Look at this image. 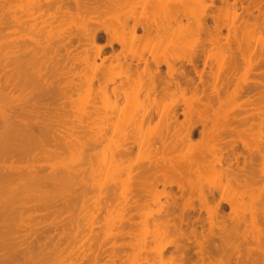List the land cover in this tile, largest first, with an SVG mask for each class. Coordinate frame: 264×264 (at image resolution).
<instances>
[{
	"label": "rangeland",
	"instance_id": "1",
	"mask_svg": "<svg viewBox=\"0 0 264 264\" xmlns=\"http://www.w3.org/2000/svg\"><path fill=\"white\" fill-rule=\"evenodd\" d=\"M1 1H2V0H1ZM1 1H0V6H2V8L0 7L1 10L4 8L3 6H6V5L8 6V7L6 6V7L2 10V13L7 12L6 14H8V12H9L10 10L12 11V9H13L12 12L15 11V12H18V13H19V15H18V14L16 15V13L14 12V14H15L16 16H18V17H16L17 20H18L19 16H23V15L25 16V15H27V11H28L29 14H30V11H31V12L33 13L34 17H36V16L38 15L36 18H34L33 15L31 14V15H30L31 20L28 18L29 15H28V17L26 16L27 20H30L31 22H33V24H35V21L37 20L36 23H37V27H38L37 29H38V30L35 28L36 26H33V24L31 25V27H34L35 29H34V28H33V29H34V30H37V32H35L34 30H33V31L30 30L31 32L29 31L28 33H30V34L28 35V33H26L27 30H26V31H23V30L21 29L22 31H21V30L18 31L17 28L12 27V26H16L19 22L22 23V22H21L22 20H21V21L19 20V22L16 21L17 24H15L14 21H12L14 24L10 21V19H11L12 16L14 15L13 13H11L12 16L10 15V16L8 17V19L11 17L8 21H10V23L13 24V25H11L10 23H9L8 25H11L12 29L14 28V31H16V32H18V33L15 32L14 35H13L12 32H14V31L11 30V27H8L7 30H6V28H5L4 30L1 29V30H3V32L0 30V31L3 33V35H4L5 33L7 34V35H6V34L4 35V36H5V37H4L5 40H4V38H1L3 35H2V33L0 32V46L3 47V46L1 45V43H3V44L6 43V44H4L5 47H6V45H9V44L11 43V45L9 46L10 48L7 46V47L4 48V50H3V49L0 47V48L3 50V51H1V49H0V51H1V54H0L1 57H0V59H1V60L3 59V62H6V63H3V62H2V63L5 64V65H3V64L1 63V65H3L4 67H2V66L0 65V68H2V69H0V70H1V71H0V76H2L1 74H4V73H5V74H6L5 77H7V76H8V75H7V71H8V73H10V74H9L10 77L8 76L6 81L3 80L2 77H0V80H1L0 83H1L2 85H4V83H5V82H8V80H13V79H14L12 82L9 81L8 83H5L8 87H7L6 85H4V86H6V87L3 86L2 89H0L1 91L3 90V91H2V92H3L2 95H5V97L8 96V98H7V97H6V98L4 97V98L9 100V101H8V100H6V101H5V100H4V101H3V100H0V103H1V104H0V114H1V113L4 114L3 117H1V115H0L1 119H4V118L6 117V114L10 115L9 113H10V112H13L12 110H13L14 108H13V107L11 108V106H14V107H15V105L19 103L18 99L21 100V103H24V101L26 100L25 103H27V104H28L27 100H33V101H30L29 103H30V104L33 103L35 106H33V104H32V105L28 104V105H30V106H28L29 109H26V110L29 111V113H31V115H32V114L35 115V116H33V118H32V116L29 115V113H28V115H29L30 118L27 117V121L29 122V121L31 120V121H30L31 125H32V123H33V124H35V127H36L37 123H35V122L38 121V123H39L40 121H42V120L44 119L46 123H48L47 121H49V122L52 124V125L50 124L51 127H52L53 124H54V128H51L50 126L47 125L50 129H52V131L55 130L56 127L59 128V126H60L61 124H63V122H64L65 120H66V122H64V123H67L68 126H67L66 124H63L64 126H62V125L60 126V128L62 127L61 130H57V131H62V130H63L62 133H61V132H57L58 135H59V134L62 135L63 133H65V134H64L65 136L62 135L61 139H59V137L57 136V133H55V135H56V138H55V139H57V137H58V140H61V141H58V142H57V143H58L57 146L60 144L58 147H61V149L58 148V147L56 148L55 146L52 147L53 145H51V144H50L51 147H50L49 145H48V147H46L47 144H46L45 142L50 143L49 141H51V143H52V142L54 141V143H55V140H54V139H53V140L51 139V138H52L51 135H50L51 137L49 138V134L52 133L50 129H48V131L50 130V133L48 134L47 137L41 135L42 137H41V136H38V137H40L38 140H37L38 137H35L36 140H35L34 142H38V143L40 142L39 144H40V146H42V147L46 144V146H44V147H45V150H46L47 148H49V149H47L46 152H44L43 149H41V150L38 149V147H39V144H38V143L36 144L37 147H35V149H34V147H32L34 150H33L32 148H30V147H31L30 144L27 145V147H29L30 150H32V151L29 150V151H30L29 154H31L30 157H32V158H29V154H28V153H23V151H21V152L24 154V155H23V154H21V153L19 152V151L21 150V148H22V149L24 148V147H22L23 144H21V143L19 142V144H21V148H19L20 145H19V147H18V145L15 144V143H16L21 137H20L19 139H16V141H13V140H15V138H14L13 140L10 138V140H12L13 143H14V144H12V141H11V142L9 141L10 144H12L11 146H13V147H11L10 144L7 145L6 142H5V143H6V144H5V143H4V139H5V138H3L2 136H0V137L3 138V141H2V142H3L5 145H7V147L5 146V148H6L5 150H8L7 148H8L9 146H10L9 149H11V150H9V151H11V152L6 151V152H8V153L11 154V155L9 154L11 157L8 155V158L10 157L9 160H8V158H7V160L5 159L7 156H2V157H1L2 153H4L3 150H2V152H0V157H1V161H0V169L3 170V172L5 171L4 168H5L6 170H8L7 168H9V167H10V168H9V171H10V169H11L12 167H14V168H12L11 170H15V171L18 170V169H16V167H17V168H20L21 170H23V167L26 165L24 168H28V169H29V167H31L29 170L32 171L33 168H35L34 170H36L38 167H40V166L42 165V167H43V166H44L45 168L47 167L46 169H47L48 171L45 169V170H46V173L48 172V173H52V174H54V172H56V171H58V170H64V168H65L66 166H68V167L71 166V165H75V166H76L78 163L80 164V163H82L83 161H85L84 158H83V159H81V162H79V161H80V160H79V156L81 155V156L83 157V154H85V153H82L81 151H86L87 154H89V155H87V158H88V159L86 158V160H87V164H86V163L84 164V162H83V164H81V168L78 167V169H76V170H78L76 174H78L79 172H81L80 174H86L85 172L89 169V170H88V173H87V176L90 177V178L88 179V178L84 177L85 179H88V180L85 181V179L83 178L84 180L82 179V181H81V182H82L81 185L83 184V185H82V186H83V191H85V190L87 189V188H85V190H84V186H86V185H87V186H90V185H91V186H90V188H91V187H93V186H92L93 184H91L92 181H93V183L95 184L94 181H95V180H96V181L99 180L98 178H99L100 176H101L100 178H102V177L105 176L106 174L108 175V173H107L108 169H109V179H108V180H109V182L112 181L111 183L113 184V185H110V184H109V187H110L111 190H112V189H115V188H116V189H115V190H112V191L109 189L111 193L109 192L110 194H109V196H108V194H107L108 192H107V193L104 192V191H106V189H105V186H103V188H104L105 190H104L103 192H100V191H99V194H98V192H96V191H98L97 189H98V188H101V187H98V185L96 186V184H95L96 190L94 189V193H95V192H96V193L94 194L93 191H92V193L94 194V196H93L92 193H90V191H88V194L86 193V192H87V191H86V192H85L86 195H85L84 192L81 190L79 193H81L82 195H81V194H78V197H79V195H80V197L78 198V197H76V193H78V190L81 189V188L79 189L80 185L78 186V185L76 184V185H74V186L72 185V187H71V186H70V185H71V183H70L71 180L68 181V182H64L63 185H60V186L57 185L58 187L55 186L56 188L54 187L55 189H52V190L50 189L51 184H50V187H48V186L46 185V184H47V183H46L45 185H46V187H48V189H47L48 192L45 191V194H43L44 190H46V187H45V189H44V187H43L44 190H43V192H42V195L38 193V192L41 193V190H37L38 192L35 193V194H36V195H35L36 197H39L38 195H41V197H40V198H36V197H35V198H32V196L27 195V193H28V192H27L28 189H27V191H26V195H27V196H26V197H27L28 200H25V202H23V203H22V201H24L23 197H25V195L22 196V195H23V194H22V191L24 190V188H23L22 191L19 190L20 193H21L22 195H19V193H18V196H19V197H18V196L16 195L17 193L15 194V195H16V198H15V199L13 198V200H18L17 202H12V201H10L11 199H10L9 197H10L11 194L8 193V195H7V193H6L7 190H6V191L4 190V192H1V196H0V197H2V193H4L2 198H4V197L6 196V199L8 198V201H10L11 204H12V203H13V204L15 203L16 205H18V202L21 201V202H19V203H21V204H20L21 206H17V207H18L17 210L19 209V210H18L19 213H17L18 211H16V213L14 212V210L12 211V208L14 207L13 204L10 205V203H9L10 206H9V205H6V204L4 205V207L0 206L1 209L4 208V210H5V208H6L7 206L9 207V209L11 208V206H13V207L10 209V211L14 212L13 214H11V216L13 215V216L15 217L16 221H19L20 223L18 222L19 224H17V222L14 221L15 219L13 218V216H12V218H13L14 220L12 221V218H11L10 222H11V223L13 222L12 226H14L15 223L19 226V230H18V231H20V232L17 231L18 226L15 225L17 228L14 226L15 229H16V231H17V235H19V233H22V232H23L24 234H26V232H27V234L31 232V234H32V232H33V229H31L32 227L37 228V226H39L40 224H42V226H43V224H44V225H46L47 223H48V224H47V226H45V227H41V225H40V226H39V228L41 227L40 230L37 228V229H38L37 232H36V233H35V232L33 233V234H37V235L42 236V237H40L39 239L35 237L36 235H33V234L31 235V234H30V236H29V234H28V235L26 234V235H27V241H26V239H24V237H25L26 235H23V234H22V235H23V236H22V235L20 234V237H18V236L15 234L16 232H12V231H11L12 229L14 230V227H13V228L11 227V228H12V229H10L11 233L6 232V234L8 233L7 235L9 236V235H11V234L14 233V235H16V236L11 235L10 238L13 237V236H14V237H18V238H16V239L13 238V239H11V240H14V241H9V237H8V236H4L3 234H5V233L3 232V234H1L2 236L0 235V238H1V239H0V243H1L0 246H2L4 249H5L6 246H7V247H6L5 250H4L2 247L0 248V251H1V252H0V254H1L0 256L2 257V258L0 257V259H1V260H0L1 263H0V264H3V263H4V264H14V263H16V264H22L23 261H24L23 264H25V262L30 264V263H32V261H33L32 259H33V258H34V259L36 258L35 260H38V261L41 262V263H40V262L34 260L33 263H36V264H49V263H50V264H69V263L72 261L71 258L73 259L72 262L75 261V263H77L78 261H80V260L82 259L78 264H85V263H86V264H93V263H94V264H96V263L98 264V260H99V264H104V263H105V264H114L113 262H115V261H116V264H119L120 262L123 263L122 260L124 261V264H125L126 259L128 260V262L126 261L127 264H139V263H140V264H143L142 262H146V261H149V260H150L149 262L144 263V264H149L151 261H152V262H153V261H158L157 258H160V260L163 259V258H164V255H165V257L168 255V257L165 258L166 260L169 258V261L167 260V262H168L167 264H170V263H171V264H174L175 261H176L175 264H180L181 261H180V263H179L178 259H177V260H176V259H175V260H171V259H172V257H173V259H174V258H177V257H176V254H177V253L175 254V252H176L177 249H176L174 246H175V245H179V243H181V241H182V243H183L184 241L182 240V238L180 237V235H177V234H176V231H175V233L173 234V232H174V231H172L173 229H171V232L169 233L170 236H171V235H172V236H171V237L168 236V240H169V239H170V240L173 239V240L175 241V239H176V241H175V245H172V244L168 245V244H167V247H165L166 249L163 250V253H164V254L162 253L163 256H161L160 254H158V250H155V249L158 248L159 245L163 244V242H166V240H165V239L162 240L163 237H162V236H161L162 238L160 237V233H159V232H160V229H157L158 226H160V224L158 223V224H159V225H158L157 223L154 224V223H152V222H154V221H153L154 218L157 219L156 217H158V218L162 217V216H160V215H162V214H161L160 212L158 213L157 210H159V209L161 208V206H164V205H165V207H166V205L168 204V202H170L171 199H170L169 197H166V196L164 197L163 194H162L161 192H159L160 190H162V185H160V184H158V185L156 186V189H157L156 192H159V193H158V197L160 196V197H159V201H157V202L155 201L156 203H153V201L155 200L153 197L156 196V195H155L156 192H153L154 194L152 193L153 197H152V196H146V193H143V194L141 193L140 196H136L137 194L139 195V193H138V191H137V189L139 188V186L136 185V183L134 182V181H136V180L133 178L134 176H132V174H131V176H132V178H133V182H134V184H133V182L130 180V177H131V176H130L128 173H130V170H132V169H134V168L137 169V168L140 167V170H142V167H145V166H143L144 164L146 165V163H147L149 160H152V159L154 160V159H156V158L159 157V156H160V159H159V158H157V159H159V160L162 159V160H163V157L166 155V156L164 157V159L166 158V159H167V163H168V161L171 160L170 157H172L173 154H174V156H177L178 154L180 155V153H181L182 155H183V153H184V155H183L184 157H186L187 154H189L188 151H190V154H191V152H192V147L194 146V144H195L194 148L196 147L195 149H198L199 147H200V148L205 147L207 143L211 144L210 142H207V140H209V139L211 138V136H206V137L204 136V137H201L202 135L199 133V131H200L201 128H202V125H200V124H201V123H200L201 121H203L205 124H207V125L210 126V125L213 123L212 121H213V119H214L215 124H214L213 129H215L216 124L219 123V119H217V117L220 115V116H222V117L220 118V124H221L223 121H225V122L223 123V125L226 124V122H227V124H230V125L233 124V125L235 126V122H236L237 120L234 122V120H233L232 117L235 116V115L237 114V112H238L240 109H242L241 105H243L244 102H245V103H249V100L247 101V99H248L247 97H248V96H244V95H242V94H241V95L238 94L240 97L236 94L240 99H239L237 96H235L234 90H235V87L237 88V86H236L237 83L234 84L233 82L238 81V83H239L240 81H242V79H243L242 74H243V72L246 70V67H247V64H248V63L245 64L244 61L242 62V59L239 60L241 57H240L239 59H238V57H237V59L239 60V62H238V67H241V68H240L241 70H242V67H244L245 65H246V67L243 68L242 71H238L239 68H237V70H236L237 75H236V73H235V75L237 76V80L234 78V80H236V81H233V82L231 83V85L229 84V85L226 87V89H225V87H223V86L221 87V85H220L219 83H221V81H222L221 79H223V78H221V75H219V74L221 73L222 69L225 67L224 64L227 63V65H228V60H229L231 57L229 56V54H228V56H229L230 58L226 57V56H227L226 54H227L229 51H227V50H228L227 48L225 49V51H227V52H225V53H226V54H225V57L228 58L226 61H225V57H224L222 54H219V58H220V57H221V58H220L219 60H217V58H218V54H214V53H219L220 50H219V49L217 50V48L214 47V46H211L212 48H210V43L206 42V41H205L206 39H203L202 36H200V37L203 39L202 41H205V43H204L205 46H206V45L209 46L210 49L208 48V49H209L208 54H211V57H212V58L210 57L209 59H207V61L209 62V66H208L207 61H206V66H202V65H204L202 59L200 60L201 62L199 61L200 64L198 63V65H201V66H198L199 70H200V69L202 70V69L204 68V69H203V70H204L203 72L206 71V72H205L206 74H204V73L202 74V75H204V77H207V75L210 76L209 73L211 74V76H210V78H209L210 80H209V79H205V78H203V79H205V80H204L205 82H206L207 80H209V81H207V84L205 83L207 86H205V84H204V87L201 88V85L198 84V85L200 86V88H197V89L195 88L194 90L191 89L190 91H189L188 89H186V91H184V90H185V89H184V90L181 91V92H179L180 90H179V91H175V94H174V93L172 94V95H174V96L164 97V98H162V97L159 98V96H157V100H159V101H157V104H160V105H161V106L158 105V106H159L158 109H161V110H162V108H163V109H167V108H166L167 106H168V109H169V107L172 106V104H173V106H174V103L176 102L175 105H176V107H177L176 110L178 109V110H177V112H178V113H177V115H178V116H177L178 122L183 121L184 124H187V125H188V123L185 122V121H188V120H189L188 118H190L189 123H191V121H192V123H196V122H197V126L195 127L196 130H194V133H195V134L193 133V135H192V137H191L192 139H190V141L194 139V141H191L193 144H192L191 142L189 143L188 140H187L186 143H188V144H186V143H184V142H183L184 144H182L184 147H181V145H180V147H179V146L177 145L178 143L174 145V143H176V142L179 141L178 138H180V136L178 135L179 137L177 136V138H175V142L173 143V141H172L173 144L170 145V146L173 145V146H172L173 148L167 146V149H166V146H165L164 144H161V142H160V143H159V142H155L156 144H155V143H153V144H149V145H151V146L148 145V148H147V146H144V143H145V142L143 143L142 141H146L145 139L150 138L153 134H157V133L160 132L162 129H164V128H163V127H164V122H162V120H163L162 118H164V117H160V116L156 115V113H155V114H154L155 117H152L153 119L151 118V119L149 120L151 123H150V122H144V124H141V126H139L140 129L136 128V124H133V123H135V121H134L135 119H133V118H135L136 115H139L141 111L143 112L144 109H149V110H151V111L153 110L152 112L154 113V109H155V107H157V106L154 105L155 103L152 101L153 98L151 97V98H152V99H151L150 97L148 98L147 96H145V92L142 91V90L140 91V92H142V94H141V93L139 92V88L137 89L138 86L136 87L134 83H133L134 85H132L131 82H130V84H131L132 86L129 85V83H128V84H127V83H124L123 80L126 81V78H125V76H124L123 74H129V73H130V70H128V67H129V63H128V62H131V64H132L131 68H132V67L134 66V64L136 63V62H135L136 60H135L134 58H136V55H138V56L140 55V56H141V55H142L141 52L144 54V57H146L147 60H151V61H149V62H151V63L154 62V61H153L154 58L152 59V56H154L155 53H156V54H155L154 57L157 56V57H156L157 59H158V57H160V59H161V56H162V59H163V56H165V57L167 56L166 59H168V57H169L168 55H169V54H167V53H168L169 50H166V49H167V48L169 49L170 46H169V45L167 46V43H166L165 41H167L169 38L167 39L165 36L163 37V35H164V34H163L162 37H163L164 39H161L162 37H161V38H158L157 36H156V38L154 39L155 36H154L153 33H152L153 35L151 34L153 38H152V37H151V38H149V37L146 38L145 36H147V35L144 36V32H143L140 28L137 30L139 36L136 34V35H137L136 38H133V37H135V36H132V37H131V34H130L129 37H128L127 35L129 34V30L127 29V26H126L128 23H127V24L125 25V27H124L123 24L118 23V22H120V20H119L118 18H119L120 16L122 17V15H124V13H125L126 15H129L130 13L127 14V12L134 11V13L136 12V14H138V13L140 14V15H139L140 20H141L142 18H146V17H147V19H148V20L150 21V23H152V24H155V22H156L157 24H163V25H165V24H167L166 21L168 20V18H169V19H172V17H175V16H174V15H175L174 13H176V14L178 15V14H180V13L183 11V9H184V10H185V9H186V10L188 9L189 12L191 11V9L194 10V11H197V10H198V5H197V3H198V4H199V2H202V3L205 2V3H206V2L209 1V0H207V1H206V0H204V1H203V0H202V1H200V0H198V1H197V0H181V1H180V0H179V1H178V0H177V1H176V0H162V1H160V0H131L132 2H131L130 0H128V2H127V0H124L125 2H123V0H120V3H124V5H123V4H119V3H118V4H117V3L114 4L115 6H116V4H117V6H118L117 8H120L119 5L122 6V8H120L119 10H115V9H116L115 6L112 5V3H114V2H110L109 0H106V1L109 2L108 4H111L112 7L115 8V9H114V8H113V9H112V8L109 9V10H111V11L108 10V12L105 11V9L103 8V7H105L104 5H101V7H100V8L102 9V11H100V10H93V9H95V7H96V9H100V8H98V6L100 5L99 2L102 3L103 0H102V1L97 0V1H99L98 4H95V3H97V2H95L96 0H91V2H90L89 0H86V2L88 1L87 3H91V4H93V5H91V6L93 7V9L91 10V6L85 3V7H86L87 9H86V8L84 9V8L81 6L80 9H78L77 11H76V9H77L76 6H78L79 4L81 5L82 3H80V2H83V0H82V1H80V0H76V1H78V2L80 1L79 3H76L74 0H73V1L71 0L73 4H74V2H75L74 10H73V7L71 6V5H73V4L71 3L70 0H66V1H65V0H61V3H60V0H59L58 2H57V0H53V1L50 0V4H49V0H47L48 3H46L47 1H45V0H44L45 2H44L43 0H41L42 2H40L39 0H37V1H39V2L37 3V2H35V1H36V0H35L34 2H35L38 6L35 5V3L33 2V0H32V2H33L34 4H33L32 2H30L31 0H18V2H17V0H13V1L8 0V1H10V2H8L7 0H4L5 2H6V1L8 2V3L6 2V5H3V4H5V2L3 3V2H1ZM19 1H20V2H19ZM23 1H24L25 3H24ZM67 1H68V4H69L67 7L71 6V9H70V8H66V9L64 8L65 11H64V10H63V11H64L65 14H64V13H61V10H62V9H61V10H59V9L62 8L63 6H60V5H61V4H65V5H67ZM69 1H70V2H69ZM92 1H93L94 3H92ZM104 1H105V0H104ZM113 1H115V0H113ZM117 1H119V0H117ZM121 1H122V2H121ZM129 1H130V2H129ZM149 1H150V2H149ZM155 1H157V2H155ZM172 1H173V2H172ZM186 1H187V2H186ZM230 1H231V0H230ZM258 1H259V2H257V1H254V2H253V0H252V1H250V0H249V1H248V0H247V1H246V0H242V3L244 4L243 6H246V5L248 4V5H247L248 8H250L253 12H257V9H256V8H258V7H260V6L263 7L262 5H264V0H258ZM261 1H262V2H261ZM21 2H22V3H21ZM29 2H30V3H29ZM51 2H52V3H51ZM53 2H56L57 5H56V3H55V5H54ZM115 2H116V1H115ZM171 2H172V3H171ZM175 2H176V3H175ZM190 2H191V3H190ZM195 2H196V3H195ZM1 3H2V4H1ZM14 3H15V4H14ZM18 3H19V4H18ZM27 3H28L29 5H27ZM39 3L42 4V5L40 4V7L43 6L45 9H43V7L40 8V7H39ZM45 3H46V7H45ZM58 3H59L60 8H59V6H58ZM104 3H105V2H104ZM104 3H103V4H104ZM126 3H127V4H126ZM133 3H134V4H133ZM183 3H184V4H183ZM187 3H188V4H187ZM207 3H208V2H207ZM221 3H222V2H220L219 0H215V4H217V6L221 5ZM252 3H253V4L256 3L257 5H256V4L253 5ZM20 4H21V5H20ZM31 4H33V5L31 6ZM43 4H44V5H43ZM47 4H48V5H47ZM76 4H78V5H76ZM94 4H95V6H94ZM125 4H126V6H127L128 8H127V7H126V8H123V6L125 7ZM153 4H154V5H153ZM245 4H246V5H245ZM251 4H252V5H251ZM9 5H12V6H9ZM14 5H16V6H14ZM19 5H20V6H19ZM22 5H25V7L22 8V7H23ZM82 5L84 6V4H82ZM87 5H88V6H87ZM146 5H147V6H146ZM149 5H151V6H149ZM181 5H182V6H181ZM187 5H188V6H187ZM196 5H197V6H196ZM241 5H242V4H241ZM28 6H29V7L31 6V8H30L31 10L29 9L30 11L28 10V8H29ZM48 6H49V7H48ZM53 6H54V8H53ZM56 6H57V9H56ZM108 6H109V5L106 4V8H108ZM148 6H149V7H148ZM195 6L197 7L196 9H194ZM221 6H222V7H221ZM221 6H220V7L223 8L224 5H221ZM237 6H238V7H236L237 9L235 8V9L237 10V12H242V10H240V9H242L241 6H240V2L237 4ZM10 7H11V8L13 7V8L10 9ZM14 7H15V8H14ZM17 7H18V8H17ZM38 7H39V8H38ZM47 7H48V8H47ZM51 7H52V10H58V11H56V13H58V14L54 13V11L52 12ZM64 7H66V6H64ZM88 7H89V8H88ZM110 7H111V6H110ZM146 7H147V8H146ZM171 7H172V8H171ZM26 8H27V9H26ZM32 8L36 10V13H37L39 10H41V11L43 10V11H42V12H38L37 15H35V13H34L35 10L32 11ZM58 8H59V9H58ZM78 8H79V7H78ZM81 8H83V9H81ZM212 8H213V7H212ZM216 8H218L219 10L217 9V10H218V11H217ZM221 8L216 7V5H215V7H214L213 9H215L214 11H216V12L213 11V13H217V12H218V14H221V17L224 18V19H221V20H223V23H225V24H227V25L230 23L229 26H231V23L233 22V21L231 22V19L233 18L232 12H227V11H225V7L223 8L224 10H223V9L221 10ZM5 9H6V10L8 9L9 11L7 10V11L4 12ZM17 9H19V10H21V11H23V12H19V11H17ZM24 9H25V10H24ZM49 9H50V10H49ZM88 9H89V11H86V10H88ZM129 9H130V10H129ZM150 9H151V10H150ZM177 9H178V10H177ZM179 9H180V10H179ZM181 9H182V10H181ZM250 9H249V10H250ZM26 10H27V11H26ZM44 10H45V11H44ZM47 10H48V11H47ZM81 10H82V11H81ZM112 10H113V11H112ZM141 10H142V12H141ZM145 10H146L147 12H146ZM173 10H174V11H173ZM186 10H185V11H186ZM230 10H232V9H230ZM46 11H47V13H45V15H44V12H46ZM63 11H62V12H63ZM67 11H69V12H67ZM75 11H76V12H75ZM79 11H80L81 13H82V12H83V13L81 14ZM85 11H86L87 13H88V12H91V13L93 12V13H94V12H96V11H97V12L94 13V14H93V13H92V14H91V13H88V15L85 16V15H84ZM103 11H105V13H104ZM116 11H117V12H116ZM194 11H193V12H194ZM219 11H220V12H219ZM223 11H225V12H223ZM24 12H26V14H25ZM59 12H60V13H59ZM78 12L81 14L80 16H78V15H79ZM98 12H99V13H98ZM100 12H101V13H100ZM109 12H110V13H109ZM115 12H116L117 14H116ZM140 12H141V13H140ZM177 12H179V13H177ZM191 12H192V11H191ZM22 13H23V15H22ZM42 13H43V15H41V17H39L40 14H42ZM48 13H49V14H48ZM68 13L70 14V16H69V15H66V14H68ZM87 13H85V14H87ZM97 13H98V15H97ZM102 13H104V14H102ZM132 13H133V12H132ZM195 13H196V12H195ZM223 13H224V14H223ZM225 13H226V14H225ZM227 13H228V14L230 13V14L228 15ZM9 14H10V13H9ZM20 14H21V15H20ZM47 14H48V15H47ZM54 14H55V15H54ZM59 14H60V15L62 14L61 16H59L60 19H59L58 17H56V16H58ZM63 14H64L65 16H64ZM72 14H74L75 17H74ZM76 14H77V15H76ZM99 14H100V15H99ZM115 14H116V15H115ZM172 14H173V15H172ZM1 15H2V14H1ZM52 15H53V18L51 17ZM104 15H105V16H104ZM108 15H109V16H108ZM110 15H111V16H110ZM112 15H114V17H113ZM222 15H223V16H222ZM225 15H228L229 17H227V16H225ZM231 15H232V16H231ZM3 16H5V15H3ZM6 16H7V15H6ZM6 16H5V17H6ZM24 16H23V18L20 17L19 19L22 18L23 21H24V20H25V17H24ZM47 16H48V17H47ZM63 16H64V19H62V20H63V21H62L61 18H63ZM67 16H68V17H67ZM83 16H84V17H83ZM87 16H88V17H87ZM89 16H90V17H89ZM93 16H95V17H93ZM141 16H142V18H141ZM224 16H225V17H224ZM0 17H1V16H0ZM5 17H4V18H5ZM45 17H46V18H45ZM49 17H51V19H52L53 22H52L50 19H48ZM54 17H55V18H54ZM77 17H78V18L81 17V18L78 19ZM91 17H93V18L91 19ZM100 17H101V19H100ZM111 17H113V18H111ZM115 17H116V18H115ZM159 17H160V18H159ZM170 17H171V18H170ZM231 17H232V18H231ZM6 18H7V17H6ZM73 18H74V19H73ZM98 18H99V19H98ZM106 18H107V19H106ZM157 18H158V20H157ZM230 18H231V19H230ZM16 19H15V17H14V20H16ZM53 19H54V20H53ZM56 19H57V21H56ZM58 19H59V20H58ZM76 19H78V20L76 21ZM89 19H91V24H92V25L90 24ZM105 19H106V21H104ZM113 19H114V21H113ZM229 19H230V20H229ZM233 19L235 20V18H233ZM233 19H232V20H233ZM236 19L239 21V18H236ZM3 20H4V19H3ZM3 20L0 19V23H1V21H3ZM6 20H7V19H6ZM6 20H5L4 25H3L2 23L0 24L1 27H2V26L4 27V26L7 24L6 22H8V21H6ZM11 20H12V19H11ZM32 20H34V21H32ZM47 20H48V21L50 20L53 24H51L50 22H49L50 24H48V21H47ZM79 20H80V21H79ZM115 20H117V21H115ZM143 20H144V19H142L141 21H143ZM227 20H229L230 22H228ZM237 20H235V21H237ZM25 21H26V20H25ZM25 21H24V22H25ZM30 21H28V22H29L28 24H31ZM54 21H56V22H55L56 24L54 23ZM58 21H59V22H58ZM75 21H76V22H75ZM87 21H88V22H87ZM149 21L146 20V21H144V22H149ZM159 21H160V22H159ZM161 21H162V22H161ZM207 21L210 23V24L208 23L209 25H211V24L213 25L212 20H211L210 18H208ZM235 21H234V23H235ZM238 21L236 22L235 25L238 24ZM64 22H65V23H64ZM99 22H100V23H99ZM116 22H117L118 24L122 25V26L120 27V29L117 28V27H118V26H117L118 24H117ZM183 22H184V25H185V24H186V25L189 24L188 26L193 25V24H191L190 21H188V22H187V21H183ZM185 22H186V23H185ZM57 23H58L59 25H58ZM66 23H67V24H66ZM83 23H84V24H83ZM85 23H86V24H85ZM98 23H99V24H98ZM113 23H114V25H113ZM115 23H116L117 25H116ZM150 23H148V24H150ZM170 23L172 24V23H174V22L171 21ZM63 24L65 25V27H64ZM108 24H109V25H108ZM111 24H112V25H111ZM130 24H131V22H129L128 26H129ZM8 25H7V26H8ZM35 25H36V24H35ZM54 25L57 26V27H54ZM86 25H88V26H86ZM105 25H106V26H105ZM115 25H116V27H115ZM120 25H119V26H120ZM150 25H151V24H150ZM163 25H162V26H163ZM172 25H173L172 28H173V27H176L174 24H172ZM7 26H5V27H7ZM78 26H80V27L78 28ZM82 26H83V27H82ZM102 26H103V27H102ZM110 26H111V27L114 26V27L111 28ZM152 26H153V25H152ZM155 26H156V24H155ZM158 26H159V25H158ZM3 27H2V28H3ZM53 27H54V28H53ZM62 27H64V28H62ZM85 27H86V28L89 27V28H90V29L88 28L89 31H90L91 29H97L98 32H99L100 34H103V37H104L102 40H99L98 42H96L97 44H94V45H96L95 47H100V46H101V50H102V51H100L101 53L99 54L100 57H99V55H98V57L95 55V62H97V64H99V65H101V64H103V65H107V64H108V65L111 67V68H110V67L108 68V65L106 66L108 69H110L109 71H108V70L106 69V67L103 66V65L101 66V67H103V69H101V70L103 71L104 68H105V70L108 72V73L105 75V77H108V80H109V77H113V76H114L115 79L117 80V81H116V80L114 81L115 84L112 82V83H110V84L108 83L109 85L107 84L108 86L106 85V88H103V87H102V89H106V90H105V93H104V91H103L101 88H99V87H101V84L97 85L99 82H98L97 80H95L97 77L94 76V75H96V74H98V75H99V74H102V72L100 73L101 70H99V73H98V71H97V73H96V71H95V74L92 75V73H94L95 66H94V64L91 65V67H93V69H92V68L89 67L90 65H88V63L90 64V62H91V64H92V62H93L92 60H93L94 57L92 58V56H93V54H94L95 48H93L94 50H93L92 48H89V47L92 46L91 44H89V45H88V49H89V50H88V49H87V46H86V43H85V45H83V44H84V42H83L82 45L80 44L81 46H80V47L78 46V47L76 48V51H75V47H76V46L78 45V43H79V42H78V43L75 42V35H77L78 33H81V31L84 30ZM106 27H107L108 29H107ZM122 27L126 28V31H128V32L126 33L125 30H124V28H122ZM153 27H154V26H153ZM165 27H166V26H165ZM190 27H191V26H190ZM247 27H249V26H247ZM247 27H246V28H247ZM29 28H30V27H29ZM59 28H60V29H59ZM66 28H67V29H66ZM80 28H84V29L80 30ZM100 28H101V29H100ZM103 28H104V29H103ZM114 28H115V29H114ZM116 28H117V29H116ZM170 28H171V26H170ZM15 29H16V30H15ZM31 29H32V28H31ZM55 29H57V30H55ZM58 29H59V30H58ZM69 29H70V30H69ZM71 29L74 30V31H71ZM106 29L109 30V31L111 30V35H112V36H111V35H110V36L113 37V38L121 39V38H123V36H124V38H125L124 41L128 38V39L126 40V41L128 42V43L126 42V44H127L126 49H124V48L122 49L124 52L121 50V46H120L117 42H113V48H110V47L106 44V43L108 42V40H109V33H108V32L105 33V32L103 31V30L106 31ZM121 29H122V31H121ZM54 30L57 31V33H58V35H59L60 37L57 35V33H56ZM64 30H65V31H64ZM68 30H69V31H68ZM77 30H78V31H77ZM86 30H87V29H85L84 31H86ZM88 30H87V31H88ZM119 30H120L121 32L118 33ZM169 30H170V29H169ZM10 31H12V32H10ZM52 31H54V32L56 33V35L53 34ZM62 31H63V32H62ZM79 31H80V32H79ZM262 31H264V29H263ZM262 31L259 32V33H260V36H263V35H264V34H263L264 32H262ZM8 32H9V33H8ZM34 32H35V33H34ZM48 32H49V33H48ZM72 32H73V33H72ZM75 32H76V33H75ZM123 32H125L127 35H126V34H123ZM227 32H228V31H227V28L223 27V28L221 29V32H220V33H221L222 36H223L224 34H226V36H227ZM253 32H254V31H253ZM10 33H11V34H10ZM51 33L54 35V38H58V37H59L61 40H63V39L65 40V38H67V37H72V39L74 38V39H73L74 41L71 42V43L74 44V45L72 44V45H73L72 47H71V44L66 46V48H65L66 50H65L64 48H62L63 46H62L61 48L59 47L61 50H58V51L61 52L62 55H61V53H60V55H61V56H60V55H59V52L57 51V56L59 55L58 57L56 56L57 59L55 58V55H54V54H56V50H55V48H54L55 51L52 49V52H53V53H52L51 55H49L50 52H48L49 57L47 56V52H46V50L48 49L47 46H50L49 44H52V43L55 41L54 38H52V37H51L52 39L50 38V36H51L50 34H51ZM60 33H61V34H65V33H66V34H65V35H60ZM107 33H108V34H107ZM117 33H118V34H117ZM121 33H122V34H121ZM223 33H224V34H223ZM254 33H256L257 35H259L258 30H255ZM261 33H262V34H261ZM16 34H18V35H16ZM23 34H24V35H23ZM32 34H35V36H36V40H34V39H35V38H34L35 36L32 35ZM45 34H46V35L48 34V37H47V38H44V40H43L44 42H42L41 40H40V41H41V43H45L46 45H44V44H43V45L46 46V47H43V48H42V47L40 46V44H41L40 42H39L40 44H38L40 47H39L37 44H34V45H36V46H34V45H33V43H34L33 40L36 41V42L38 43V41H37L38 38L41 39V36H40V35L45 36ZM104 34H105V35H104ZM116 34H117V35H116ZM192 34H193V33H192ZM192 34H191L190 36H188V37H189V38H188L189 40L187 41V42H188V43H187L188 46L191 45L190 48H189V47H186V49L188 48V50H186V49L184 50V48H183L184 51H183V50H182V51H183L184 53H182V52H180V51H179L178 53H181L182 55H185V56L188 57L189 54L192 55V53L194 52V49H195L196 47L199 48L198 46H199L200 44H199V43L197 44L198 40H199V42H200V40H201V39L199 38V34L197 35V33H195V32H194V34H193V36H196V35H197L198 38H197V36H196V38H195V37L192 38ZM195 34H196V35H195ZM256 34H255V35H256ZM1 35H2V36H1ZM9 35H10V36H9ZM25 35H26V36H25ZM30 35H32V36H30ZM38 35H39V36H38ZM68 35H69V36H68ZM73 35H74V36H73ZM121 35H122V37H120ZM140 35H141V36H140ZM166 35L168 36V34H166ZM200 35H203V36L206 35V36H208V34H205V35H204V33H203V34L201 33ZM255 35H253V37H254ZM6 36H8V37H6ZM14 36H17V38L14 37ZM19 36H20V38H21L20 40H22V41H23V40L26 41V39H27L26 37H27V36H28V38L30 37L29 39H32V40H31V41H32V44L29 43V45H30V46L33 45L34 47H32V48H34V50H35V51H33V53L36 54V56L39 55V56H37L38 58H37L35 55H34V56H35V58L38 59V61L35 63V65L38 64V63H39L40 65L38 64L37 66H35L36 68H34V66H32V67H30V69H31L30 71H31V72L29 71V69H28V71H29L30 73H34V76L36 75V72H37V73H40V72L43 73V72H44L45 75H47V76H44V75H43L44 73H43L42 75H41V73H40L41 76L39 77V74H37L35 78L33 77V79H35V80L33 81V82H34V85H33L32 83H30V82H31L30 79L28 80V78H29L28 76L31 75V74H28L29 72L27 73V71H24L25 68H26L25 66H27V64H25L24 67H23V66H20V70H21V69L23 70V71H20L21 74H22V72H25V73L23 74V76H22V80L20 81V84L22 83V85H21L20 88H22L21 90H23V91L20 90L21 92H23V93H21L22 96H20V95L17 93V91H16V90H17V87L19 88V86H16V87H15V81L19 78V76H17V75H13V74H17V69H19V67H17V69L14 68L15 65H14V63H12L13 59H11V57H10V56H14V55H15V56L13 57V58L15 59L16 54H17V52H15V51H16V49L20 48V47H18V46L16 45L17 40L19 39ZM22 36H23V38H22ZM43 36H42V39H43ZM55 36H56V37H55ZM57 36H58V37H57ZM105 36H106V37H105ZM107 36H108V37H107ZM118 36H119V37H118ZM224 36H225V35H224ZM260 36H259V37H260ZM12 37H13V38H12ZM45 37H46V36H45ZM62 37H65V38L62 39ZM126 37H127V38H126ZM138 37H139V39H140L141 37H142V38L145 37V38H144L143 40H141L142 38L139 40V39H137ZM256 37L258 38V36H256ZM48 38L51 39V40H54V41L52 42V41H50ZM59 38H58V39H59ZM148 38H149V40H150V43L152 42L151 40H153V42L151 43V44H153V46L155 45V44H154V41H156L157 38H158V40H157L158 42H155V43L157 44V45H155V47L158 46V47H160V48L156 47L158 50H155L154 47H153L154 49H153V48H150V47H152V45L149 44V40H148ZM206 38H207V37H206ZM262 38H264V36H263ZM8 39H10V40H8ZM14 39H15V40H14ZM29 39H28V40H29ZM45 39L47 40V42H48V40H49V41L52 42V43L48 42L49 44H47V42L45 41ZM116 39H114V40H116ZM134 39H135V40H134ZM160 39H161V40H160ZM166 39H167V40H166ZM2 40H3V41H2ZM11 40H12V41H11ZM137 40H138L139 42L141 41V43H138ZM180 40L183 42V39H180ZM180 40H179V43H181ZM221 40L223 41V37L221 38ZM1 41H2V42H1ZM7 41H9V42H7ZM29 41H30V40H29ZM29 41H28V42H29ZM76 41H77V40H76ZM132 41H136V42H132ZM144 41H145L146 43H144ZM161 41H163L162 44L164 43L163 46L166 45V46H164L165 49H164V47L162 46ZM176 41H177V40H175V42H176ZM202 41H201V42H202ZM15 42H16V43H15ZM18 42H19V40H18ZM60 42H61V41H60ZM130 42H131V44H130ZM177 42H178V41H177ZM19 43H20V42H19ZM54 43H55V42H54ZM80 43H81V42H80ZM133 43H134V45L132 46ZM136 43H137V44H136ZM222 43H223V42H222ZM252 43H253V42H252ZM21 44H22V43H20V45H21ZM23 44H24V42H23ZM87 44H88V43H87ZM98 44H99V45H98ZM129 44H130V45H129ZM139 44H140V45H139ZM143 44H145V45H147V46L145 47ZM158 44H159L160 46H159ZM168 44H170V42H168ZM189 44H190V45H189ZM20 45H19V46H20ZM41 45H42V44H41ZM135 45H136V46H135ZM138 45H139V46H138ZM149 45H151V46H149ZM13 46H14V47H13ZM15 46H16L17 48H16ZM37 46H38V47H37ZM69 46H70V47H69ZM102 46H103V47H102ZM125 46H126V45H125ZM129 46H130V48H129ZM131 46H132V47H131ZM141 46H144V47H141ZM235 46H236V45H235ZM35 47H36L38 50H39V48H42V49H40V51H41V50H42V51L44 50L45 53H44V52H40V51H38L37 49H35ZM52 47H53V46H51V48H52ZM82 47H83V48H82ZM92 47H93V46H92ZM123 47H124V46H123ZM136 47H138L139 52L137 51L138 49L136 50ZM162 47H163V48H162ZM194 47H195V48H194ZM11 48L14 49V50H12ZM15 48H16V49H15ZM44 48H45V49H44ZM73 48H74V49H73ZM85 48H86L88 51L92 50L93 52H92V51H91V52H92L93 54L90 53V52H89V53H86V52H88V51H87ZM8 49L10 50V52H9ZM49 49H50V48H49ZM49 49H48V50H49ZM57 49H58V48H57ZM62 49H64V50H62ZM71 49L74 50V51H72V53H71V51H70ZM146 49H147V50H146ZM148 49H149V50H148ZM151 49H153L154 51H153V52L150 51ZM215 49H216V51H218V52H216ZM36 50H37L38 52H36ZM78 50H79V52H78ZM112 50H113V51H112ZM134 50H135V51H134ZM165 50H166L167 53L165 52ZM210 50H211V51H210ZM213 50H214V52H213ZM5 51H6V53H4ZM23 51H25V50H23ZM63 51H66V54H67V55H65V53H64ZM128 51H129V52H128ZM143 51H144V52H143ZM145 51H146V52H145ZM147 51H149L150 53H149V52L147 53ZM222 51H223V50H222ZM2 52H3V53H2ZM8 52H9V53H13V55H12V54L10 55ZM39 52H40V53H39ZM54 52H55V53H54ZM83 52H85V53H83ZM121 52H122V54H121ZM131 52H132V53H131ZM210 52H211V53H210ZM43 53H44V54H43ZM76 53H77V55H76ZM112 53H113V55L117 53L120 57L116 56V58H114V57L112 56L114 59H113V58H112V59H108V58H111L110 54H112ZM139 53H140V54H139ZM157 53H158V54H157ZM165 53H166V54H165ZM223 53H224V52H223ZM237 53H238V52H237ZM256 53H257V52H256ZM2 54H3V55H2ZM5 54H7V55H5ZM30 54H32V53H30ZM40 54H43V56H41ZM70 54H72V57H73V55H74V57H73L74 59L71 58V55H70ZM84 54H85V55H84ZM88 54H92V55H89V59H88V57H87ZM120 54H121V55H120ZM123 54H124V55L127 54V55L125 56L126 58L124 57L125 59H123ZM130 54H131V55H130ZM132 54L134 55V58H131L132 60L134 59L133 61L130 59V56H133ZM135 54H136V55H135ZM150 54H151L152 56H151ZM9 55H10V56H9ZM17 55H18V54H17ZM19 55H21V53H20ZM19 55H18V56H19ZM45 55H46V56H45ZM53 55H54V56H53ZM63 55H64L67 59L64 58ZM75 55H76V56H75ZM146 55H147V56H146ZM5 56H6V57H5ZM27 56H28V55H27ZM27 56H26V57H27ZM29 56H30V55H29ZM40 56H41V57H40ZM51 56H52V57H51ZM82 56H83V57H82ZM128 56H129V57H128ZM138 56H137V57H138ZM142 56H143V55H142ZM142 56H141V57H142ZM170 56H171V55H170ZM213 56H214V57H213ZM215 56H216V57H215ZM222 56H223V57H222ZM238 56H239V55H238ZM255 56H256V57H255ZM2 57H4L5 59H8V57H10L11 60L9 59L10 61H9V60H8V61H6V60L4 61V58H2ZM31 57H32V56H31ZM31 57H30V58H31ZM43 57L46 59V61H45V59H44ZM46 57H47V58H46ZM53 57H54L55 59H54ZM59 57H60V58H59ZM61 57H63L64 60H61V59H62ZM68 57L71 58L72 61H71V59L69 60ZM104 57H107V58H104ZM127 57H128L129 59H128ZM250 57H251V58H250L251 60H252V58H253V60H252V61L250 60V61H251V62H255L254 59H255V60L257 59L258 54L256 55L255 53H254V54L252 53V56L250 55ZM24 58H25V57H24ZM27 58H28V57H27ZM35 58H34V60L32 59L31 61H35ZM40 58H42V59H44V60H41ZM48 58H49V59H48ZM50 58H52V59H50ZM76 58H77V59H76ZM85 58H87V60H85ZM90 58H91V60H90ZM103 58H104L105 60L107 59L108 61H107V60H106V61H107V62H110V63H106V64H104V62L102 63V61L104 60ZM118 58H119V59H118ZM120 58H121V59H120ZM170 58H171V57H170ZM222 58H223L224 60H223ZM16 59H17V61L19 60L18 57H16ZM37 59H36V60H37ZM53 59H54V60H53ZM79 59H80V60H79ZM100 59H101V61H100ZM102 59H103V60H102ZM116 59H117L118 61H117ZM122 59H123V60H122ZM160 59H159V60H160ZM231 59H232V58H231ZM258 59H260V58H258ZM258 59H257V60H258ZM261 59H262V58H261ZM261 59H260V60H261ZM1 60H0V62H1ZM21 60H22V59H21ZM50 60H51V61H50ZM57 60H59L58 63H61V62L63 61V64H62V63H61V64L56 63ZM67 60H68V64H69V66H68L67 63H66ZM73 60H74L75 62H74ZM83 60H84V61H83ZM105 60H104V61H105ZM109 60H110V61H109ZM129 60H130V61H129ZM220 60H221V62H220ZM257 60H256V62H257ZM260 60H259V61H260ZM15 61H16V60H15ZM40 61L42 62V64H41ZM44 61H45L46 63H45ZM55 61H56V62H55ZM85 61H87V63H86ZM115 61H116V62H115ZM121 61H122V62H121ZM179 61H180V60H179ZM179 61H177V64L179 63V65H181V64L184 63L183 60H181L180 62H179ZM182 61H183V62H182ZM210 61H211V63H210ZM222 61H225V63L223 62L224 64L221 66V68H222V67H223V68L221 69L219 65H221ZM240 61H241V62H240ZM261 61L264 63V59H262ZM261 61H260L259 63H261ZM9 62H10V63H9ZM51 62H53V63L51 64ZM70 62H71V65H70ZM82 62H83V63H82ZM84 62H85V63H84ZM100 62H101V63H100ZM117 62H119V63L121 62L122 65H121V63H120V67H116V66L119 65V63H117ZM125 62H127V64H126ZM141 62H142V61H141ZM181 62H182V63H181ZM21 63H22V62H21ZM24 63H26V61H25ZM55 63H56V65H57L58 69H60V70H58L56 66H55L56 68L53 67V66L55 65ZM65 63H66V65H65ZM77 63H78V64H77ZM80 63H81V64H80ZM201 63H202V64H201ZM239 63H241V64H239ZM242 63H244L245 65H243ZM16 64L19 66L20 62H19V64H18V63H16ZM22 64H23V63H22ZM47 64H48V65H47ZM50 64H51V68L49 67ZM73 64H74V66H73ZM76 64L78 65V66H77L78 69H77V67H76ZM86 64H87V65H86ZM110 64H111V65H110ZM123 64H124V65H123ZM139 64H142V65H143V63H140V62H139ZM149 64H150V63H149ZM162 64H163V63H162ZM162 64L160 63L161 66L159 65V68H160L159 71H161L160 73H162V75H164L163 72L166 74V72H167V67H166V65H162ZM177 64H176V65H177ZM218 64H219V65H218ZM251 64H253V63H251ZM257 64H258V63H257ZM257 64L255 63V65H257ZM9 65H10L11 67H10ZM17 65H16V66H17ZM20 65H21V64H20ZM41 65H43V66H42L41 69H39V68L41 67ZM81 65H82L83 67H81ZM126 65H127L128 67H127ZM142 65H138V66L143 67ZM154 65H155V63H154V64H151V66H153V67H154ZM212 65H213L214 68L212 67ZM217 65H218V66H217ZM227 65H226V66H227ZM239 65H240V66H239ZM241 65H243V66H241ZM5 66H8L9 68H11V70H10V69L7 70V67H5ZM29 66H31V65H28L27 67H29ZM44 66H45V68H44ZM47 66H48L50 69H49ZM59 66H60V67H59ZM62 66H63V67H62ZM67 66H68V67H67ZM85 66H86V67L88 66V69H87V70H84V69L86 68ZM96 66H98V65H96ZM112 66H113V67H112ZM114 66H115V67H114ZM125 66H126L127 68H126ZM253 66H254V64H253ZM258 66H259V64H258ZM22 67H23L24 69H23ZM52 67H53V68H52ZM64 67H66V68H65L66 70L63 69ZM70 67H71V69H70ZM74 67H76V68H74ZM79 67H80V68H79ZM84 67H85V68H84ZM124 67H125L126 69H125ZM141 67H140V68H141ZM177 67H179V66L177 65ZM201 67H202V68H201ZM206 67H207V68H206ZM211 67H212V69H211ZM4 68L6 69V71H5ZM68 68H69L70 70H72V69L74 68V69H73L74 71L72 70V72H71V71L68 70ZM116 68H117V69H116ZM119 68L121 69L120 71H119ZM123 68H124V69H123ZM151 68H152V67H151ZM205 68H206V69H205ZM217 68H218V70H217ZM256 68H257V67L254 66V69H253V67L251 66V70H249L250 72L248 71V73H247V75H248V74H249V75H248V76L246 75L245 77H246L247 79L250 80L251 78H254L255 76H257V72H256V71H257L259 68H257V69H256ZM3 69H4V70H3ZM32 69H33L34 71H33ZM37 69H38L39 71H38ZM46 69H48L49 71H48V70L46 71ZM51 69H52V70H51ZM55 69H56L57 71H56ZM62 69H63V70H62ZM91 69H92V70H91ZM111 69H112V70H111ZM115 69H116V70H115ZM122 69H123V70H122ZM215 69H216V71H215ZM220 69H221V70H220ZM255 69H256V71H252V70H255ZM15 70H16V72H14ZM26 70H27V68H26ZM41 70H42V71H41ZM54 70H55V71H54ZM67 70L69 71V73L67 72ZM76 70H77V72H76ZM105 70H104V73H106ZM125 70H126L127 72H126ZM219 70H220V71H219ZM223 70L225 71V69H223ZM9 71H12L13 73H11V72H9ZM32 71H33V72H32ZM51 71H52V72H51ZM53 71H54V72H53ZM58 71H60V72H58ZM62 71H63V74H62ZM64 71H65V72H64ZM85 71H86V72H85ZM87 71H88V72H87ZM110 71H111V72H110ZM123 71H124V72H123ZM128 71H129V72H128ZM212 71H213V73H212ZM214 71H215V72H214ZM217 71H218L219 73H218ZM251 71L256 73V74L254 73V75H255V76L253 75L254 77H253V76L250 77L251 74H253ZM1 72H2V73H1ZM18 72H19V70H18ZM46 72H48V73L46 74ZM55 72H56V73H55ZM70 72H71V73H70ZM79 72H80V73H79ZM81 72L83 73V75H81V74H82ZM112 72H114V73H112ZM239 72H240V73H239ZM26 73H27V74H26ZM74 73H75V74H74ZM84 73L87 75V78H86V76H85ZM117 73H118V74H117ZM119 73H120V74H119ZM5 74H4V75H5ZM19 74H20V73H19ZM19 74H18V75H19ZM25 74L28 75V76H25ZM71 74H73V75H71ZM77 74L81 75V76H82V79H83V78H84V79L80 81L81 76H78ZM111 74H112V75H111ZM223 74H224V73H223ZM238 74H240V76H238ZM244 74H245V72H244ZM244 74H243V75H244ZM4 75H3V76H4ZM11 75H12V76H11ZM32 75H33V74H32ZM50 75H51V76H50ZM54 75H56V77H55ZM57 75H58L59 77H60V75H61L62 78H61V77H60V78L57 77ZM65 75H66V76H65ZM67 75H68V76H67ZM70 75H71V76H70ZM74 75H75V76H74ZM102 75H103V74H102ZM102 75H101V76H102ZM115 75H117V76H115ZM215 75H216V76H215ZM15 76H17V77L14 78ZM64 76H65L66 80H64ZM73 76H74V77H73ZM84 76H85V77H84ZM89 76H91L92 79H91V77L89 78ZM121 76H122V77H121ZM174 76H176V74H174ZM212 76H213V77H212ZM218 76H220V79L218 78ZM236 76H234V77H236ZM12 77H13V79H11ZM27 77H28V78H27ZM31 77H32V76H31ZM31 77H30V78H31ZM38 77H39V78H38ZM52 77H55V79H58V80H59V82L56 80V81L59 83L58 86L54 83V82H56V81H55ZM69 77H70V78H69ZM72 77H73V78H72ZM103 77H104V76H103ZM116 77H118V78H116ZM202 77H203V76H202ZM222 77H223V76H222ZM239 77H241L242 79H240ZM25 78H27V80H26ZM49 78H51L52 81H51V79H49ZM68 78H69V80H68ZM78 78H80V79H78ZM85 78L88 79V80H86ZM122 78H123V80H122ZM195 78H196V80H197V77H195ZM207 78H208V77H207ZM5 79H6V78H5ZM61 79H62V83H61ZM70 79H71V80H70ZM75 79H76V80H75ZM89 79H91V81H90ZM103 79H104V78H103ZM105 79L107 80V78H105ZM120 79H121L122 82L120 81ZM211 79H212V80H213V79H217L218 81H216V82H218V84L215 82V80L212 81V82L210 83ZM2 80L5 81V82L3 83ZM24 80H25L26 82H25ZM31 80H32V78H31ZM53 80H54V81H53ZM63 81H64V82H63ZM67 81H70V83L73 82V83L71 84L72 86H71V85L67 86L68 84H70V83H65V82H67ZM75 81H77V83H76ZM79 81H80V82H79ZM92 81H93L94 84L92 83ZM118 81H119L121 84H123V85H121ZM127 81H129V80H127ZM24 82H25V83H24ZM49 82H50V83H49ZM57 82H56V83H57ZM90 82H91V83H90ZM97 82H98V83H97ZM214 82H215V84H214ZM9 83H10V84L12 83V85H9ZM29 83L32 84L31 87H29V86H30V85H28ZM52 83H53V85H52ZM58 83H57V84H58ZM63 83H64V84H63ZM209 83H210V84H209ZM1 84H0V85H1ZM65 84H67V85H65ZM91 84H92V85H91ZM117 84H119V85L116 86ZM124 84H125V86H124ZM208 84H209V85H208ZM211 84H212V87H213L212 89H210V88H211V86H210ZM213 84H214V85H213ZM240 84H241V83H240ZM16 85H17V84H16ZM18 85H19V84H18ZM24 85H25V86H24ZM64 85L66 86L67 89H66L65 87H63ZM89 85H90L91 88L89 87ZM102 85H103V84H102ZM114 85H115L116 87H115ZM136 85H137V84H136ZM215 85H216V86H215ZM10 86H11V87H10ZM45 86H46V87H45ZM53 86H54V87H53ZM56 86H57V88H55ZM59 86H60V87L62 86L61 89L64 88L65 91L67 90V93H66L64 90H61V89L59 90V88H60ZM70 86H71V87H70ZM97 86H98V87H97ZM120 86H121L122 88H120ZM126 86H127V87H126ZM199 86H198V87H199ZM202 86H203V85H202ZM234 86H235V87H234ZM24 87H25V88H24ZM27 87H28L30 90L27 89ZM69 87H70V88H69ZM114 87L117 88V89L114 90ZM118 87H119L120 89H119ZM130 87H131L133 90L130 89ZM206 87H207V88H206ZM218 87L221 88V91H220V89H219ZM230 87H231V89H230ZM233 87H234V89H233ZM0 88H1V87H0ZM3 88H7L8 90H7V89L5 90V89H3ZM13 88H14V89H13ZM68 88H69V89H68ZM94 88H95V89H94ZM108 88H109V91L107 90ZM124 88L126 89L127 92L125 91ZM135 88H136V89H135ZM214 88H215L216 90H218V91H217L218 94H220V95L222 94V95H221V100L218 99V98L214 95V94H215V92H214ZM222 88H224V89H222ZM227 88H229V90H230L231 92H229ZM10 89H12L14 92L10 91ZM33 89H34V90H33ZM56 89H58V90H56ZM75 89H76V90H79L80 92H79V91L76 92ZM122 89H123V91H122ZM201 89H203V90L201 91ZM204 89H205V91H204ZM36 90H37V91H36ZM43 90H44L45 92H46L47 90H48V91L46 92V94L43 95V94H42V93L44 92ZM50 90H51V91H50ZM53 90H54V91H53ZM69 90H73L74 92L69 91ZM84 90H85V91H84ZM90 90H91V91H90ZM130 90L133 91V92H130ZM134 90H135V91H134ZM136 90H137V91H136ZM196 90H197V91H196ZM208 90H209L210 92H207V93H206V91H208ZM225 90H227L228 92H227V91L225 92ZM9 91H10V92H9ZM18 91H19V89H18ZM40 91H43V92H40ZM55 91H58V92L62 91V92H63L64 96H63L62 93L60 92V93H61L60 95L62 96V97H61L62 100H64V97L66 96V94H68V92H70V94H68L69 99L65 97V98L68 99L69 101H67V100L65 101V100H64V101L67 103V106H66V107L63 106V105H62V106L65 108L66 112L69 111V112H68L69 115L72 114V117H71V118H70L71 115L69 116L68 113L62 111L64 108L61 109V111H62L63 113L60 111V108H59V110H58V107H60L61 104H60L59 106H56V107H53V108H52L51 105L55 106V105H58V104H59V103H58V100H56V101H57V102H56L57 104L51 103L53 98H51L49 95L52 94V97H53L54 94H55L54 97H56V93H58V92L54 93ZM88 91H89V93H90V94L88 93L89 95L87 94ZM100 91H101V92H100ZM128 91H129L130 93H132V94L129 93V95H130L129 97H128V94H124V92H125V93H128ZM203 91H204V92H203ZM212 91H213V92H212ZM223 91H224V94L222 93ZM7 92H8V94H5V93H7ZM32 92H33V93L35 92V94H34L33 96H31V95H32ZM38 92L40 93V95H41V94H42V95L39 96ZM52 92H53V93H52ZM78 92H79V93H78ZM94 92H95V93L98 92V93L95 94ZM108 92H109V93L112 92V93L110 94L111 96L108 95V94H109ZM176 92H177V93H176ZM183 92H184V94H182ZM192 92H193V93H192ZM201 92H202V93H201ZM219 92H220V93H219ZM10 93H11V94H10ZM29 93H31V94H29ZM47 93H48V95H47ZM76 93H77V94H76ZM83 93H85V94H83ZM92 93L95 94V95L93 96ZM100 93H102V95H101ZM136 93L138 94V99H137V95H136ZM198 93H199V94H198ZM208 93H209V95H207ZM24 94H26L25 97H24ZM72 94H73L74 96H73ZM82 94L84 95L83 97H81ZM97 94L99 95V98H100V99L98 98V95H97ZM104 94H106V96H105ZM140 94H141V95H140ZM143 94H144V95H143ZM203 94H204V96H203ZM13 95H14V96H13ZM17 95H19V96H17ZM37 95H38V97H37ZM107 95H108V97H107ZM175 95H176V96H175ZM199 95H200V96H199ZM205 95H206V96H205ZM220 95H219V96H220ZM227 95H228V96H227ZM233 95H234L235 97H233ZM27 96H28V97H27ZM34 96H36V98H34ZM44 96H45V97H48L47 100H45L46 98H45ZM70 96H72V97L70 98ZM87 96H88V97H87ZM89 96H93V97H89ZM96 96H97V98H95ZM100 96H101V97H100ZM102 96H103V97H102ZM104 96L107 97V98H109V100H108V99H107V101L103 100ZM195 96H196V97H195ZM198 96H199V97H198ZM202 96H203V98H202ZM207 96H208L209 98H211V101H210L209 104H208V102H207L208 99L205 98V97H207ZM210 96H211V97H210ZM229 96H230L231 99H234V101H233V100H230V98H229V99H226V98H228ZM17 97H20V98L17 99ZM49 97H50V98H49ZM77 97H79V99L82 98L83 100L80 99V101H79ZM124 97H125V98H124ZM127 97H128V99H127ZM135 97H136L137 100L135 99ZM197 97H198V98H197ZM200 97H201V98H200ZM222 97H223V98H222ZM224 97H225L226 100L224 99ZM232 97H233V98H232ZM241 97H242V98H241ZM243 97H244V99H243ZM253 97H254V96H253ZM253 97L251 98V96H250L251 99H253ZM1 98H2V96H1ZM21 98H23V99H21ZM29 98H31V99H29ZM32 98H34V99H32ZM42 98H43V99L45 98V99L43 100ZM84 98H85V99H84ZM86 98H87L88 103H87V101H85ZM93 98L95 99V101L93 100ZM101 98H102V99H101ZM114 98H115V99H114ZM158 98H159V99H158ZM196 98H197V100H196ZM215 98H216V101L214 100ZM39 99H40V100H39ZM49 99L51 100V102H50ZM71 99H72V101H71ZM74 99H75L76 101H75ZM90 99H91V101H90ZM133 99H135V100H133ZM201 99H202V101H204L205 103L202 102ZM235 99H236V100H235ZM262 99H263V101H264V98H263V97H262ZM262 99H259L261 102L258 100V101H259V102H258V103H259V106H258V103L256 102V99H255L254 102L257 103V105L254 104L253 107H259L260 109H263L264 106H262V108H261V105H262V103H263ZM62 100H61V103L64 104L65 102H64V101L62 102ZM77 100H78V101H77ZM98 100H99V101H98ZM127 100H129V101H127ZM174 100H175V101H174ZM176 100H177V101H176ZM195 100H196V101H195ZM199 100H200V101H199ZM223 100H224V103H225V104L223 103ZM227 100H228V101H227ZM242 100H243V101L246 100L247 102H246V101L243 102ZM7 101H8L9 103H8ZM10 101H11V102H10ZM35 101H36V102H35ZM39 101H41V102L43 101L44 103L42 102V103H43L42 105H44V106H41V102H39ZM45 101H46L47 103H46ZM70 101H71V102H70ZM81 101H82V102H81ZM89 101H90V102H89ZM102 101H103V102H102ZM161 101H162V102H161ZM172 101H173V102H172ZM184 101H185L186 103H185ZM208 101H209V100H208ZM214 101H215V102H214ZM225 101H226V102H225ZM235 101H236L237 103H235ZM238 101H241V102H238ZM2 102H3V103H2ZM49 102H50V103H49ZM68 102H69V104L74 102L73 105H75V107H70L72 104H70V106H69ZM77 102H78V103H77ZM95 102H96V103H95ZM100 102H101V103H100ZM106 102H109V105L111 106V107H110V106L107 107V108L109 109V113H108V110L104 111L105 109H107L106 106L108 105ZM126 102H127V103H126ZM141 102H142L143 104H142ZM152 102H153L154 104H153ZM178 102H179V103H178ZM183 102H184V103H183ZM187 102H188V104H187ZM221 102H222V103H221ZM227 102H228V104H227ZM230 102H231L232 104H231ZM242 102H243V104H242ZM35 103H36V104H39V105H36ZM66 103H65V104H66ZM86 103H87L88 107H85V106H86ZM92 103H93V107H90V105L92 106ZM202 103H203V105H202ZM251 103H252V102L249 103L250 105L247 104L248 106H247L246 104L243 105V109H244V107H246L247 109H248V107L250 108V106L252 105ZM260 103H261V104H260ZM46 104H48V105H46ZM49 104H51V105H49ZM65 104H64V105H65ZM79 104H80L81 106H80ZM84 104H85V105H84ZM98 104L101 105L102 110L99 109L100 105H98ZM102 104H103V105H102ZM115 104H116L118 107H117V106L115 107ZM186 104H187V106H186ZM190 104H192L191 107H190ZM221 104H223V105H221ZM226 104H227V105L231 104V105L226 106ZM236 104H237V105H236ZM240 104H241V105H240ZM2 105H3V106H2ZM8 105H10V106H8ZM73 105H72V106H73ZM78 105H79V106H78ZM97 105H98V106H97ZM104 105H105V106H104ZM139 105H140V106H139ZM153 105H154L155 107H154ZM166 105H167V106H166ZM206 105H207V106H206ZM224 105H225V106H224ZM235 105H236V106H235ZM263 105H264V103H263ZM31 106H32V107H31ZM40 106H41V109L38 108V107H40ZM45 106H46V108H45ZM62 106H61V107H62ZM113 106H114V108H112ZM143 106H145V108H144ZM185 106H186V107H185ZM223 106H224V107H223ZM232 106H233V107H232ZM237 106H239V107H237ZM5 107H6V108H5ZM8 107H9V109H7ZM28 107H27V108H28ZM30 107H31V108H30ZM36 107H37V110H36ZM47 107H48V109H47ZM76 107H77V108H76ZM80 107H81V109H80ZM83 107H84V108H83ZM96 107H97V114L95 115ZM130 107H132V108H130ZM135 107H136L137 109H136ZM138 107H140V108H139L140 110H138ZM187 107H188V108H187ZM192 107H194V108H193L194 111L192 110ZM207 107H208V108H207ZM253 107H251V108H253ZM10 108H11V109H10ZM43 108L47 109L48 111L46 110V111H47V112H46L45 109H43ZM56 108H57V109H56ZM68 108H70V109L72 108L71 110H76V111H78L77 113H78L79 118H77V117L75 116V115H77L76 111H74V112L72 111L74 114H73V113H70L71 111H70V109H68ZM74 108H75V109H74ZM87 108H90V109H87ZM92 108L95 109V112L93 111L94 109L92 110ZM104 108H105V109H104ZM119 108L122 109L123 111H124L123 108H125L126 110H125L124 112H123V111H122V112H119ZM152 108H153V109H152ZM183 108H184L185 110L187 109L188 111H190V108H191V111H190L189 113H190V114L193 113V114L189 115V113H188V111H187L186 114H188V115L185 116L186 114L184 115V113H181ZM196 108H198V110H197L198 112L195 110ZM204 108H205V112H204L205 114H204V113L201 114L200 112H203V111H204ZM210 108H211V109H210ZM214 108H215V109H214ZM222 108L224 109V112H225V113L223 112L224 114L221 113V114H222V115H221V114H219V111H220V110L223 111ZM232 108H233V110L236 112V114H234L235 112L232 110ZM235 108H236V109H235ZM1 109H2V111H1ZM6 109H7V110H6ZM42 109H43V110H42ZM52 109H53V110H52ZM55 109H56L57 111H60V112H59V114L61 113L60 116H59V114H58L57 111H54ZM79 109H80V110H79ZM85 109H86V110H85ZM98 109H99V110H98ZM131 109H133L134 111L132 112ZM141 109H142V110H141ZM4 110H5L6 112H5ZM8 110H9V111H8ZM38 110H39V111L42 110L43 113L41 114V112H39ZM51 110H52L53 112H52ZM81 110H82V111H81ZM89 110H90V111H89ZM110 110H111V111H110ZM135 110H137V111H135ZM179 110H180V111H179ZM206 110H207V111H206ZM213 110H214V111H213ZM225 110H226V111H225ZM227 110H228V111H227ZM3 111H4V112H3ZM33 111H34L35 113H34ZM79 111H80L81 113H83V114H86V116H85V115L83 116V117H86V118H85L86 120H84V121L87 123V120H89V124H88V125H91V124H92L91 126H89V129H90V127H96V128H99L98 126L100 125V127H101V128H99L100 130H99V129H96V128H95V129L93 128V130H92V129L89 130V129L87 128L88 126L86 127L87 124L84 125V127H86V128H84V127L82 128V126L80 127L79 125L81 124V121H82L83 119H82V120L80 119V116H81V118H82V114H81ZM102 111H103V113H106V112H107L108 114H107V115H106V114H103ZM115 111H116V112H115ZM117 111H118V112H117ZM120 111H121V110H120ZM217 111H218V112H217ZM232 111H233V112H232ZM8 112H9V113H8ZM37 112H38V113H37ZM48 112H49L50 114H49ZM54 112H55V114H57V116L54 114ZM84 112H85V113H84ZM87 112H88V113L93 112V113L90 114V118H92V121H91L90 118L88 119L89 114H87ZM128 112H129L131 115H130ZM135 112L138 113V114H136ZM160 112H161V111H160ZM194 112H195V113H194ZM209 112H210V113H209ZM220 112H221V111H220ZM229 112H231V113H229ZM5 113H6V114H5ZM39 113L41 114L42 117L40 116ZM45 113H46V114L48 113V114L45 116L46 118H43ZM64 113H66V114H64ZM75 113H76V114H75ZM79 113H80L81 115H80ZM117 113H118V114H117ZM123 113H124V114H123ZM134 113H135V117H134ZM3 114H2V115H3ZM12 114H14V112H13ZM53 114H54L55 117L53 116ZM62 114H64L65 116L62 115ZM93 114H94V115H93ZM230 114H233V116H232V117L230 116V119L227 120V118H229V115H230ZM8 115H7V118L9 117ZM49 115H50V116L52 115V116L50 117ZM66 115H67V116H66ZM87 115H88V116H87ZM110 115H112V116H110ZM154 115H153V116H154ZM217 115H218V116H217ZM225 115H227V116L225 117ZM36 116H37V117H36ZM38 116L41 117V120H40V117L38 118ZM47 116H48V117H47ZM58 116H59V117H58ZM63 116H64V117H63ZM68 116H69V117H68ZM73 116H74V117H73ZM91 116H92V117H91ZM99 116H100V117H99ZM102 116H103V117H102ZM107 116H108V117H107ZM156 116H157V117H156ZM194 116H195V118H194ZM60 117H61V118H60ZM119 117H120V118L122 117V118L120 119ZM159 117H160V119H158ZM206 117H207V118H206ZM7 118H6V119H7ZM9 118L11 119V117H9ZM12 118H13V116H12ZM31 118H32V119H31ZM37 118H38V119H37ZM54 118H55V119H57V118L59 119V118H60V120H58V119H57V120H53ZM62 118H63V119H62ZM68 118L71 119V122H74L73 124H75V123L77 122V123H76V124H77V127L79 126V127H78L79 130L83 132V135H82V134H81L82 136L80 135L81 137H80L79 135H77V134L82 133V132H80L79 130H77L78 132L76 133L75 130L78 129V128L75 127L76 125H73L71 122H69L70 119H68ZM76 118L78 119V121L76 120ZM100 118H101V119L104 118V120H101ZM105 118H106V119L109 118V119L106 120ZM129 118H130V119H129ZM131 118H132V120H131ZM186 118H187L188 120H187ZM197 118H198V119H197ZM205 118L207 119V121H204ZM6 119H5V120H6ZM28 119H29V120H28ZM46 119H48V120H46ZM51 119H52V120H51ZM94 119H95V121H93ZM96 119H97L98 121H99V120H101V121H99V123H98V121H96ZM116 119H117V121H116ZM123 119H124V120H123ZM125 119H126V120H125ZM161 119H162V120H161ZM206 119H205V120H206ZM209 119H211V120H209ZM215 119H216V120H215ZM5 120H3V121L0 120V121H2V122L4 123ZM7 120H9V119H7ZM11 120H12V119H11ZM13 120H14V118H13ZM44 120H43V121H44ZM164 120H165V119H164ZM164 120H163V121H164ZM198 120H199V122H198ZM217 120H218V122H217ZM226 120H227V121H226ZM229 120H231L230 122H232V123H229V122H228ZM33 121H34V122H33ZM43 121H42V123L44 124L45 122H43ZM51 121H52V122H54V121H56V122L59 121V122H57V123H56V122L52 123ZM62 121H63V122H62ZM75 121H76V122H75ZM79 121H80V122H79ZM84 121H82V124H81V125L85 124ZM90 121H91V123H90ZM104 121H106V123H103ZM133 121H134V122H133ZM194 121H195V122H194ZM7 122H9V121H7ZM7 122L4 123L5 126H6V124H7L6 127L4 126L3 123H1L0 125H1V126L3 125L4 128L7 129V127L9 126ZM61 122H62V123H61ZM78 122H79V123H78ZM83 122H84V123H83ZM95 122L98 123V124L96 123L98 126L95 124ZM109 122L111 123V125H110ZM114 122H115V124H114ZM116 122H117V123H116ZM118 122H119V123H118ZM121 122H122V123H121ZM123 122L125 123V125H124ZM129 122H131V123L133 122V123L130 125ZM206 122H207V123H206ZM237 122H238V121H237ZM237 122H236V123H237ZM253 122H254V124H255V120H254ZM60 123H61V124H60ZM69 123H71V125L74 126L76 129H75L74 127H72L71 125H69ZM100 123H101V124H100ZM161 123H163V124H161ZM208 123H209V124H208ZM242 123H243V124L245 123V125L242 126V128H244V130L239 128L240 130H238V131H234V132H236V133H235L236 135H235L233 132L231 133V131H232V130H231L230 133H229V134H231V135L228 134L229 136L227 137V138H230L232 135H234V139L236 138L235 141L238 142V143H236V145H235V150H237V149H238V150H241V149H242V150H244V151L246 152V150L248 151V149H250V148L252 147V148L248 151V153H251V154H250L251 156L253 155V153H254V154L257 153L256 151H257V150H260L261 148L263 149V150H262V149H261V150L264 152V144H263V143H264V133H262L263 131H259V129L257 128V125H254V124L250 125L249 123L246 124L247 121H246V122H241V124H242ZM9 124H12V123L9 122ZM40 124H41V123H40ZM43 124H41V125H42V127L44 126V128H45L46 126H45V124H44V125H43ZM48 124H49V123H48ZM55 124H56V127H55ZM93 124H94V125H93ZM104 124H105V127L103 126ZM107 124H108V125H107ZM147 124H149V125L147 126ZM160 124H161V125H160ZM184 124H183V125H184ZM238 124H239V125H238ZM238 124H237V125L240 126V123H239V122H238ZM57 125H59V126H57ZM126 125H127V126H126ZM132 125H133V126L135 125V128H136V129L132 128V129H134V131H133V130H130V126L133 127ZM145 125H146V127H144ZM223 125L221 124V125L219 126V125L217 124V128H218V130H219L220 133H219V135H218V133H217V135L215 134V135H214V136H215L214 138H216V136L221 137L220 135L223 136L222 131H220ZM1 126H0V128H1ZM3 126H2V127H3ZM38 126H39V124H38ZM66 126H67V127H66ZM69 126H70V127H69ZM116 126H117L118 129L115 128ZM149 126H150V127H149ZM185 126H186V125H185ZM249 126H250V127H249ZM35 127H34L33 129H35ZM40 127H41V126L38 127V130H39ZM48 127H46V128H48ZM63 127H64V128H63ZM65 127H66V128H65ZM71 127H72V128L74 129V131H75L76 138H75L74 134H73V136H71V135H72L71 133H72V132L74 133V131H73V129H72ZM102 127H103V128H102ZM124 127H125V129H124ZM127 127H128V128H127ZM156 127H157V129H156ZM159 127H160V128H159ZM235 127H236V126H235ZM245 127H247V128H245ZM4 128H3V129H4ZM8 128H10V127H8ZM36 128H37V127H36ZM44 128H40V129L43 130ZM46 128H45V129H46ZM67 128H68V130L71 129L72 132H71V130H70L71 133L68 132V131H66ZM69 128H70V129H69ZM80 128H81L82 130H81ZM107 128H109V130H108ZM113 128H115V129H113ZM126 128H127V129H126ZM143 128H144V129H143ZM256 128H257V129H256ZM3 129L1 128V130H3ZM11 129H12V127H11ZM33 129H32V130H33ZM84 129H85L86 132L83 131ZM86 129H87V130H86ZM112 129H113L114 132L112 131ZM123 129H124V131H123ZM146 129H148V130H146ZM7 130H9V129H7ZM36 130H37V129H35V130L33 131L34 134H35V131H36ZM88 130H89V131L92 130V131L89 133ZM96 130H99V131H96ZM105 130H108L109 132H107V131H105ZM118 130H119V132H118ZM120 130H121V131H120ZM136 130H138V131L140 130V132L138 133V131H136ZM155 130H156V131H155ZM215 130H217V129H215ZM4 131H5V129L3 130V132H4ZM94 131H95V132H94ZM102 131H103V132H102ZM116 131H117V132H116ZM125 131H126V133H125ZM127 131H128V132H127ZM131 131H132V132H131ZM141 131H142V132H141ZM148 131H149V132H148ZM163 131H164V130H163ZM195 131H196V132H195ZM239 131H240V132H239ZM0 132H1V131H0ZM9 132H11V130H9L8 132H4V133H6L5 135H7V134L9 135ZM12 132H13V130H12ZM14 132H15V131H14ZM38 132H39V131H38ZM53 132H54V131H53ZM66 132L69 133V134H71V135L69 136L70 139L67 138L68 136L66 137ZM87 132H88V134H91L92 136H94L93 134H95V137H97V138H96V141H99V142L103 143V144H101V147H100V145H99L98 148H96L97 150H95V149L92 148V147H94V145H92V144H93V142H95V140H94L95 138L92 137V138H93L92 140H94V141L92 142V144H91L90 142H87L88 144H91V145H92L91 148H90L89 145L87 146V145L83 144L84 142H81V141H83V137H84V135H85L86 138L88 137V139L90 140L91 137L89 138V135H87ZM97 132H98V133H97ZM130 132H131V134H130ZM155 132H156V133H155ZM216 132H217V131H216ZM216 132H214V133H216ZM258 132H259V133H258ZM260 132H261V133H260ZM4 133H3V134H4ZM36 133H37V131H36ZM40 133H42V132H40ZM92 133H93V134H92ZM119 133H120V134L122 133V134L120 135ZM127 133H128V135H127ZM132 133H133V135H135V133H136V134H140V133L142 134V133H143V135H141V137H140V135H138V137L135 135L136 137L134 138V139H136V138L140 139V140L136 139V140H138V141L135 140V141H134L135 143H138V144H140V145H141V143H143V145H142L143 147H140V145L136 144V145L139 146V149H136V146H135V149H136L137 151H140V150H141L140 152H138L139 154H137V151H136L135 149H133L134 146H131L133 141H131V138H129V137L132 135ZM145 133H146V135H145ZM240 133H241V134H240ZM257 133H258V136L256 135ZM1 134H2V133H1ZM14 134H15V133H13L12 135H14ZM43 134L45 135V133H43ZM46 134H47V133H46ZM69 134H67V135H69ZM98 134H99V135H98ZM105 134H106V135H105ZM111 134H112V135H111ZM115 134H116V135L118 134L117 136H119V135H120V136H119L118 138H116V137H115V136H116ZM129 134H130V135H129ZM10 135H11V133H10ZM36 135H37V134H36ZM36 135H35V136H36ZM38 135H39V133H38ZM53 135H54V133H53ZM60 135H59V136H60ZM86 135H87V136H86ZM125 135H126V137L129 138V139H127V138L125 139ZM262 135H263V136H262ZM3 136H4V135H3ZM16 136H17V135H16ZM63 136H64V138H63ZM77 136H79V137L77 138ZM102 136H103V137H102ZM105 136H106V137H105ZM121 136H122V137H121ZM147 136H148V137H147ZM7 137L9 138L10 136H7ZM7 137H6V139H7ZM11 137H12V136H11ZM53 137H54V136H53ZM109 137H110V138H109ZM114 137H115V138H114ZM139 137H140V138H139ZM219 137H217V138H219ZM16 138H17V137H16ZM32 138H33V137H32ZM42 138L44 139L43 142H42V140H40V139H42ZM46 138H47L48 141L45 140ZM62 138L64 139V141H62V140H63ZM71 138H72V139L75 138L76 141H75V139L72 140ZM79 138H82L80 142H79V140H80ZM98 138H100V139H98ZM108 138L111 139L112 141L109 140ZM119 138H121L120 141L117 140V139H119ZM142 138H143V140H142ZM205 138H206V139H205ZM232 138H233V136L231 137V139H232ZM241 138H242V139H241ZM6 139H5V140H6ZM22 139H23V138H22ZM33 139H34V138H33ZM66 139H68V140H66ZM78 139H79V140H78ZM105 139H106V141L104 142ZM115 139H116V140H115ZM134 139H133V140H134ZM176 139H177V141H176ZM212 139H213V137H212ZM219 139H220V138H219ZM219 139H218V140H219ZM24 140H25V139H24ZM28 140H29V138H28ZM65 140H66V141H65ZM69 140H70V141H73V142H71L72 145H73V147H72V145H70L71 143L69 142ZM84 140L87 141V139H85V138H84ZM89 140H88V141H89ZM122 140H123V141H122ZM124 140H126V141L129 140V141H127L128 143H130V141H131V145H130V144L128 145L127 142L124 141ZM173 140H174V139H173ZM213 140H216V139H213ZM238 140H242L243 143L245 144V146H244V144L242 143V141H241V144H242V146H241V144L239 143ZM20 141H21V139H20ZM56 141H57V140H56ZM67 141H68V142H67ZM110 141H111V142H110ZM140 141H141V142H140ZM205 141H206V142H205ZM210 141H212V140H210ZM0 142H1V141H0ZM7 142H8V141H7ZM22 142H23V141H22ZM27 142H28V141H27ZM30 142H31V141H30ZM41 142H42V143H41ZM66 142H67V144L69 143V145L66 146V144H65ZM77 142H78V143H77ZM99 142H95L94 144H95V145H96L97 143L100 144ZM107 142H108V143H107ZM119 142H123V143L126 142V144L123 145V144L121 143V145H120ZM195 142H196V143H195ZM200 142H201V143H200ZM23 143H24V142H23ZM44 143H45V144H44ZM63 143H64V144H63ZM74 143L76 144V146H75ZM81 143H82L83 145H82ZM112 143H113L114 146L112 145ZM135 143H133V144H135ZM179 143H180V142H179ZM212 143H213V141H212ZM26 144H27V143H26ZM52 144H53V143H52ZM61 144H63L64 146H61ZM77 144H80V145L83 146V147L81 148V146H80V145H77ZM98 144H97V145H98ZM105 144H106V145H105ZM159 144H160V145H159ZM185 144H186V145H185ZM196 144H197V146H196ZM258 144H259L260 146H259ZM24 145H25V144H24ZM31 145H33V143H32ZM54 145H55V144H54ZM107 145H110V146H108V149H106V150L103 151L104 148H107ZM111 145H112V148H111ZM117 145H118V146H117ZM119 145H120V146H119ZM127 145L129 146V148H132V149H133V151H132L133 157H132V156L130 157V155H129V157H128V155L125 154L123 151L121 152V150H123V148H124V149H125V148H128ZM145 145H146V143H145ZM158 145H159V146H158ZM161 145H162V147H161ZM187 145H188V148H187ZM199 145H200V146H199ZM207 145H208V144H207ZM246 145H247V146H246ZM14 146H17L16 148H18V149H14V150H15V153H14V154H15V156L17 155V159H16V157L14 156V154H12V153L14 152V150H12V148H14ZM25 146H26V145H25ZM34 146H35V145H34ZM77 146H78V148H79V149L77 148V150H79L78 153H79L80 155L76 158L77 155H74V153L77 154V152H76V150H72V149H74V147L76 148ZM123 146H124V147H123ZM153 146H154V147H153ZM164 146H165V149H164ZM176 146H178L179 148L176 147ZM190 146H191V147H190ZM258 146H259V147H258ZM2 147H3V148H2ZM2 147H0V150H1V149H4V145H3ZM44 147H43V148H44ZM62 147H63V148H62ZM68 147H69L70 150L67 149ZM71 147H72V148H71ZM86 147H88V148H87L88 151L85 150ZM113 147H114V148H113ZM160 147H161V148H160ZM219 147H220V146H219ZM242 147H244V148H242ZM245 147H247L248 149H245ZM36 148H37V149H36ZM51 148H53V149H55V150H53V149L51 150ZM89 148L92 149V151H91ZM94 148H95V147H94ZM99 148H100V149H99ZM143 148H146V151H145V149L142 150ZM151 148H153L152 151H151ZM159 148H160V149H159ZM168 148H169V149H168ZM170 148H172V149H175V148H176L177 151H176V150H173V152H172V149H170ZM181 148H182V149H181ZM185 148H186L188 151H187ZM189 148H191V149H189ZM257 148H259V149H257ZM25 149H27V148H24V152H25ZM56 149H57V150H56ZM59 149H60L61 151H60ZM83 149H84V150H83ZM98 149H99V150H98ZM113 149H114V150H113ZM115 149H117L118 151L120 150L119 153H120V155H122V156H120V155L118 156L119 153H117V151H116ZM132 149H130V151H131ZM147 149H149V150H147ZM154 149H155V150H154ZM163 149H164L165 151H163ZM195 149H193V152H194ZM17 150H19L18 152L20 153V155L22 156V158H25V159H22V160H21V158H20V160H18V157H19L20 155L18 156L19 153L17 154ZM37 150H38V152H40V151L42 152V150H43V152H42V153H43L42 156H45V157H41V156L39 157V156H37V155H39L38 152H37ZM39 150H40V151H39ZM49 150H50L51 152H52V151H55V152H56V154H54L55 156L52 155L53 152H52V153H49V152L47 153V151H49ZM108 150H109V153H107ZM134 150H135V151H134ZM161 150H162V151H161ZM12 151H13V152H12ZM33 151H34L35 153H34ZM68 151H69V152L71 151V152H70L71 155H70V153H69ZM72 151H73L74 153H73ZM95 151H96V152L98 151L99 154H96ZM100 151H101V152L103 151L104 153H105V151H106V153H105V154H104V153H100ZM113 151H114V152H113ZM115 151H116L117 154H115ZM142 151H143V152H142ZM148 151H149V152H148ZM154 151H155V152H154ZM170 151H171L172 153H171ZM175 151H176V153H175ZM179 151H180V152H179ZM185 151H186V152H185ZM250 151H251V152H250ZM31 152H32V153H31ZM36 152H37V153H36ZM58 152H59V153H58ZM64 152H65V153H64ZM94 152H95V153H94ZM98 152H97V153H98ZM141 152H142V153H141ZM145 152L148 153V155H147ZM153 152H154V154H153L154 156L151 155ZM157 152H159V153H157ZM259 152H261V151H259ZM33 153H34V155L37 154V155H36V156H37V159H36V160H34L36 157L34 158ZM72 153H73V154H72ZM90 153H91V154L94 153V154H96V155H95V156H94V155H91V156H90ZM121 153H122V154H121ZM140 153H141V154H140ZM246 153H247V152H246ZM27 154H28V155H27ZM45 154H46V155H47V154H49V155L51 154L53 158L50 157V156L47 158ZM57 154H59V155L61 156V158L64 157L63 160L60 158V156L58 157ZM63 154H64V156H62ZM65 154H67V155H65ZM68 154H69V156H68ZM103 154H104L105 156H106V155L109 156V157H106L107 160H108V158H109V162H107L106 158H105V160H104V157H105V156H104ZM114 154H115L116 157L114 156ZM156 154H157V155H156ZM175 154H177V155H175ZM185 154H186V156H185ZM3 155H4V154H3ZM26 155H27V156H26ZM32 155H33V156H32ZM40 155H41V153H40ZM97 155H98L99 158L96 157ZM101 155L104 156V157H100ZM125 155H127V156H125ZM149 155H150V157H151V156H152V157L150 158ZM161 155H162L163 157H162ZM171 155H172V156H171ZM179 155H178V157H179ZM182 155H180V156H182ZM208 155H209V154H208ZM21 156H20V157H21ZM23 156H25V157H23ZM47 156H48V155H47ZM65 156H66V157H65ZM74 156H75V157H74ZM89 156H90V157H89ZM92 156H94V158H93ZM112 156H114V157H112ZM123 156H124V158H122ZM139 156H140V157H139ZM141 156H142V157H141ZM143 156H144V157H143ZM155 156H156V157H155ZM183 156L180 157V158H184ZM253 156H254V155H253ZM27 157H28V159H26ZM38 157H39L40 160L38 159ZM55 157H56V159H55ZM84 157H85V155H84ZM117 157H118L119 159H118ZM137 157H138V158H137ZM161 157H162V158H161ZM211 157H212V156H211ZM211 157L209 156V158H211ZM3 158H4V159H3ZM13 158H14L15 160H14ZM33 158H34V159H33ZM41 158H42V161H43V158H44V162H45V164H46L47 166L44 165V162L41 161ZM45 158H47V159H45ZM49 158H50L51 162H49V161H50ZM65 158H66V160H65ZM91 158H93V160H94L93 163H92V161H91V160H92ZM95 158H96V159H95ZM102 158H103V159H102ZM115 158H117V159H115ZM125 158H127V159L125 160ZM129 158H130V159H129ZM180 158H179V159H180ZM2 159H3V160H2ZM10 159H11V160H10ZM12 159H13V160H12ZM30 159H31V160H30ZM58 159H59V160H58ZM69 159H70V160H69ZM73 159H74V161H76V159L79 160V161L76 163V162L73 161ZM89 159H91V160H89ZM100 159H101L102 161L104 160V161L101 163V165L98 164L99 161L101 162ZM111 159L113 160V162H110V161H112ZM144 159H146V160H145L146 162H144L143 165L141 166L142 163H139L138 161L140 160V162H143ZM148 159H149V160H148ZM166 159L164 160V162H166ZM168 159H169V160H168ZM172 159H173V158H172ZM4 160H6V161H4ZM23 160H24V161H23ZM26 160L28 161V163H27V164H29L28 166H27L26 163H22V162H27ZM52 160H53V162H52ZM55 160H57V162H56ZM60 160H61V161H60ZM67 160H68V161H67ZM82 160H83V161H82ZM96 160H98V161H96ZM129 160H130V161H129ZM137 160H138V161H137ZM2 161H4L3 164H5V165H4L5 167H3ZM7 161H8L9 164L7 163V165H6L5 162H7ZM20 161H21V162H20ZM29 161H30V162H29ZM32 161H33V162H32ZM37 161H38V162H37ZM40 161H41V162H40ZM72 161H73V163H72ZM122 161H123V162H122ZM126 161H127V162H126ZM181 161H182V160H181ZM262 161H264V159H263ZM11 162H15V163H12V165H10ZM47 162H48V163H47ZM59 162H60V163H59ZM65 162L67 163V165H66ZM69 162L71 163V165H70ZM88 162H89V163L91 162V164H93V165H91V164L89 165ZM100 162H99V163H100ZM105 162H107L108 164H107V163H106V164H103V163H105ZM115 162H118V163H115ZM136 162L139 163L138 167L136 166V165H137ZM173 162H176V161H173ZM257 162H258V164L254 165V166H255V169L252 168V170H255L256 174L258 175V169L261 167V165H260L259 162H261V161L257 160ZM17 163H19V164H17ZM20 163H21L22 165H21ZM94 163H95V164L97 163L98 165H95ZM135 163H136V165H135ZM263 163H264V162H263ZM23 164H24V165H23ZM32 164H34V166H33ZM36 164H37V165L40 164V166H37ZM55 164H56V165H55ZM60 164H61V165H60ZM63 164H64L65 167H64V166L61 167ZM68 164H69V165H68ZM113 164H114V165H113ZM117 164H118V165H117ZM122 164H123V165H122ZM165 164H166V163H165ZM170 164H173V163H172V160H171ZM170 164H169V165H170ZM181 164H182L183 168H184V167H185V168L187 167V165L184 166L185 163H184V164L181 163ZM242 164H243V162H242V163H241V162L239 163V165H242ZM13 165H14V166H13ZM15 165H16V166H15ZM50 165H51L52 167H50ZM57 165H58V167H57L58 169L56 168ZM88 165H89V166H88ZM94 165L96 166V168H94ZM102 165H103V166H102ZM104 165H105V166H106V165H107V166L109 165V166H108L109 168L106 166V167H107V171H104V172H106L105 175H104V173H102V175H101L100 172H103L102 169L104 168ZM121 165H122V166H121ZM173 165H174V164H173ZM173 165H172L171 168H172V169H176L177 167L174 166L175 168H173ZM175 165H176V164H175ZM246 165H248V164H246ZM1 166H2L3 168H2ZM6 166H7V167H6ZM11 166H12V167H11ZM36 166H37V167H36ZM77 166H78V165H77ZM77 166H76V167H77ZM82 166H84V167H82ZM85 166H86V168H85ZM98 166H100V167H98ZM110 166H111V167H110ZM117 166H118V167H117ZM119 166H121V167H120L121 170H122V168H123V172H121ZM123 166H124V167H123ZM126 166H127V168H129V170H127ZM167 166H168V165H167ZM48 167H49V168H48ZM54 167H55V168H54ZM60 167H61V169H59ZM88 167H89V168H88ZM102 167H103V168H102ZM106 167H105V169H106ZM131 167H132V168H131ZM247 167L249 168V166H247ZM40 168H41V167H40ZM51 168H52V169H51ZM84 168H85V169H84ZM87 168H88V169H87ZM92 168H94V171L96 170L97 175L100 173L99 177H98L97 175H94L96 172H94ZM98 168L100 169V171H98ZM110 168H111V169H110ZM118 168H119L120 171L118 170ZM124 168H126V169H124ZM130 168H131V169H130ZM168 168H169V167H168ZM187 168H188V167H187ZM187 168H186V169H187ZM43 169H44V168H43ZM50 169H51V170H50ZM53 169H54V170L57 169V170L53 172ZM79 169H80V171H79ZM136 169H134V171H135ZM180 169H181V168H180ZM180 169L178 168V171H179ZM1 170H0V171H1ZM24 170H25V169H24ZM26 170H27V169H26ZM26 170H25V171H26ZM38 170H39V168H38ZM38 170H37V171H38ZM41 170H42V169H41ZM45 170H42V171H45ZM49 170H50V172H49ZM82 170H84V171H83L84 173H82ZM103 170H104V169H103ZM117 170L119 171V173H118ZM125 170H126V171H125ZM168 170H169V169H168ZM176 170H177V169H176ZM187 170H189V169H187ZM252 170H251V171H252ZM27 171H28V170H27ZM124 171H125V173H124ZM127 171H128V173H127ZM134 171H133L132 173H135V172L137 173V171H135V172H134ZM138 171H139V169H138ZM170 171H171V170H170ZM182 171H184V170L182 169ZM1 172H2V171H1ZM28 172H29V171H28ZM58 172H59V171H58ZM58 172H56V174H57ZM62 172H63V171H60V173H62ZM89 172H90V174H89ZM98 172H99V173H98ZM174 172H175V171H174ZM184 172H186V171H184ZM184 172H182V173L184 174ZM187 172H188V171H187ZM252 172H253V171H252ZM24 173H25V172H24ZM114 173H115V174H114ZM138 173H139V172H138ZM171 173H172V172H171ZM176 173H177V171H176ZM1 174H3V173H1ZM63 174H64V173H63ZM63 174H62V175H63ZM80 174H79V175H80ZM113 174H114L115 176H117L118 178L115 177L114 180H113V178H112V176H114ZM117 174H119V175H117ZM121 174H124L123 177H122ZM169 174H170V173H169ZM174 174H175V173H174ZM174 174H173V179H174ZM177 174H180V171H179V173H177ZM79 175H78V177H76V178H78V179L81 180V178H82L84 175H82V177H80V178H79ZM90 175H92L93 177L90 176ZM110 175H111V177H110ZM135 175H136V174H135ZM175 175H176V174H175ZM180 175H181V174H180ZM180 175H179V176H180ZM96 176H97V177H96ZM119 176L121 177V179H119V178H120ZM125 176H126V178H124ZM128 176H129V178H128ZM171 176H172V175H171ZM176 176H177V175H176ZM181 176H183V175H181ZM185 176H186V173H185ZM185 176H184V178H186ZM64 177H65V176H64ZM66 177H68V176L66 175ZM66 177H65V178H66ZM91 177H92V178H91ZM177 177H178V176H177ZM191 177H192V176H191ZM76 178H75V179H76ZM96 178H97V179H96ZM110 178H111L112 180H111ZM122 178H123V179H122ZM132 178H131V179H132ZM184 178H183V180L185 181V183L187 182V184H189L188 182H191V180H190L191 178H188V175H187V179H189L190 181H188V180L186 181V179H184ZM63 179H64V178H63ZM69 179H70V178H69ZM78 179H76V180H78ZM90 179H91V180H90ZM103 179H104V177H103ZM115 179H116V181L119 179L117 182L120 183L123 187H124V186H126V187L128 186L129 188H128V187H127V188H126V187L123 188L120 184H118V183L115 181ZM123 180H124V182H123ZM144 180H145V179H144ZM174 180H175V179H174ZM61 181H62V180H60V182H61ZM65 181H66V180H65ZM83 181H84V183L87 182V184H84ZM90 181H91V183H90ZM125 181H127V182H125ZM181 181H182V180H181ZM184 181H183V182H184ZM192 181H193V179H192ZM54 182H55V185H56L57 182H56V181H52V183H54ZM62 182H63V181H62ZM76 182H77V181H76ZM76 182H75V183H76ZM78 182H79V180H78ZM107 182H108V181H107ZM107 182H106V183H107ZM114 182H115V183H114ZM131 182H132V183H131ZM250 182H251V181H250ZM15 183H16V182H15ZM48 183H49V182H48ZM79 183H80V182H79ZM88 183H89V185H88ZM116 183H117V184H116ZM122 183H123V184H122ZM127 183H128V185H127ZM185 183H184L183 185H185ZM248 183H249V182H248ZM9 184H10V183H7V184H6L7 186H3V187H5V188H9V187H10L8 190H9V191L11 190V192H12V189L15 188V187L17 186V185H16L17 183L15 184L16 186H14L13 183H11L10 185H9ZM19 184H20V183H19ZM23 184H24V183H23ZM23 184H21V185H23ZM65 184H66L67 186H66ZM72 184H73V182H72ZM115 184H116V186L114 187ZM125 184H126V185H125ZM130 184L133 185L132 188H131L132 185H130ZM181 184H182V182H181ZM249 184H250V183H249ZM1 185H2V184H1ZM8 185H9V186H8ZM104 185H106V184H104ZM134 185H135L136 187H138V188L135 189V188H134ZM246 185H247V183H246ZM18 186H20V185H18ZM52 186H53V185H52ZM69 186H70V187H69ZM82 186H81V187H82ZM87 186H86V187H87ZM241 186H242V185L239 186V187H240V189H239V190H240V191H239V194H238V192H236L237 194H235V196H237V197H236V198H237V204H236V206L239 205V206L235 207L236 210H233L234 212H231V211H230L231 209L229 208V205H227L226 203H223V204L221 205L222 208H220L219 210L223 211V212H221V213H224V212H225L224 214H227V215L229 214L228 216L225 215V216H227L226 220H228V218L232 219V217H233L234 215H235V216L238 215V216L240 217V219H241V220H240L241 223H239V227H238V228H239V231L241 230V233H242V234L240 233L241 235H243V233L245 234V235H243V236H241V235H240V236H241V239H242V237L245 236V237H246L245 239H247V240H244V242H243V240H240V242H241V241H242V242L238 244L239 246L237 245L238 248L240 247V248L238 249L239 252L241 251L240 253H237V255H239V258H236V257H235V256H237L236 254L231 253V252H233V250H230V249H229V250H230V251H229L230 253H224V251H227L226 249H228V246H227V244H222L221 247L223 248V250L225 249V250L223 251V253H224L225 255H227L226 257H223V258L226 259V260H227L228 258H229V259L231 258L229 261L227 260L228 263L230 262V264H231V263H232V264H237V263H238V264H240V263H241V264H256V263H257V264H264V220H263V219H264V216H263V215H264V206L262 207V204H261L262 202L264 203V197H263V194H264V172L261 174V176H259V178L256 177L255 180L253 181V183L251 182V184L249 185V187L247 188V190H245L246 192L243 191V188H244V187L242 188ZM20 187H21V186H20ZM20 187H19V188H20ZM23 187H24V186H23ZM36 187H37V186H36ZM41 187H42V186H41ZM41 187H40V189H42ZM64 187H65V188H64ZM73 187H74V188H73ZM111 187H112V188H111ZM113 187H114V188H113ZM170 187H171V188H170ZM170 187H167V190H171V191L173 192V191L176 189L175 192H174V193H176V191H177L176 186H175V185H171ZM250 187H251V188H250ZM11 188H12V189H11ZM25 188H27V187H25ZM30 188H31V187H30ZM38 188H39V187H38ZM51 188H53V187H51ZM67 188L72 189V190L70 191V190L67 189ZM88 188H89V187H88ZM119 188H120V190H121V189H122V190L119 191ZM130 188H131L132 190H131ZM159 188H160V189H159ZM253 188H254L256 191L258 190L257 192L255 191V194H254V191L252 190ZM257 188H258V189H257ZM260 188H261L263 191H262ZM0 189H1V187H0ZM31 189H33V188H31ZM35 189H36V188H34V190H35ZM49 189H50V190H49ZM57 189H59L60 192H59V191H57V192L54 191V190H57ZM61 189H62V190H61ZM63 189H64V190H63ZM76 189H77V190H76ZM101 189H102V188H101ZM101 189H100V190H101ZM117 189H118V190H117ZM128 189H130L131 191H129ZM173 189H174V190H173ZM248 189H250V190H252V191L249 192ZM13 190H15V192H17L16 189H13ZM87 190H88V189H87ZM102 190H103V189H102ZM102 190H101V191H102ZM126 190H127L128 194H127ZM134 190H135V191H134ZM35 191H36V190H35ZM50 191H52V192L49 193ZM61 191H62V192H61ZM68 191H70V192H68ZM113 191H114V192H113ZM122 191L124 192V194L122 193ZM132 191H134V192L137 193V194L135 195V193L132 192ZM153 191H155V190H153ZM171 191H170V192H171ZM24 192H25V191H23V193H24ZM54 192H55V193H54ZM63 192H64V193H63ZM71 192H72V193H71ZM112 192H113V193H117V195L115 196V194H113ZM170 192H169V193H170ZM172 192H171V193H172ZM177 192H178V191H177ZM229 192H230V191H229ZM240 192H241V193H240ZM260 192H261L262 194H260ZM5 193H6V194H5ZM30 193L33 195L34 192H33V191L31 192V190H30L29 194H30ZM57 193H58V195H60V196H58V195L56 196L55 194H57ZM73 193L75 194V198H76V199H77V198L79 199V200H78V199H77V200L79 201L78 203H80V205H79V204L77 205V202L74 201L75 198L73 197V196H74ZM104 193H106L107 195H106V194L104 195ZM119 193H120V195H122V196H120ZM131 193H132V196H134L135 198H134V197L131 198ZM231 193H232V192H230L228 195H230ZM249 193H250V194H249ZM252 193H253V195H252ZM31 194H30V195H31ZM37 194H38V195H37ZM50 194L52 195V197H51ZM65 194H66V196H67V194H68V196H69L70 194H72L70 197H71V200H72V198L74 199V200H72V202L74 201L73 204L71 203L70 197L67 196V199H68L69 202L67 201L66 196L63 197V195H65ZM96 194H97L98 196H97ZM100 194H103V195H101L102 197L105 196L104 199H103L102 197H100ZM111 194H113V195H111ZM125 194H126V197L124 196ZM156 194H157V193H156ZM159 194H161V195H159ZM177 194H178V193H177ZM244 194H245V195H244ZM246 194H247L248 196H246ZM4 195H5V196H4ZM13 195H14V194H13ZM45 195H47V196H45ZM54 195H55V196H54ZM95 195H96V200H95V201H97L96 204H94L95 201L92 202L93 199H95V198H93V197H95ZM118 195H119V198H118ZM128 195H130V199H129V196H128ZM144 195H145L146 197H145ZM148 195H149V194H148ZM150 195H151V194H150ZM170 195H171V194H170ZM242 195H243V197H242L243 199L241 198ZM260 195H261V196H260ZM7 196H9V197H7ZM28 196L30 197V199H29ZM42 196H43V198H42ZM48 196H49V198H46V197H48ZM83 196H84V197H83ZM85 196H86V198H85ZM87 196H88L89 199L87 198ZM90 196H91V197H90ZM112 196H114L115 198H116V197L118 198V199H116L117 202H118L119 200H120L121 202H118V203H117V202L115 201V198H111ZM141 196H142V197H141ZM256 196H257V197H256ZM259 196H260V198H259ZM12 197H15V196H12ZM12 197H11V198H12ZM17 197H18V199H17ZM21 197H22V199H19V198H21ZM26 197H25V198H26ZM33 197H34V196H33ZM97 197H99V198H97ZM107 197H109V198H108L109 200H108V199H107V200L105 199V198H107ZM120 197H121V198H120ZM122 197H123V198H122ZM127 197H128V199H129V202H130V203L128 202ZM138 197H140V199L142 200V202H143V203H146V205H143V203H140L141 200H140ZM144 197H145V198H144ZM147 197L150 199V200H149V201H150V202H149V204H150L149 207H148V205H147V204H148ZM150 197H151V198H150ZM195 197H196V196H195ZM239 197H240V198H239ZM250 197H251V198H250ZM31 198L33 199V201H34V200H35V201H34V202H33V201L31 202V201H30ZM50 198H51V200H50ZM55 198H56V199H55ZM62 198H63V199H62ZM83 198H84V199H83ZM90 198H92V199H90ZM124 198H125V199H124ZM166 198H167L168 200H167ZM181 198H182V197H180V199H178L179 203H183V202L185 201V199H184V201H183V198H182V199H181ZM184 198H185V197H184ZM193 198H194V196H193ZM193 198H192V199H193ZM262 198H263V199H262ZM0 199H1V198H0ZM38 199H39V200H38ZM40 199H41V200H40ZM48 199H49V200H48ZM60 199L62 200V203H61V200H60ZM65 199H66V201L68 202V205H65V204L67 203V202H65ZM98 199H99V200H98ZM102 199H103V200H102ZM112 199H113V200H112ZM122 199H124V201H123ZM126 199H127V200H126ZM132 199H133V200H135V199H139V200H137L138 202H137V201L134 202ZM145 199H146V200H145ZM153 199H154V200H153ZM161 199H162V200H161ZM169 199H170V200H169ZM197 199H198V198H197ZM197 199H194V201H193V200H190V201L192 202V204H194V207H196L195 209L198 211V213H196V214H199V211L201 210V211H200V212H201V213H200V216H201L202 218H204V216L207 215V214H206L207 212H206V210L203 209V208H201V209L199 210L198 207H200V206H198V204H200V201H198ZM254 199H257V200H259V201H256V200H254ZM2 200H3V199H2ZM45 200H48V201L45 202ZM84 200H88L87 203H86V201H84ZM89 200H92V201H90V202L93 203V205L96 207V210H95V207H93L92 203L89 202ZM110 200H111L112 203L109 202ZM131 200H132L133 202H131ZM213 200H214V199H213ZM215 200H216V198H215ZM215 200L212 201V200L210 199V200H209V201H210L209 203H211V204L214 205ZM4 201H6V200H4ZM27 201H28V202H27ZM29 201H30V202H29ZM36 201H37V202H36ZM41 201H43V202H41ZM54 201L56 202V204H55ZM98 201H99V202H98ZM104 201H105V202H104ZM113 201H114L115 203H114ZM139 201H140V202H139ZM145 201H146V202H145ZM160 201H161V202L163 201V202H162L163 204H162ZM166 201H168V202H166ZM182 201H183V202H182ZM255 201H256V205H257V207L255 206ZM6 202H7V201H6ZM63 202H65L64 205H65L66 207H68L69 209H66V207H65V208H62V207L64 206V205H63ZM103 202H104V203H103ZM106 202L108 203V206H109V207L106 205V204H107ZM151 202H152V203H151ZM158 202H159V203H158ZM165 202H166V203H165ZM242 202H243V203H242ZM258 202H259V203H258ZM0 203H1V202H0ZM4 203H5V202H4ZM7 203H8V202H7ZM25 203H27V204H25ZM28 203H29V205H28ZM31 203H32V204L35 203V204L32 205ZM37 203H38V204H37ZM48 203L51 204V205H52V203H53L55 206L52 205V206H53V207L51 206L52 208H51L50 206H46V205H49ZM58 203H59V204H62L63 206H62V205H61V207H60L59 205L56 206ZM69 203H70V205H72L74 208H75V206L77 205L76 207H77L78 210L75 208V210H76V212H75V211L73 210L72 207H69ZM81 203H82V204H81ZM83 203H84V204H83ZM88 203H89V204H88ZM105 203H106V204H105ZM124 203H125V204H124ZM132 203H133V204H132ZM134 203H135V204H134ZM137 203H138V205L140 204V207H142L141 209H143V210L138 209L139 207H138ZM160 203H161V204H160ZM215 203H216V202H215ZM2 204H3V203H2ZM22 204H23L24 207H26L25 209H24V207H22ZM40 204H41V205H40ZM75 204H76V205H75ZM87 204H88V205H87ZM99 204H100V205H99ZM103 204H105V205H103ZM109 204H110V205H109ZM116 204H118V205H116ZM119 204H120V207H121L122 210L120 209V210L118 211L115 207L118 206V209H119ZM121 204H124V205L122 206ZM141 204H142V205H141ZM154 204H157V205H154ZM183 204L187 205V204H189V203L186 201V202L183 203ZM192 204H191V205H192ZM242 204H243V205H242ZM251 204H252V205H251ZM31 205H32L33 207H32ZM36 205H37V206H36ZM42 205H43V206H42ZM74 205H75V206H74ZM82 205H83V206H82ZM90 205H91V206H90ZM97 205H98V206H97ZM101 205L103 206V208H104V206H107V207L109 208V210H108L109 212L106 211V210H107V209H106L107 207H105V208L103 209ZM111 205H112V207H111ZM127 205H128V206H127ZM129 205H130V206H129ZM132 205L134 206V208H131ZM151 205H152V207H151ZM158 205H159V206H158ZM160 205H161V206H160ZM191 205H190V206H191ZM200 205H201V204H200ZM244 205H245V206H244ZM249 205H250V207H249ZM253 205L255 206V208H253V207H254ZM5 206H6V207H5ZM29 206L32 207V210L29 209V208H30ZM44 206H45V207H44ZM79 206H80V208H79ZM86 206H87V207H86ZM126 206H127L128 208H127ZM133 206H132V207H133ZM145 206H146V207H145ZM187 206L189 207V205H187ZM192 206H193V205H192ZM240 206H241V207H240ZM259 206H261V207L258 209ZM8 207H7V208H8ZM20 207L23 208L22 211H23V214H24L25 216H24L23 214L20 215V212H21V211H20V210H21ZM35 207H37V209H36ZM46 207L49 208V209H47ZM55 207H56V208H55ZM81 207H83V208H81ZM85 207H86V208H85ZM91 207H93L94 209H92ZM110 207H111V208H110ZM123 207L126 208V209H125L126 211L124 210ZM135 207H137L138 211H137V209H136ZM154 207H155L156 211H154V209H153ZM158 207H160V208L157 209ZM165 207H163V208H165ZM188 207L186 208L187 211H189V212H195V211H190L189 209H191V208L189 207V209H188ZM33 208H35V209H33ZM38 208H43V209L46 210V211L41 210V209L38 210ZM53 208L56 209L57 211H55ZM87 208H88V210H86ZM98 208H100V209H98ZM112 208H113V211L116 213L117 216H115V213H113V212H112V214H111ZM114 208H115V210H114ZM129 208H130L131 210L134 209V211H131ZM145 208H146V209H145ZM147 208H149V209L151 208V209L149 210V209H147ZM197 208H198V209H197ZM256 208H257V209H256ZM261 208H262V210H260ZM9 209H7V211H8ZM14 209H15V208H14ZM27 209H28V210H27ZM52 209L54 210V211H52V214H51V213H48L49 210H50V212H51ZM58 209H59V211H62V212L65 211V210H61V209H66V212H64L63 214H62V213L60 214V212H58ZM152 209H153V213H152V211H151ZM195 209H194V210H195ZM222 209H223V210H222ZM250 209H252L253 211H255V214L257 213V214H256V217H255V214H253L252 217H255L254 219H251V216H250V213H249V212H250ZM255 209H256V210H255ZM4 210H3V211H4ZM24 210H25V211H24ZM29 210H30V211H29ZM34 210H35V212H34ZM36 210H37V211H36ZM69 210H70V211H69ZM83 210H85L86 213H88V212H89V213L86 215L85 212H84ZM92 210H93V211H92ZM94 210H95L97 213H96ZM98 210H99L102 214H101L100 212H98ZM103 210H105V213H104ZM135 210H136V211H135ZM252 210H251V211H252ZM257 210H259V212H258ZM3 211L1 210V214H2ZM5 211H6V210H5ZM32 211H33V213H32ZM72 211H73V212H72ZM77 211H78V212L83 211V213H78ZM127 211H130L131 213H130V212H127ZM139 211L141 212V215H140V212H139ZM145 211H146L147 213H150V211H151V213H152V217L154 216V218L151 217V218L149 219V220H150L149 223H150L151 220H152V222H151L150 224H151L152 226L155 225L153 228H156V227H157V228H156L157 230L151 228L152 226H150V224L147 225V227H148V226L150 227V228L148 227L149 229H148L146 226L144 227V225H142L143 221L141 222V219H143V218H144V215L147 214V213H145ZM148 211H149V212H148ZM204 211H205L206 213H205ZM229 211H230L231 213H229ZM12 212H6V214H2V215H4L3 218H4L8 213H12ZM25 212H26V213H25ZM36 212H37V213H36ZM44 212H45V214H49V217H47L48 215L46 216V218H45V217H44V218L42 217V219H43V220H42V219H41V215L44 216ZM55 212H56V213L58 212V213H57V217H56V213H55ZM67 212H68V213H67ZM74 212H75V214H74ZM121 212H122V214H123L124 217L121 215ZM124 212H127L128 214H127V213H124ZM137 212H138V213H137ZM142 212L144 213V215H143ZM155 212H157V213H155ZM21 213H22V212H21ZM31 213H32L33 215H31ZM34 213H36L37 215H34ZM38 213H39V214H38ZM42 213H43V214H42ZM70 213H71L72 216H71V215L68 216L69 219H70L71 217H72V218H71L72 220H73V217H75L76 219L74 220V221H75V223H74L73 221H72V222L69 221V219L67 218V220L70 222V224L72 223V224L70 225V227H69V225H68L69 222L67 223V220H65V219H63V218L66 217L67 215H69ZM90 213L92 214L93 217L90 215ZM94 213H95V214H98L99 216L102 215V218L100 219V217H99L98 215H95ZM99 213H100V214H99ZM129 213H130V214H129ZM132 213H134V214H132ZM154 213H155L156 215H155ZM232 213H234V214H232ZM1 214H0V216H1ZM18 214H19V215H18ZM50 214H51V215H50ZM77 214H78V215H77ZM82 214H83V215H82ZM84 214H85V216H84ZM103 214H104V215H103ZM113 214H114V215H113ZM125 214H127V215H125ZM136 214L138 215V217H137V219H135V220L133 219V220L135 221V222H134V221L132 220V216H133V218H136V216H137ZM196 214H195V215H196ZM262 214H263V215H262ZM9 215H10V214H9ZM9 215H8V216H9ZM39 215H40V216H39ZM52 215H53L54 217H53ZM58 215H60V219H59ZM65 215H66V216H65ZM76 215H77V216H76ZM88 215H90V216L88 217ZM107 215H108L109 217H108ZM128 215H129V216H128ZM135 215H136V216H135ZM139 215H140V217H139ZM142 215H143V217H141ZM191 215H192V214H191ZM193 215H194V213H193ZM230 215H231V216H230ZM261 215H262L263 217H262ZM22 216H24V217H26V218H25V219H22V218H21V220H18V219H19L20 217H22ZM32 216H33V217H32ZM50 216H52V217H50ZM61 216H62V217H61ZM78 216H79V217L81 216V219H80V220L82 221V224H83V225H85L87 222H88L89 225H90V226H88V223H87V224L85 225V227H87V228H84V226L82 225V226H83V230H85V231L82 230L81 224L77 223L78 220H79V219H78V218H79ZM83 216L86 217V218H90V217H91V218H90V220H89V219L87 220V219L85 218V219H84L85 221H83V218H82ZM103 216H105L106 218L103 217ZM121 216L123 217V219H121V218H122ZM125 216H126V217H125ZM127 216H128V217H127ZM145 216L147 217V215H145ZM155 216H156V217H155ZM159 216H160V217H159ZM198 216H199V215H198ZM207 216H208V215H207ZM207 216H205V218H206ZM229 216H230V217H229ZM1 217H2V216H1ZM1 217H0V220H1ZM24 217H23V218H24ZM29 217L32 218V221H31V222L29 221V219H30ZM34 217H35V218H34ZM37 217H38L40 220H42V221L39 222V219H38ZM96 217H98V220H99V221L97 220ZM8 218L10 219V216H9ZM27 218H29V219H27ZM48 218H49V219H48ZM56 218H57V220H56ZM61 218L63 219L64 222H65V221H66V222H65V223L62 222V219H61ZM93 218H95V219L93 220ZM124 218H125V219H124ZM127 218H129V219L127 220ZM207 218H208V217H207ZM244 218H245V220L247 219L248 221L246 222L245 220H243ZM248 218L251 219V220H249ZM256 218H257V220H256ZM262 218H263V219H262ZM9 219L7 220V217H6V220H7V221H9ZM26 219H27V220H26ZM35 219H36V220L38 219L37 222H39V224L36 222ZM45 219H46L47 221H46ZM52 219H54V220H52ZM58 219H59V220H58ZM102 219H103V220H102ZM107 219H108V220H107ZM130 219H131V220H130ZM230 219L228 220V222L226 221V222L228 223V225H226V226H228V227H229V223H231V222H232L231 224L234 225L233 222H235V220H236V218L233 217V219H235V220H233V221L231 220V222H230ZM6 220L2 219V221H0V222L2 223V222L4 221V222L6 223ZM24 220H25V222L27 221L26 224L23 223ZM30 220H31V219H30ZM33 220H34V221H33ZM80 220H79V221H80ZM92 220H93V222H95L94 224H96L97 226L94 225L93 222H91ZM95 220L97 221V223H96ZM101 220L103 221V224L105 223L104 226L101 224V223H102ZM104 220H105V221H104ZM122 220H123V221L127 220V221L124 223ZM129 220H130V221H129ZM208 220H209V219L204 220V221L207 222ZM219 220H220V219H219ZM22 221H23V222H22ZM43 221H44V222H43ZM45 221H46V222H45ZM53 221H54V222H53ZM59 221H61V222H59ZM76 221H77V222H76ZM86 221H87V222H86ZM109 221H110V222H109ZM240 221H239V222H240ZM254 221H255L256 223H255ZM29 222H30V223H32V222L34 223V222H35V223H34L35 225H33V226L31 225V226H30V225H29V224H30ZM50 222H51V223H50ZM57 222H58V223H57ZM98 222H99V223H98ZM100 222H101V223H100ZM106 222H107V223H106ZM108 222H109V225H108ZM112 222H113V223H112ZM128 222H132V223H130V226H129ZM137 222H138V223H137ZM139 222H140V223H139ZM156 222H157V221H156ZM206 222H205L204 225L206 226V228H208V229H206V232H207V231L209 230V227L207 226V225H209V224H208L209 222H207V224H206ZM221 222H222V221L220 220V223H221ZM236 222H237V221H236ZM11 223H10V224H11ZM22 223H23L25 226H24ZM33 223H32V224H33ZM49 223H50V224H49ZM63 223H64V224H63ZM80 223H81V222H80ZM133 223H134L135 226L132 225ZM136 223H137V226H136ZM201 223H202V222H201ZM6 224H7V225H4V223H2V225H4V226H8V223H6ZM10 224H9V225H10ZM21 224H22V225H21ZM53 224H54V226H55V225H56V226H55V227L52 226ZM57 224H58V225H57ZM75 224H76V225H75ZM78 224H79V226H80L81 228L78 226ZM125 224H126V225H125ZM127 224H128V225H127ZM198 224H199V222H198ZM231 224H230V225H231ZM28 225H29V226H28ZM50 225H51V226H50ZM64 225H66L65 228L67 227V225H68V228H69V229L72 227V229H73L74 231H73V230H72V231H67V230H66V231H67V232H66L65 229L63 228ZM113 225H114V227H113ZM117 225H118V226H117ZM139 225H140V226H139ZM240 225H241L242 227H241ZM21 226H24L23 229H24V230L26 229L27 231L24 232V230L21 229ZM77 226H78V228H77ZM98 226H99V227H98ZM101 226H102V227H101ZM105 226L107 227V230H105V231H107V232H105L104 229H103ZM109 226H110V227H109ZM126 226H128V227H126ZM133 226H134V227H133ZM138 226H139V228H142V227H143V228H142V229L136 228V227H138ZM0 227H1V226H0ZM25 227H26V228H25ZM28 227H29V228H28ZM46 227H47V228H46ZM61 227H62L63 229H62ZM74 227H75V229H74ZM93 227H94V228H93ZM106 227H105V229H106ZM112 227H113V228H112ZM115 227H117V228L119 227V228L117 229V228H115ZM130 227H132V230H130V229H131ZM172 227L174 228V226H172ZM172 227L170 226V228H172ZM240 227H241V229H240ZM7 228H8V227H7ZM9 228H10V226H9ZM53 228H54L56 231H54ZM60 228H61V229H60ZM89 228H90V229H89ZM91 228H92V229H91ZM101 228H102V229H101ZM108 228H109V230H108ZM129 228H130V229H129ZM144 228H145V229L147 228L148 230H147V229L144 230ZM198 228H200V227H198ZM198 228H197V229H198ZM216 228H217V227H216ZM216 228H215V226H214V228H213L212 230L215 229L216 231H214V232H217L218 228H217V229H216ZM1 229H2V230H6V227L3 228V226H2ZM29 229L32 230V231H29ZM52 229H53V230H52ZM59 229H60L61 231H63L64 233H63V232L61 233V231H60ZM96 229H97V230H96ZM98 229H99V232H101V235L98 234V233H99V232H98ZM113 229H114V230H113ZM124 229H125V230H124ZM151 229H153V230L151 231ZM8 230H9V229H8ZM57 230H58V231H57ZM70 230H71V229H70ZM77 230H78V231L82 230L83 233H77ZM88 230H89V231H88ZM95 230H96L97 234H96V232H95V233L93 232V231H95ZM120 230H121V231H120ZM129 230H130V234H131V235L128 233ZM138 230H139V231H138ZM149 230H150L151 232H148ZM158 230H159V231H158ZM258 230H259V231H258ZM6 231H7V230H6ZM10 231H9V232H10ZM14 231H15V230H14ZM28 231H29V232H28ZM34 231H35V230H34ZM38 231H40V232H41V231L45 232V233L42 232V234H43V235L45 234V235L43 236V235L39 234L40 232L38 233ZM52 231H53V232H52ZM102 231H104L105 234H106V233L108 234V233L110 232V233L108 234L109 236L105 235L104 232H102ZM119 231H120V232H119ZM123 231L125 232L126 235H125V234H121V233H124ZM131 231H133V232H131ZM134 231H135V233H134ZM136 231H137V232H136ZM142 231H147V232L150 233V234H148L147 232H144V234H143V233H141ZM256 231H257L258 233H257ZM0 232H1V231H0ZM47 232H50V233H47ZM54 232H55V233H54ZM68 232L71 234L70 236H69ZM72 232H73L74 234H72ZM75 232H76V233H75ZM80 232H81V231H80ZM84 232H86V233H85L86 235H87V234L89 235L91 232H93L94 234L91 233V234L89 235L90 237H89L88 235H87V236H88V237H87V236L84 234ZM112 232H114V233H112ZM153 232H154V233H153ZM156 232H157V233H156ZM261 232H262V233H261ZM1 233H2V232H1ZM53 233H54V234H53ZM65 233H66V235H65ZM177 233H178V232H177ZM55 234H58V235H55ZM67 234H68V235H67ZM78 234H79V235H78ZM95 234H96V236L94 237ZM116 234H117V236H121V239H120L119 237H116V238H115L114 236H116ZM119 234H120V235H119ZM139 234H140V235H139ZM145 234H146L147 236H149V238H148ZM155 234H159L158 236H159L160 238H158V239H159V240L161 239V240H160V243H159V241H156V240H157L156 238H157L158 236L155 235ZM178 234H179V233H178ZM259 234H260V235H259ZM47 235H52V236H47ZM62 235H63V236H62ZM82 235H83V238H82ZM84 235H85V236H84ZM92 235H93V236H92ZM98 235L101 236V237H99ZM110 235H112V236L110 237ZM136 235H137V236H136ZM142 235H144V237H147V238L143 239V236H142ZM150 235H151L152 237H151ZM153 235H154V236H153ZM194 235H195V236H194ZM201 235H202V234H201ZM256 235H257V237H256ZM3 236H4V237H3ZM21 236H22V237H21ZM31 236H32V237H31ZM45 236H46V237H45ZM56 236H57V237H56ZM67 236H68V237H67ZM71 236H72V237H71ZM75 236H77L78 239H77V237H75ZM97 236L99 237L98 239L96 238ZM106 236H107V237H106ZM178 236H179V237H178ZM196 236H198V237L200 236V231H199V230H197V231L194 232L193 234H192V233L189 234V237H191V238H189V239L192 240V239H193L194 237H196ZM202 236H203V235H202ZM202 236H201V237H202ZM33 237H34V238H33ZM47 237H49L50 239L47 238ZM55 237H56V238H55ZM79 237H80V238H79ZM91 237H92V240H91ZM93 237H94V238H93ZM102 237H103V239H102ZM113 237H114V238H113ZM126 237H127V240L129 239L128 241L125 240ZM133 237H134V238H133ZM154 237H156V238H154ZM192 237H193V238H192ZM198 237H197V238H198ZM201 237H199L200 240L203 239V237H202V238H201ZM258 237H259V238H258ZM6 238H7V239H6ZM28 238H29L30 240H28ZM31 238H32V240H31ZM35 238H36V239H35ZM59 238L62 239V240L60 241ZM70 238H73V241H71V243H70V240H69ZM75 238H76L77 240H76ZM86 238H87V239H86ZM88 238H89V240H88ZM152 238H153V239H152ZM229 238H230V237H229ZM248 238H249V239H248ZM3 239H4V240H3ZM23 239H24V240H23ZM47 239H49V240H47ZM56 239L58 240L57 242L60 241V242L58 243L59 245H61L60 247H59L58 245H56V246H52V244L56 242ZM63 239H64V240H63ZM74 239H75V240H74ZM79 239H80V240H79ZM81 239H82V240H81ZM84 239H86L85 242H84ZM94 239H95V240H94ZM96 239H97V241H98V242H96V243L99 245V246L96 245L97 248H96V246L94 245V242L96 241ZM104 239H105V240H104ZM106 239H109V241H107ZM110 239H115V240H110ZM141 239H142V240H141ZM15 240H16V241H15ZM42 240H43V241H42ZM71 240H72V239H71ZM87 240L90 241V242L93 241V240H94V241H93V243L91 242V243H92V244H91L90 242H87ZM99 240H100V241H99ZM101 240H102V242H101ZM103 240L106 241V242H103ZM117 240H118V241H117ZM143 240H144V241H143ZM148 240H149L150 242H149ZM164 240H165V241H164ZM179 240H181V241H179ZM217 240H218V238H217ZM217 240L215 239V243L219 244V243L217 242ZM20 241H21V243H20ZM52 241H54V242L52 243ZM79 241H80V242H79ZM112 241H113V242H112ZM126 241H127V242H126ZM129 241H130V242H129ZM152 241H153V242H152ZM161 241H162V242H161ZM178 241H179V242H178ZM6 242H7V244L5 245ZM13 242H15V243H13ZM36 242L38 243V245H37ZM43 242H45V244H46L47 246H48V244L51 245V247H49V246H48V247H45L46 245L43 244ZM49 242H50V243H49ZM57 242H56V244H57ZM65 242H66V243H65ZM68 242H69V243H68ZM76 242H78V243H76ZM145 242H147L148 245L145 244ZM156 242H158L159 245H158V243L156 244ZM191 242H192V241H191ZM191 242H185V243H183L184 245L186 244L187 247L189 248V249H186L187 252H189V253L186 254V255H189L190 258H191V260H189V261H190V264H192V263H193V264H196V263H197V264H201V263H200L201 260H200V261L197 260V259H198V256L196 257L195 255H197V254L194 253V252L196 251V249H197V248H195L196 245H195L193 242H192V243H191ZM3 243H4V244H3ZM9 243H11V246H10ZM12 243H13V244H12ZM51 243H52V244H51ZM67 243H68V244H71V245H68ZM89 243H90L92 246H91ZM100 243H101L104 247H105V245H106L105 243H108V244H107V246L104 248L102 245H100ZM112 243H113V245H112ZM132 243L134 244V246L132 245ZM136 243H137L138 245H136ZM142 243H144L145 246H144V244H142ZM245 243H246V244H245ZM2 244H3V245H2ZM23 244H25V245H23ZM28 244H29L30 247L33 246V249L30 248V250L32 249L31 252L29 251V249H28V247H27ZM35 244H36V245H35ZM42 244H43V245H42ZM65 244H66V245H65ZM123 244H125V245L127 244V245L124 246ZM130 244H131V245H130ZM149 244H150L151 246H152V244H153V245L155 244V245H154V248H155V249H150V248H153V246L151 247ZM252 244H253V245H252ZM17 245H18V247H17ZM21 245H22L23 247H20V248H19V246H21ZM40 245L44 246V247H45V250H44V248H42V246H40ZM54 245H55V244H54ZM64 245H65V246H68V248L65 247ZM88 245H90L91 249H89V246H88ZM108 245H109V246H112V247H108ZM128 245L131 246V247H129ZM135 245L138 246V247H136ZM142 245H143V246H142ZM157 245H158V246H157ZM188 245H189V246H188ZM194 245H195V246H194ZM224 245H226L227 248L223 247ZM240 245H241V246H240ZM242 245H243V246H242ZM14 246H15V247H14ZM39 246H40L43 250H42V249H39ZM69 246H70V247H69ZM79 246H80V248H79ZM84 246H87L88 249H87L86 247H84ZM119 246H120V247H119ZM149 246H150V248L148 249ZM246 246H247L248 249L246 248ZM248 246H250L252 249L249 248ZM10 247H11V248H10ZM55 247H56V248H55ZM61 247H62V248H61ZM83 247H84V249H83ZM94 247L99 251V253H98V251H97L96 249H94ZM107 247H108V248H107ZM123 247H126V248H123ZM134 247L138 248V250H137L136 248H134ZM145 247H146V249H145ZM196 247H197V246H196ZM243 247H244V248H243ZM253 247H254V249H253ZM13 248H14V249H13ZM15 248H16V249H15ZM47 248H48V249H47ZM53 248L56 249L57 252H54V249H53ZM57 248H59V249H57ZM65 248L67 249V251H66ZM76 248H78V250H77L78 252L75 250ZM98 248H99V249H98ZM101 248H103V250H101ZM110 248H111V250H110ZM112 248H113V249H112ZM115 248H116V249H115ZM131 248H132V250H134V249H135V250H134V251H131ZM143 248H144V249H143ZM256 248H257V250H256ZM258 248H261V250L258 249ZM7 249H8V250H7ZM11 249H12V250H11ZM20 249H21V251H20ZM22 249H23V250H22ZM36 249H37L38 251L41 250V252L39 251V252L37 253ZM49 249H50V250H49ZM63 249L65 250V253H63V252H64ZM71 249H72V250H71ZM119 249H120V250H119ZM122 249H123V251H122ZM125 249H126V250H127V249H130V250H129L130 252L125 251ZM184 249H185V248H184ZM246 249H247L248 251H246ZM10 250H11V251H10ZM24 250H25V251H24ZM33 250H35L36 253H35V251H33ZM52 250H53V251H52ZM70 250H71V252L69 253ZM82 250H86V251L81 252ZM91 250H94V251H96V252L91 251ZM105 250H106V251H105ZM114 250L117 251V252L115 253ZM145 250H146V252H145ZM147 250H152L153 252H152V251H149V254H148V251H147ZM154 250L156 251V253H155ZM173 250H175V251H173ZM186 250H185V253H186ZM235 250H236V249H235ZM235 250H234V251H235ZM251 250H252V251H251ZM258 250H259V251H258ZM2 251H3V252H2ZM9 251H10V252H9ZM32 251H33V252H32ZM51 251H52V252H51ZM79 251H80V252H79ZM100 251H101L102 253H104V254H106V253H107V254L104 255V254H102ZM113 251H114V252H113ZM138 251H140V252H138ZM168 251H169V252H168ZM211 251H212V253L214 252V250H211ZM215 251H216V250H215ZM260 251H261V252H260ZM6 252H7V253H6ZM29 252H30V255H29ZM49 252H50V253H49ZM58 252H59V253H58ZM60 252H61V253H60ZM73 252H74V253H73ZM89 252H91V253H89ZM93 252H94V253H93ZM108 252H110V253H108ZM126 252H127V253H126ZM135 252H136V253H135ZM142 252H145L146 254H145V253L142 254ZM172 252H173L174 254H173ZM217 252H218V251H217ZM227 252H228V251H227ZM235 252H237V251H235ZM242 252H243V253H242ZM248 252H249V253H248ZM251 252H252V253H251ZM262 252H263V253H262ZM51 253H52V254H51ZM72 253H73V254H72ZM82 253H83V254H82ZM85 253H86V254H85ZM92 253H93V255H92ZM112 253H113V254L115 253L114 257H113V255H111ZM117 253L120 254V255H122V256H119ZM132 253H133V254H132ZM150 253H152V254L150 255ZM153 253H155V254H157V255L154 256ZM167 253H168V254H167ZM178 253H179V251H178ZM215 253H216V252H215ZM215 253H214V255L211 254V255H213V256H211L212 258L210 257V258H211V259L209 260V261H210V264H215L212 260L215 261L216 259H217V260H216V263H217V264H218V263H219V264H224V263L226 262V260L223 261V259L221 258V257L223 256V253H222V252H220V253H222V254H219V253H216V254H215ZM244 253H245L246 255H245ZM7 254H8V257H7ZM23 254H25V255H23ZM43 254H44L45 256H44ZM56 254H57V255H56ZM58 254H59V257H58ZM64 254H65V255H64ZM66 254H67V255H66ZM98 254H99V255H98ZM100 254H101V255H100ZM125 254H126V255H125ZM130 254H131V257H130ZM136 254H137V255H136ZM147 254H148L149 256H148ZM169 254H170V255H169ZM228 254L230 255V257L228 256ZM232 254H234V255H232ZM243 254H244V255H243ZM248 254H251V255H248ZM252 254H253V256H252ZM10 255H11V256H10ZM13 255H14V256H13ZM22 255H23V256H22ZM27 255H29V256H27ZM41 255H42V258H41ZM68 255H69V256H68ZM73 255H75V256H73ZM76 255H77V256H76ZM83 255H87V256L84 257ZM89 255H90V256H89ZM96 255H97V256H96ZM110 255H111V256H110ZM139 255H140V258H139ZM144 255L148 256V257L151 258V259H148V257H146V256H144ZM159 255H160L161 257H163V258H161ZM173 255H174L175 257H174ZM177 255H178V254H177ZM216 255H217V256H216ZM219 255H220V256H219ZM225 255H224V256H225ZM241 255H242V256H241ZM33 256H34V257H33ZM43 256H44V257H43ZM63 256H64V257H63ZM91 256H92L93 260H92ZM94 256H95V257H94ZM99 256H101V258H102L101 260H100V257H99ZM104 256H105V257H104ZM117 256L120 257V258H122V259L118 258ZM128 256H129V257H128ZM141 256H142V257H141ZM143 256H144L145 258H144ZM189 256H188V258H189ZM246 256H247V257H246ZM6 257H7V258H6ZM13 257H14V258H13ZM27 257H28V259H27ZM30 257H31V258H30ZM38 257H39V258H38ZM45 257H47V258H45ZM51 257H52V258H51ZM56 257H57L58 259H57ZM67 257H68V260H67ZM73 257H75V258H73ZM88 257H89V258H88ZM127 257H128V258H127ZM136 257H137V259H135ZM152 257H153V259H152ZM194 257H195V258H194ZM227 257H228V258H227ZM240 257H241V258H240ZM243 257H244V259H246L245 261H243V259H242ZM5 258H6V259H5ZM11 258H12V259H11ZM15 258H16V259H15ZM44 258H45V259H44ZM48 258H50V259H48ZM69 258H70V259H69ZM76 258H78V259L80 258V260H77ZM85 258H86V259H85ZM87 258L89 259L88 261H86ZM96 258H97V260H96ZM103 258H104V259H103ZM113 258H114V259H113ZM116 258L119 259V260H117ZM130 258H131V259H130ZM143 258H144L145 260H143ZM154 258H155V259H154ZM178 258H180V257L178 256ZM190 258H189V259H190ZM193 258H194V259L197 258V259H196L197 261L195 260V262H194V259H193ZM214 258H215V259H214ZM234 258H235V259H234ZM261 258H262V259H261ZM23 259H25V260H23ZM51 259H52V260H51ZM60 259H62V260H60ZM90 259H91V260H90ZM105 259H106L107 261H106ZM111 259H113L114 261H113V260L111 261ZM132 259H133V260H132ZM147 259H148V260H147ZM165 259H163V261H160V262H159V261H158V262H153V263L151 262L150 264H159V263L164 264V262L166 261ZM218 259H219V260L221 259V260L219 261ZM237 259H239L240 262H238ZM256 259H257V260H256ZM7 260H8V261H7ZM17 260H18V261H17ZM28 260H29V261H28ZM58 260H59V261H58ZM66 260H67V261H66ZM69 260H70V261H69ZM102 260H103V261H102ZM120 260H121V261H120ZM137 260H138V261H137ZM180 260H181V259H180ZM232 260H233V261H232ZM236 260H237V262H236ZM261 260H262V261H261ZM15 261H17V262H15ZM61 261H62V262H61ZM68 261H69V262H68ZM101 261H102L103 263H102ZM118 261H119V262H118ZM141 261H142V262H141ZM171 261H172V262H171ZM177 261H178V262H177ZM198 261H199V262H198ZM234 261H235L236 263H234ZM241 261H242L243 263H242ZM259 261H260V262H259ZM20 262H21V263H20ZM37 262H38V263H37ZM87 262H88V263H87ZM111 262H112V263H111ZM134 262H135V263H134ZM191 262H192V263H191ZM206 262H208V259H207V258H206ZM220 262H221V263H220ZM33 263H32V264H33ZM121 263H120V264H121ZM228 263H226V264H228ZM71 264H73V263H71ZM165 264H166V262H165ZM181 264H185V263L182 262ZM187 264H189V263H187Z\"/></svg>",
	"mask_w": 264,
	"mask_h": 264
},
{
	"label": "bare ground",
	"instance_id": "2",
	"mask_svg": "<svg viewBox=\"0 0 264 264\" xmlns=\"http://www.w3.org/2000/svg\"><path fill=\"white\" fill-rule=\"evenodd\" d=\"M1 1V0H0ZM8 1V0H7ZM6 1V2H7ZM11 1H13V0H11ZM35 0H33V2H34ZM40 2H42L41 0H39ZM39 1H35V2H39ZM44 1V0H43ZM45 1H47V0H45ZM44 1V2H45ZM53 1V0H52ZM59 0H57V2H58ZM66 1V0H65ZM71 1V0H70ZM69 1V2H70ZM73 1V0H72ZM72 1H71V3H72ZM76 3H79L80 1H82V0H80L79 2L78 1H76V0H74ZM90 2H91V0H89ZM99 1H102V0H99ZM99 1H95V2H97V3H95V4H98V2ZM110 2H114V3H112V5H114L115 3H119V4H123L124 5V3H120V0L119 1H117V0H115V1H113V0H109ZM131 1V0H130ZM129 1V2H130ZM160 1H162V0H160ZM177 1V0H176ZM179 1V0H178ZM181 1V0H180ZM198 1V0H197ZM200 1H202V0H200ZM204 1V0H203ZM207 1V0H206ZM220 2H222L221 3V5H224L223 6V8L225 7V11H227V12H232V15H233V18H235V20H237L236 18H239V21H238V24L237 25H235L236 24V22L237 21H235L232 17V19H231V26H229V24L227 25V24H225V23H223V20H221V19H224V18H222L221 17V14H218V12L217 13H213V11L215 10V9H213L214 7H215V5H216V7H219V8H221L222 6L221 5H219V6H217V4H215V0H209V1H207L206 3L205 2H199V4L197 3V5H198V10L197 11H194V10H192L191 9V11L189 12L188 11V9L185 11L184 9H183V11L180 13V14H176V13H174L175 15V17H172V19H169L168 18V20L166 21L167 22V24H165V25H163V24H157L156 22H155V24H156V26H155V24H152V23H150V21L147 19V17L146 18H142V16H141V18L142 19H144L143 21H141L140 20V18H139V13L138 14H136V12L134 13V11H131V12H127V14L128 13H130L129 15H126L125 13H124V15H122V17L120 16L118 19L120 20V22H118V23H121V24H123V26L125 27V25L128 23L129 24V22H131V24L128 26V24L126 25L127 26V29L129 30V34L127 35L126 33L128 32V31H126V28H124V27H122V28H124V30H125V32H123V34H126L128 37H129V35L131 34V37L132 36H135V37H133V38H136V36L138 35V32H137V30L140 28L143 32H144V36L145 35H147V36H145L146 38L147 37H149V38H151L152 37V35L154 34V39L156 38V36L158 37V38H161L162 37V35H163V37L165 36L167 39V41H165L166 43H167V46L169 45L170 47H169V49L167 48L166 50H169L168 51V53L166 52V50H165V52L167 53V54H169L168 56V59H166L167 58V56L165 57V56H163V59H162V56H161V59H160V57H158V59L156 58V57H154L155 56V54H154V56H152L151 54V56H152V59H153V63H151V62H149V61H151V60H147V58L146 57H144V54L141 52V54L143 55H136V58H134V55L133 56H130V59L131 58H134L136 61V63L134 64V66L131 68V66H132V64H131V62H128L129 63V67H128V70H130V73L129 74H123L124 76H125V78H126V81H124L123 80V78H122V80H123V82L124 83H129V85H134L135 84V86L137 87V89L139 88V92L142 90V91H144L145 92V96H147L148 98L150 97H152L151 99H152V101L155 103H153L154 105H156L157 107H155L154 105V107H155V109H154V113L151 111V110H149V109H144L143 110V112L141 111L140 112V114L139 115H136V117H135V113H134V117L135 118H133V119H135L134 121H135V123H133V124H136V128H138V129H140L139 128V126H141V124H144V122H150L149 120L152 118V117H155V113H156V115H158V116H160V117H164V118H162L161 120H162V122H164V129H162L160 132H158L157 134H153L150 138H147V139H145L146 141H142L143 143L145 142L146 143V145H145V143H144V146H147V148H148V145L149 144H153V143H155V142H161V144H164L165 146H166V149H167V146L168 147H172V146H170L171 144H173L174 142H175V138H177V136L179 135L180 136V138H178V142H176V143H174V145L175 144H177L179 147H180V145H181V147H184L182 144H184V143H186L187 142V140H188V142L190 143L191 141H194V139L193 140H191L190 141V139H192L191 137H192V135H193V133H194V130H196L195 129V127L197 126V122L196 123H192V121H191V123H189V120H190V118H186L188 121H185V122H187L188 123V125L187 124H184L183 123V121H181V122H178V119H177V110H176V102L174 103V106H173V104H172V106H170L169 107V109H168V106L166 107L167 109H163L162 108V110L161 109H158V105H160V104H157V101H159V100H157V96H159V98H164V97H170V96H174V95H172L173 93L175 94V91H179V92H181V91H183L184 89V91H186V89H188L189 91L191 90V89H197V88H200V86L199 85H201V88H203L204 87V84L206 83L207 84V81H209L210 79V76H211V74L209 73V75L210 76H208L207 75V77H204V75H202L203 73L204 74H206L205 72H203L204 70V68L201 70H199V68H198V66H201V65H198V63H199V61L202 59L203 60V63H204V65H202V66H206V61H207V59H209L210 57H211V54H208V51H209V49L210 48H212L211 46H214V47H216L217 48V50L219 49L220 51H219V53H214V54H218V58H217V60H219L220 58H219V54H222L224 57H225V52H227V51H229L226 55V57H228V58H230L229 60H228V65H227V63H225V61L228 59V58H226L225 57V61H222V63H221V65H219L220 66V68H221V66L224 64L225 65V67L223 68V69H225V71L222 69V71H221V73L219 74V75H221V78H223V79H221L222 81H221V83H219L220 85H221V87L223 86V87H225V89H226V87L230 84L231 85V83L233 82V81H236L237 80V73H236V70H237V68H239L238 69V71H242L243 70V68H245L246 67V65L245 64H247V67H246V70L244 71L245 72V74H244V72H243V74H242V76H243V79L241 78V77H239L240 79H242V81H240L239 83H238V81H236V82H233L234 84H236V86H237V88L235 87V90H234V93H235V96H237L238 94L239 95H244V96H248L247 98V101L249 100V103L250 102H252L251 104V106H250V108L248 107V109L246 108V107H244V109H243V105H250L249 103H245L244 101H246V100H242L243 102H244V104H243V102H242V104L243 105H241V107H242V109H240L238 112H237V114H236V112L233 110V108H232V110L235 112L234 114H236L235 116H233V114H230L229 115V118H227V120L228 119H230V116L233 118V120H234V122L237 120L239 123H240V126H238L239 124H238V122L236 123L235 122V126L232 124V125H230V124H227V122H226V124H224L223 125V123L225 122V121H223L221 124L223 125L222 126V128H221V130L220 131H222V133H223V136L222 135H220L221 137H219V136H216V138H214L215 136V134L217 135V133H218V135H219V130H218V128H217V124L220 126L221 124H220V118L222 117V116H218L217 117V119H219V123H217L216 124V127H215V129H217V130H215V129H213V127H214V124H215V121H214V119H213V123L209 126V125H207V124H205L203 121H201L200 123V125H202V128H201V130L199 131V133L202 135L201 137H206V136H211V138L209 139V140H207V142H210L211 144H209V143H207L206 144V146L205 147H202V148H198V149H195L194 148V146H195V144H194V146L192 147V152H191V154H190V151H188L186 148V150L188 151V153L189 154H187V156H186V154H185V156L186 157H184L183 155H184V153H183V155L180 153V155H182L184 158H180V157H182V156H180L179 154V157H178V155L177 154H175V155H177V156H174V154H173V156L172 157H170V159L172 160V163L174 164H170V162H171V160H169L168 161V163H167V159H166V162H164V157L166 156H162L163 157V160L161 159V160H159L160 159V156L159 157H157V158H159V159H152V160H149L147 163H146V165L144 164L143 165V163L144 162H146L145 160L146 159H144V161L143 162H140V160L138 161L139 163H142L141 164V166L143 165V166H145V167H142V170H140V167L139 168H134V169H136L135 171H137V173L134 171V169H132V170H130V173H128V171H127V173L131 176V174H132V176H134L133 178L136 180V181H134L135 183H136V185L137 186H139V188L138 187H136L135 185H134V188L135 189H137V191H138V193H139V195L137 194V193H135L134 191H132V192H134L135 193V195L136 196H140L141 195V193L143 194V193H146V196H152L153 197V195H152V193L153 192H156L157 191V189H156V186L158 185V184H160V185H162V190H160L159 192H161L162 194H163V196L165 197H169L170 199V202H168V201H166V202H168V204L166 205V207H165V205L164 206H161V208L160 207H158L157 209H159V210H157V212L159 213H161L162 215H160V216H162V217H160V218H158V217H156L157 219H155L154 218V216L152 217V213H153V209H154V211H156V209H155V207L151 210L152 211V213H151V211H150V213H147L146 211H145V213H147V214H145V215H147V217L144 215V213H143V215H144V218L143 219H141V222L143 221V223H142V225H144V227L146 226L147 227V225L148 224H150L151 222H152V220H151V222L149 223V219L152 217V218H154V222H152V223H159L160 224V226H158V228L157 229H160V237L162 238V240L163 239H165L166 240V242H163V244H161V245H159V243H160V240L158 239V238H160L158 235L159 234H155V235H157L158 237L156 238V237H154V238H156L157 240L156 241H159V243L158 242H156V244L158 243V248L157 249H155L154 248V245L152 244V246H153V248H150V246L148 247V249L150 248V249H155V250H158V254H160L161 256H163L162 255V253H163V250L164 249H166L165 247H167V244L168 245H170V244H172V245H175V241H176V239H175V241L172 239V240H168V236H170V232H171V229H173L172 231H174L173 232V234L175 233V231H176V234L177 235H180V237L182 238V240L184 241L183 243H185V242H193L195 245V248H197L196 249V251L194 252L195 254H197V255H195L196 257L198 256V259L197 260H201V264H210V259L212 258L211 256H213L214 255V253L216 252V253H219V254H222L223 253V251L225 250H223V248L221 247V245L222 244H227V246H228V249H226L227 251H224V253H230L229 251L230 250H233V252H231V253H234V254H236L237 255V253H240L239 252V248H238V244L239 243H241L240 242V240H243V242H244V240H247V239H245L246 237L244 236V237H242V239H241V236H243V235H245L244 233H243V235H241L242 233H241V230L239 231V223H241V219H240V217L237 215V216H233V217H235L236 218V220L235 219H233V217H232V219H230V218H228V220L230 219V222H231V220L233 221V220H235V222H233V224L234 225H232L231 223H229V227L228 226H226V225H228V220H226V218H227V216L229 215H227V214H224V213H221V212H223V211H221V210H219L220 208H222V204L223 203H226L227 205H229V208L231 209L230 211L231 212H234L233 210H236L235 209V207H237V206H239V205H237L236 206V204H237V196H235V194H237L236 192H238V194H239V189H240V185H242L241 187L243 188V191H245V190H247V188L249 187V185L251 184V182L253 183V181L255 180V178L256 177H258L259 178V176H261V174L264 172V161H262L263 159H264V152L260 149V150H257L256 152L257 153H253V155L251 156L250 154L251 153H248V151L252 148H250V149H248L247 147H245V149H248V151L246 150V152L244 151V150H235V145H236V143H238V142H236L235 140H236V138L234 139V135H232L233 136V138L231 139V137L230 138H227L229 135H231V134H229L230 133V131H231V133L233 132L234 134L236 133V132H234V131H238V130H240V129H243L244 130V128H242V126H244L245 125V123L243 124H241V122H246L247 121V123L246 124H250V125H252V124H254V120H255V124L254 125H257V128L259 129V131H263L262 133H264V108L263 109H260L259 107H253V105L254 104H256L257 105V103L260 101L259 99H262V97L264 98V63L261 61L262 59H264V38H262L263 36H260V31H262L263 29H264V5H262L263 7H258V8H256L257 9V12H253L250 8H248L247 7V5L246 6H243L244 4L242 3V0H219ZM247 1V0H246ZM249 1V0H248ZM250 1H252V0H250ZM254 1H257V2H259L258 0H253V2ZM1 2H5L4 0H2ZM6 2H5V4H3V5H6ZM8 2H10V1H8ZM7 2V3H8ZM17 2H18V0H17ZM20 2V1H19ZM24 2V1H23ZM30 2H32V0L30 1ZM29 2V3H30ZM32 2V3H33ZM34 2V3H35ZM75 2H74V4L73 5H71L72 7H73V10H74V6H75ZM88 2V1H87ZM86 2V0H83V2H80V3H82V4H84V6L81 4H76V5H78V6H76V11L78 10V9H80V7L82 6L84 9L86 8L85 7V3L86 4H88V5H93V4H91V3H87ZM105 2V3H104ZM122 2V1H121ZM123 2H125L124 0H123ZM127 2H128V0H127ZM132 2V1H131ZM150 2V1H149ZM155 2H157V1H155ZM173 2V1H172ZM171 2V3H172ZM187 2V1H186ZM240 2V6H241V8L242 9H240V10H242V12H237V8L236 7H238L237 6V4ZM262 2V1H261ZM22 3V2H21ZM25 3V2H24ZM33 3V4H34ZM46 3H48V1L46 2ZM46 3H45V7H46ZM52 3V2H51ZM54 3V5H55V3L56 2H53ZM60 3H61V0H60ZM92 3H94L93 1H92ZM104 3V4H103ZM109 2L108 1H102V3L101 2H99V6H98V8H100L101 7V5H104L105 7H103L104 9H105V11H107L108 12V10L109 9H113L114 7H112V5L111 4H108ZM176 3V2H175ZM191 3V2H190ZM196 3V2H195ZM2 4V3H1ZM15 4V3H14ZM19 4V3H18ZM33 4H31V6L33 5ZM40 4L41 3H39V7H40ZM49 4H50V0H49ZM95 4H94V6H95ZM106 4L107 5H109L108 6V8H106ZM117 4H116V6H115V10H119L120 8H122V6H120L119 5V7L120 8H117L118 6H117ZM127 4V3H126ZM126 4H125V7L123 6V8H126L127 6H126ZM134 4V3H133ZM184 4V3H183ZM188 4V3H187ZM242 4V5H241ZM253 4V3H252ZM251 4V5H252ZM254 4H256V3H254ZM253 4V5H254ZM21 5V4H20ZM19 5V6H20ZM27 5H29L28 3H27ZM35 5H37L36 3H35ZM42 5V4H41ZM44 5V4H43ZM48 5V4H47ZM56 5H57V3H56ZM69 4H68V1H67V5H65V4H61L60 6H63L62 8H60V6H59V3H58V6H59V10H61V13H64V8L66 9V8H70L71 9V6H69V7H67ZM87 5V6H88ZM154 5V4H153ZM196 5V6H197ZM257 5V4H256ZM7 6V5H6ZM6 6H3L4 8L6 7ZM9 6H12V5H9ZM14 6H16V5H14ZM23 7L22 8H24L25 7V5H22ZM31 6L28 8V10L31 8ZM38 6V5H37ZM64 6H66V7H64ZM111 6V7H110ZM147 6V5H146ZM149 6H151V5H149ZM148 6V7H149ZM182 6V5H181ZM188 6V5H187ZM195 6V8L194 9H196L197 7ZM221 6V7H220ZM1 8H2V6H0ZM8 7V6H7ZM38 7V8H39ZM43 7V6H42ZM42 7H40V8H42ZM49 7V6H48ZM47 7V8H48ZM79 7V8H78ZM213 7V8H212ZM3 8V9H4ZM13 8V7H12ZM11 7H10V9H12ZM15 8V7H14ZM18 8V7H17ZM53 8H54V6H53ZM83 8H81V9H83ZM89 8V7H88ZM128 8V7H127ZM147 8V7H146ZM172 8V7H171ZM223 8H221V10L223 9ZM236 8V9H235ZM2 9V10H3ZM27 9V8H26ZM43 9H45L44 7H43ZM56 9H57V6H56ZM87 9V8H86ZM93 9V7L91 6V10ZM218 8H216V10H217ZM230 9H232V10H230ZM250 9V10H249ZM2 10L0 9V19L1 20H3V21H1V23L4 25V23H5V20L6 21H8L9 19H8V17L11 15V13H13L14 14V12H12L13 11V9H12V11L10 10H8L9 12H8V14H6L7 12H5V11H7L6 9L4 10V12L5 13H2ZM25 10V9H24ZM31 10V9H30ZM29 10V11H30ZM33 10H35V9H33L32 8V11ZM50 10V9H49ZM51 10H52V7H51ZM64 10V11H63ZM93 10H100V11H102V9L100 8V9H96V7H95V9H93ZM130 10V9H129ZM151 10V9H150ZM178 10V9H177ZM180 10V9H179ZM182 10V9H181ZM219 10V9H218ZM217 10V11H218ZM224 10V9H223ZM17 11H19V12H23V11H21V10H19V9H17ZM27 11V10H26ZM43 11V10H42ZM41 10H39L38 12H42ZM45 11V10H44ZM48 11V10H47ZM47 11L46 12H44V15H45V13H47ZM54 11V13H56V11H58V10H52V12ZM63 11V12H62ZM75 11V12H76ZM82 11V10H81ZM86 11H89V9L88 10H86ZM85 11V13H87ZM105 11H103L104 13H105ZM109 11H111V10H109ZM113 11V10H112ZM146 11V10H145ZM174 11V10H173ZM194 11V12H193ZM225 11H223V12H225ZM37 12V13H38ZM67 12H69V11H67ZM80 12V11H79ZM78 12V13H79ZM97 12V11H96ZM96 12H94V13H96ZM117 12V11H116ZM115 12V13H116ZM133 12V13H132ZM141 12H142V10H141ZM140 12V13H141ZM147 12V11H146ZM196 12V13H195ZM214 12H216V11H214ZM220 12V11H219ZM10 13V14H9ZM16 13V15L18 14L19 15V13L18 12H15ZM25 14H26V12H24ZM35 15H37V13H36V10H35ZM60 13V12H59ZM81 13V12H80ZM79 13V15L78 16H80L81 14ZM84 13V15L86 16V15H88V13H91V12H88L87 14H85ZM93 13V12H92ZM91 13V14H92ZM93 13V14H94ZM99 13V12H98ZM98 13H97V15H98ZM101 13V12H100ZM104 13H102V14H104ZM110 13V12H109ZM177 13H179V12H177ZM2 14V15H1ZM33 15V13L30 11V14L28 13V11H27V15H23V13H22V15L25 17V22L23 21V16H19V18L20 17H22L21 19H19L18 18V20L16 19V17H18V16H16L15 14L12 16V20L10 19V21L12 22V21H14V23L15 24H17V22L16 21H18L19 22V20L22 22V23H18L16 26H12V27H15V28H17L18 29V31L19 30H23V31H26L27 30V32L26 33H28L30 30H34L35 28L37 29L38 27H37V20L35 21V24H33V22H31L30 20H31V18H30V15ZM49 14V13H48ZM47 14V15H48ZM56 14H58V13H56ZM65 14V13H64ZM63 14V15H64ZM117 14V13H116ZM115 14V15H116ZM224 14V13H223ZM226 14V13H225ZM228 14V13H227ZM230 14V13H229ZM228 14V15H229ZM3 15H7L6 17L5 16H3ZM21 15V14H20ZM28 15H29V17H28ZM41 15H43V13L42 14H40V16L39 17H41ZM55 15V14H54ZM62 15V14H61ZM60 14L58 15V16H56V17H58L59 18V16H61ZM66 15H69L70 16V14L68 13V14H66ZM74 17H75V15L74 14H72ZM77 15V14H76ZM100 15V14H99ZM173 15V14H172ZM228 15H225V16H227V17H229ZM231 15V16H232ZM26 16L30 19V20H27V18H26ZM38 16V15H37ZM36 16V17H37ZM65 16V15H64ZM64 16H63V18H61V20L62 19H64ZM105 16V15H104ZM109 16V15H108ZM111 16V15H110ZM113 17H114V15H112ZM223 16V15H222ZM224 16V17H225ZM5 17V18H4ZM14 17H15V19L16 20H14ZM33 17H34V15H33ZM36 17H34V18H36ZM48 17V16H47ZM52 18H53V15L51 16ZM51 17H49L48 19H50L51 21H52V19H51ZM68 17V16H67ZM84 17V16H83ZM88 17V16H87ZM90 17V16H89ZM93 17H95V16H93ZM93 17H91V19L93 18ZM113 17H111V18H113ZM46 18V17H45ZM55 18V17H54ZM78 18V17H77ZM81 17H79L78 19H80ZM116 18V17H115ZM160 18V17H159ZM171 18V17H170ZM208 18H210L211 20H212V23H213V25L211 24V25H209L210 23L207 21V19ZM60 19V18H59ZM58 19V20H59ZM74 19V18H73ZM78 19H76V21L78 20ZM91 19H89V21H90V24H91ZM99 19V18H98ZM100 19H101V17H100ZM107 19V18H106ZM106 19L104 20V21H106ZM229 19V20H230ZM48 21V24H53L51 21ZM54 20V19H53ZM149 21V22H144V21ZM157 20H158V18H157ZM229 20H227L228 22H230ZM10 21H8V22H6L7 24L5 25V26H7L9 23H10ZM28 21H30L31 22V24H28L29 22ZM32 21H34V20H32ZM56 21H57V19H56ZM56 21H54V23L56 22ZM63 21V20H62ZM75 21V22H76ZM80 21V20H79ZM113 21H114V19H113ZM115 21H117V20H115ZM171 21H173L174 23H172V24H174L176 27H173L172 28V24L170 23ZM183 21H190L191 22V24H193V25H190V26H188L189 24H185L184 25V22ZM234 21H235V23H234ZM50 22V23H49ZM59 22V21H58ZM88 22V21H87ZM160 22V21H159ZM162 22V21H161ZM0 23V24H1ZM13 23V22H12ZM13 23V24H14ZM65 23V22H64ZM100 23V22H99ZM98 23V24H99ZM117 23V22H116ZM115 23V24H116ZM117 23V24H118ZM148 23H150V24H148ZM186 23V22H185ZM209 23V24H208ZM11 24V23H10ZM13 24H11V25H13ZM33 24V26H36L35 28L34 27H31V25ZM56 24V23H55ZM58 24V23H57ZM67 24V23H66ZM84 24V23H83ZM86 24V23H85ZM116 24V25H117ZM11 25H8L7 27H1L0 26V30L1 29H5L6 28V30L8 29V27H11ZM59 25V24H58ZM64 25V24H63ZM92 25V24H91ZM109 25V24H108ZM112 25V24H111ZM113 25H114V23H113ZM116 25H115V27H116ZM120 24H118L117 26V28H119L120 29V27L122 26V25H120ZM154 27H153V26ZM159 25V26H158ZM163 25V26H162ZM86 26H88V25H86ZM106 26V25H105ZM166 26V27H165ZM170 26H171V28H170ZM247 26H249V27H247ZM12 27H11V30L12 31H14V28L12 29ZM30 27V28H29ZM54 27H57V26H55L54 25ZM53 27V28H54ZM64 27H65V25H64ZM64 27H62V28H64ZM80 26H78V28H79ZM83 27V26H82ZM103 27V26H102ZM111 27V26H110ZM112 27H114V26H112ZM111 27V28H112ZM223 27H225V28H227V36H226V34H224L223 36L221 35V29L223 28ZM247 27V28H246ZM32 28V29H31ZM34 28V29H33ZM89 28V27H88ZM88 28H86L85 27V29H87L88 30ZM107 28V27H106ZM116 28V29H117ZM60 29V28H59ZM58 29V30H59ZM67 29V28H66ZM82 29H84V28H80V30H82ZM84 29V30H85ZM90 29V28H89ZM101 29V28H100ZM104 29V28H103ZM108 29V28H107ZM106 29V31L105 30H103L105 33L106 32H108L109 33V40H108V42L106 43L110 48H113V42H117L120 46H121V50L124 48V49H126V47H127V44H126V40L128 39L127 37V39L124 41V36H123V38H121V39H116V38H113V37H111L112 35H111V30L109 31V30H107ZM115 29V28H114ZM170 29V30H169ZM3 30H1L2 32H3ZM16 30V29H15ZM21 30V31H22ZM38 30V29H37ZM37 30H34L35 32H37ZM55 30H57V29H55ZM54 30V31H55ZM70 30V29H69ZM68 30V31H69ZM84 30H82L81 31V33H78L77 35H75V42H79L78 43V45L75 47V51H76V48L79 46H81L82 45V43L84 42V44L83 45H85V43H86V46H87V49H88V45L89 44H91L92 46L91 47H89V48H95V51H94V54L92 53L93 51L92 50H90V51H88L86 48V50L88 51V52H86V53H92L93 54V56H92V58H93V62H92V64H91V62H90V64L88 63V65H90L89 67L90 68H92L93 69V67H91V65H93L94 64V66H95V70H94V73H92V75L93 74H95V71H96V73H97V71H98V73H99V70H101V69H103V67H101L103 64H101V65H99V64H97V62H95V55L98 57V55L101 53L100 51H102L101 50V46L100 47H95L96 45H94V44H97L96 42H98L99 40H102L104 37H103V34H100L99 32H98V30L97 29H91L90 31L88 30H86V31H84ZM255 30H258V33H259V35H257L256 33H254L255 32ZM0 31V32H1ZM12 31H10V32H12ZM52 31L53 32V34H55L56 35V33H57V31ZM65 31V30H64ZM71 31H74V30H72L71 29ZM78 31V30H77ZM121 31H122V29H121ZM120 30L118 31V33L119 32H121ZM254 31V32H253ZM1 32V33H2ZM16 31H14V32H12L13 33V35H14V33H15ZM31 32V31H30ZM34 32V33H35ZM63 32V31H62ZM80 32V31H79ZM194 32L195 33H197V35L199 34V38L201 39L200 40V42H199V40H198V42H197V44L199 43L200 45L198 46L199 48H195L194 49V52L192 53V55H190L189 54V56L187 57V56H185V55H182L181 53H178L179 51L180 52H182V53H184L183 51L186 49V47H189L190 48V46H188V36H190L192 33L194 34ZM262 32H264V31H262ZM9 33V32H8ZM16 33H18V32H16ZM49 33V32H48ZM73 33V32H72ZM76 33V32H75ZM107 33V34H108ZM117 33V34H118ZM153 33V34H152ZM203 34L204 33V35L205 34H208V36H203V35H200V34ZM6 34V33H5ZM4 34V35H5ZM11 34V33H10ZM30 33H28V35H29ZM52 33L50 34L51 36H50V38L52 37V38H54V35H53ZM66 34V33H65ZM65 34H61L60 33V35H65ZM116 34V35H117ZM122 34V33H121ZM137 34V35H136ZM152 34V35H151ZM166 34H168V36L166 35ZM193 34H192V38H196V36H193ZM256 34V35H255ZM262 34V33H261ZM264 34V33H263ZM2 35H3V33H2ZM1 35V36H2ZM2 36L1 38H4L5 36ZM7 35V34H6ZM16 35H18V34H16ZM24 35V34H23ZM32 35H34L35 36V34H32ZM32 35H30V36H32ZM57 35H58V33H57ZM105 35V34H104ZM111 35V36H110ZM253 35H255L254 37H253ZM10 36V35H9ZM26 36V35H25ZM39 36V35H38ZM41 36V39H39L38 38V43L36 42V41H34V40H36V36L34 37L35 39L33 40V45L34 44H40L41 43V41L42 42H44L43 40H44V38H47L48 37V34L46 35L45 34V36H43V35H40ZM42 36H43V39H42ZM59 36V35H58ZM57 36V37H58ZM69 36V35H68ZM74 36V35H73ZM139 36V35H138ZM141 36V35H140ZM200 36H202V38L203 39H206L205 41L206 42H208V43H210V48H209V46H205V41H202L203 39L200 37ZM256 36H258V38L256 37ZM260 36V37H259ZM6 37H8V36H6ZM14 37H16L17 38V36H14ZM56 37V36H55ZM60 37V36H59ZM58 37V38H59ZM106 37V36H105ZM108 37V36H107ZM119 37V36H118ZM120 37H122V35L120 36ZM144 37V38H145ZM161 38V39H164V38ZM207 37V38H206ZM223 37V41L221 40V38ZM13 38V37H12ZM22 38H23V36H22ZM27 39H26V41L25 40H20L21 38H20V36H19V42L20 43H22L21 45H20V43L18 42V40H17V43H16V45L18 46V47H20V48H18V49H16V51L15 52H17V54L19 55L20 53H21V55H17L16 54V57H18V61H17V59H16V57H15V59L13 58L14 56H10L11 54L13 55V53H9L10 52V50H9V56L11 57V59H13V61H12V63H14V65H15V67L14 68H16L17 69V67H19V69H17V74H13V75H17V76H19V78L15 81V87L16 86H19V88L17 87V93L20 95V96H22L21 95V93H23V92H21V91H23V90H21L22 88H20L21 87V85H22V83L20 84V81L22 80V76H23V74L25 73V72H22V74H21V72L20 71H23L22 69L20 70V66H25V64H27V66L28 65H31V66H29V67H27V66H25L26 68H27V70H26V68H25V70L24 71H27V73L31 70L30 69V67H32V66H34V68H36L35 66H37L38 64H36L35 65V63L38 61V57L37 56H39V55H37L36 56V54H34L33 53V51H35L34 50V48H32V47H34V46H36V45H29V43L30 44H32V39H29L28 38V36L26 37ZM51 38V39H52ZM58 38H54V40H51V39H49L50 41H54L53 43L52 42H50L49 40H48V42H50V43H52V44H49L48 42H47V40L45 39V41L47 42V44H49L50 46H47L48 47V49L46 50V52H47V56L49 57V55H51L53 52H52V49L54 50V48H55V50H56V54H54L55 55V58H56V56H57V51L58 50H61L60 48L62 47V48H66V46L67 45H70L71 44V47L74 45L73 43H71L72 41H74L73 39H72V37H67V38H65V37H62V39L63 38H65V40L63 39V40H61L60 38L58 39ZM142 38V37H141ZM140 38V39H141ZM144 38H142L141 40H143ZM149 38H148V40H149ZM153 38V37H152ZM158 38H157V40H158ZM197 38H198V36H197ZM30 41H29V40ZM114 39H116V40H114ZM137 39H139V37L137 38ZM139 39V40H140ZM160 39V40H161ZM180 39H183V42L180 40ZM4 40H5V38H4ZM8 40H10V39H8ZM15 40V39H14ZM41 40V41H40ZM77 40V41H76ZM135 40V39H134ZM154 41V44L155 45H157L155 42H158V41ZM175 40H177L176 42H175ZM179 40L181 41V43H179ZM3 41V40H2ZM1 41V42H2ZM12 41V40H11ZM29 41V42H28ZM61 41V42H60ZM138 41V40H137ZM152 42H153V40H151ZM202 41V42H201ZM7 42H9V41H7ZM23 42H24V44H23ZM40 42V43H39ZM81 42V43H80ZM132 42H136V41H132ZM151 42V43H152ZM162 42L163 41H161V44H162ZM168 42H170V44H168ZM223 42V43H222ZM253 42V43H252ZM88 43V44H87ZM128 43V42H127ZM138 43H141V41L139 42L138 41ZM144 43H146L145 41H144ZM150 43V40H149V44H151ZM4 44H6V43H4ZM4 44L3 43H1V45L3 46V47H1L3 50H4V48H6L7 46L9 47L10 45H11V43L9 44V45H6V47L4 46ZM42 44V45H41ZM40 44V46L43 48V47H46V46H44V45H46L45 43H41ZM44 44V45H43ZM73 44V45H72ZM81 44V45H80ZM130 44H131V42H130ZM129 44V45H130ZM137 44V43H136ZM164 44V43H163ZM163 44H162V46H163ZM20 45V46H19ZM99 45V44H98ZM126 45V46H125ZM134 45V43L132 44V46ZM140 45V44H139ZM138 45V46H139ZM145 47L147 46V45H145V44H143ZM152 45V47H150V48H155V50H158L156 47H158V46H156L155 47V45L153 46V44H151ZM151 45H149V46H151ZM159 45V44H158ZM236 45V46H235ZM39 46V45H38ZM37 46V47H38ZM39 46V47H40ZM51 46H53L52 48H51ZM124 46V47H123ZM131 46V47H132ZM136 46V45H135ZM144 46H141V47H144ZM160 46V45H159ZM164 46H166V45H164ZM163 46V47H164ZM14 47V46H13ZM60 47V48H59ZM70 47V46H69ZM103 47V46H102ZM162 47V48H163ZM0 48V49H1ZM10 48V47H9ZM42 48H39V50L35 47V49H37L38 51H40V49H42ZM58 48V49H57ZM83 48V47H82ZM129 48H130V46H129ZM153 48V49H154ZM158 48H160V47H158ZM183 48H184V50H183ZM209 48V49H208ZM228 49L227 51H225V49ZM1 49V51H3ZM12 49V48H11ZM45 49V48H44ZM64 49H62V50H64ZM74 49V48H73ZM138 49V47H136V50ZM153 49H151L150 51H154ZM164 49H165V47H164ZM12 50H14V49H12ZM23 50H25V51H23ZM36 50V52H38ZM54 50V51H55ZM66 50V49H65ZM94 50V49H93ZM147 50V49H146ZM149 50V49H148ZM183 50V51H182ZM186 50H188V48L186 49ZM223 50V51H222ZM1 51H0V54H1ZM71 51V53H72V51H74V50H70ZM92 51V52H91ZM113 51V50H112ZM123 51V50H122ZM135 51V50H134ZM138 52H139V49L137 50ZM211 51V50H210ZM215 51H216V49H215ZM40 52H44L45 53V51L43 50H41ZM39 52V53H40ZM48 52H50L49 53V55H48ZM59 52V51H58ZM64 53H65V55H67L66 54V51H63ZM78 52H79V50H78ZM124 52V51H123ZM129 52V51H128ZM144 52V51H143ZM146 52V51H145ZM149 51H147V53H148ZM213 52H214V50H213ZM216 52H218V51H216ZM224 52V53H223ZM238 52V53H237ZM257 52V53H256ZM3 53V52H2ZM4 53H6V51L4 52ZM30 53H32V54H30ZM43 53V54H44ZM55 53V52H54ZM60 53L61 52H59V55H60ZM83 53H85V52H83ZM132 53V52H131ZM150 53V52H149ZM165 53V54H166ZM211 53V52H210ZM252 53L254 54H258V57H257V59L258 58H262L261 60L260 59H256L257 60V62H256V60L254 59V61L255 62H251L252 60H253V58H252V60L250 59L251 57H250V55L252 56ZM43 54H40L41 56H43ZM92 54H88L87 55V57H88V59H89V55H92ZM121 54H122V52H121ZM120 54V55H121ZM140 54V53H139ZM158 54V53H157ZM228 54H229V56H228ZM3 55V54H2ZM5 55H7V54H5ZM28 55V56H27ZM30 55V56H29ZM37 57V58H35V56ZM53 55V56H54ZM58 55V56H59ZM61 55H62V53H61ZM60 55V56H61ZM71 55V58L72 59H74L73 57H74V55H73V57H72V54H70ZM76 55H77V53H76ZM75 55V56H76ZM85 55V54H84ZM127 55V54H126ZM126 55H124L123 54V59H125L126 57ZM131 55V54H130ZM171 55V56H170ZM239 55V56H238ZM28 58H27V57ZM32 56V57H31ZM40 56V57H41ZM46 56V55H45ZM57 56V57H58ZM64 56V55H63ZM110 56H111V58H108V59H112L113 57L114 58H116V56H118V57H120L117 53L116 54H114L113 55V53L112 54H110ZM113 56V57H112ZM138 56V57H137ZM147 56V55H146ZM222 56V57H223ZM0 57H1V55H0ZM6 57V56H5ZM10 57H8V59H5L4 57H2V58H4V61L6 60V61H8L9 59H10ZM25 57V58H24ZM31 57V58H30ZM52 57V56H51ZM83 57V56H82ZM99 57H100V55H99ZM125 57V58H124ZM129 57V56H128ZM127 57V58H128ZM171 57V58H170ZM214 57V56H213ZM216 57V56H215ZM237 57H238V59L239 60H241L242 59V62L244 61L245 62V64L244 63H242L243 65H245L244 67H242V70L240 69L241 67H238V62H239V60L237 59ZM256 57V56H255ZM34 58H35V61H31L32 59L34 60ZM44 58V57H43ZM47 58V57H46ZM54 58V57H53ZM54 58V59H55ZM60 58V57H59ZM62 59L61 60H64L63 59V57H61ZM64 58H66L65 56H64ZM69 58V57H68ZM71 58H69V60L71 59ZM104 58H107V57H104ZM103 58V59H104ZM113 58V59H114ZM212 58V57H211ZM10 59V60H11ZM22 59V60H21ZM37 59V60H36ZM41 60H44V59H42V58H40ZM49 59V58H48ZM50 59H52V58H50ZM53 59V60H54ZM57 59V58H56ZM67 59V58H66ZM72 59H71V61H72ZM77 59V58H76ZM102 59V60H103ZM119 59V58H118ZM121 59V58H120ZM122 59V60H123ZM129 59V58H128ZM133 59V60H134ZM160 59V60H159ZM223 59V58H222ZM1 60V59H0ZM9 60V61H10ZM16 60V61H15ZM80 60V59H79ZM85 60H87V58H85ZM90 60H91V58H90ZM105 60V59H104ZM102 61V63L104 62V64H106V63H110V62H107L106 60L105 61ZM117 60V59H116ZM132 60V59H131ZM132 60V61H133ZM181 61V60H183L184 61V63L183 64H181V65H179V63L177 64V61ZM224 60V59H223ZM251 60V61H250ZM261 61V63H259L260 61ZM26 61V63H24ZM45 61H46V59H45ZM44 61V62H45ZM51 61V60H50ZM74 61V60H73ZM84 61V60H83ZM100 61H101V59H100ZM110 61V60H109ZM118 61V60H117ZM130 61V60H129ZM142 61V62H141ZM179 61V62H180ZM182 61V62H183ZM3 62V59L1 60V62H0V65H1V63ZM19 62H20V64H19ZM23 64H22V63ZM41 62V61H40ZM56 62V61H55ZM59 62V60H57V62L56 63H58ZM75 62V61H74ZM86 63H87V61H85ZM84 62V63H85ZM116 62V61H115ZM122 62V61H121ZM120 62V63H121ZM139 62L140 63H143V65L142 64H139ZM181 62V63H182ZM201 62V61H200ZM220 62H221V60H220ZM224 62V63H223ZM241 62V61H240ZM3 63H6V62H3ZM2 63V64H3ZM10 63V62H9ZM16 63H18L19 64V66L16 64ZM46 63V62H45ZM53 62H51V64H52ZM56 63H55V65L53 66L54 68H56L57 67V65H56ZM62 64H63V61L61 62ZM61 63H58V64H61ZM66 63H67V65L69 66V64H68V60L66 61ZM66 63H65V65H66ZM83 63V62H82ZM101 63V62H100ZM117 63H119V62H117ZM120 63H119V65L118 66H116V67H120ZM126 64H127V62H125ZM150 63V64H149ZM155 63V65H154V67L153 66H151V64H154ZM160 63L162 64V65H166V67H167V72H166V74L163 72V74L164 75H162V73H160L161 71H159L160 70V68H159V65H160ZM207 63H208V66H209V62L207 61ZM210 63H211V61H210ZM251 63H253L254 64V66L255 67H257V68H259L257 71H256V69L255 70H252V71H256L257 72V76H255L254 75V73L255 72H252L253 74H251V76L250 77H252L253 75L255 76H253L254 78H251L250 80L249 79H247L245 76L247 75V73H248V71L249 70H251V66L253 67V69H254V66H253V64H251ZM255 63L257 64H259V66H258V64L257 65H255ZM41 64H42V62H41ZM51 64H50V68H51ZM78 64V63H77ZM76 64V67L78 66ZM81 64V63H80ZM179 66V67H177V65ZM200 64V63H199ZM202 64V63H201ZM239 64H241V63H239ZM3 65H5V64H3ZM3 65H1L2 67H4ZM17 65V66H16ZM40 65V64H39ZM48 65V64H47ZM70 65H71V62H70ZM87 65V64H86ZM96 65H98V66H96ZM108 65V64H107ZM107 65H103V66H107ZM111 65V64H110ZM121 65H122V63H121ZM124 65V64H123ZM138 65H142L143 67H141V66H138ZM217 65V66H218ZM227 65V66H226ZM243 65H241V66H243ZM10 66V65H9ZM42 66L43 65H41V67L39 68V69H41L42 68ZM56 66V67H55ZM67 66V67H68ZM73 66H74V64H73ZM125 66V67H126ZM161 66V65H160ZM240 66V65H239ZM5 67H7V70H11V68H9L8 66H5ZM11 67V66H10ZM22 67V68H23ZM48 67V66H47ZM48 67V68H49ZM52 67V68H53ZM60 67V66H59ZM63 67V66H62ZM76 67H74V68H76ZM81 67H83L82 65H81ZM86 67V66H85ZM84 67V68H85ZM110 66L108 65V68H109ZM113 67V66H112ZM115 67V66H114ZM124 67V68H125ZM126 67V68H127ZM141 67V68H140ZM152 67V68H151ZM212 67H213V65H212ZM212 67H211V69H212ZM44 68H45V66H44ZM49 68V69H50ZM66 67H64L63 69H65ZM73 68V69H74ZM80 68V67H79ZM107 67H106V69L109 71L110 69H108ZM111 68V67H110ZM123 68V69H124ZM125 68V69H126ZM202 68V67H201ZM207 68V67H206ZM205 68V69H206ZM214 68V67H213ZM0 69H2V68H0ZM5 69V68H4ZM3 69V70H4ZM24 69V68H23ZM28 69H29V71H28ZM57 69H58V67H57ZM62 69V70H63ZM70 69H71V67H70ZM69 68H68V70L69 71H71L72 72V70H70ZM77 69H78V67H77ZM88 69V66L84 69V70H87ZM91 69V70H92ZM117 69V68H116ZM115 69V70H116ZM122 69V70H123ZM220 69V70H221ZM18 70H19V72H18ZM33 70V69H32ZM38 70V69H37ZM48 69H46V71H47ZM52 70V69H51ZM56 70V69H55ZM54 70V71H55ZM58 70H60V69H58ZM66 70V69H65ZM67 70V72L69 73V71ZM104 70H105V68H104ZM104 70L102 71H100V73L102 72V74H96V75H94L95 77H97L95 80H97L98 82V84L97 85H99V84H101V87H99V88H101L102 89V87L103 88H106V85L109 83H114V81L116 80L115 79V77L113 76V77H109V80H108V77H105V75L108 73L106 70H105V72L106 73H104ZM112 70V69H111ZM121 69L119 68V71H120ZM217 70H218V68H217ZM219 70V71H220ZM1 71V70H0ZM5 71H6V69H5ZM34 71V70H33ZM32 71V72H33ZM39 71V70H38ZM42 71V70H41ZM49 71V70H48ZM53 71V72H54ZM57 71V70H56ZM74 71V70H73ZM126 71V70H125ZM215 71H216V69H215ZM214 71V72H215ZM9 72H11V73H13L12 71H9ZM14 72H16V70L14 71ZM31 72V71H30ZM28 73V74H31V75H26L25 74V76H28L27 78H28V80L30 79V83H32L33 85H34V80L35 79H33V77L35 78L36 77V75L37 74H39V77L44 73H41V75H40V73H37L36 72V75L34 76V73ZM52 72V71H51ZM58 72H60V71H58ZM65 72V71H64ZM70 72V73H71ZM76 72H77V70H76ZM86 72V71H85ZM88 72V71H87ZM111 72V71H110ZM124 72V71H123ZM127 72V71H126ZM129 72V71H128ZM218 72V71H217ZM250 72V71H249ZM2 73V72H1ZM20 73V74H19ZM48 72H46V74H47ZM56 73V72H55ZM80 73V72H79ZM82 73V72H81ZM112 73H114V72H112ZM212 73H213V71H212ZM219 73V72H218ZM224 73V74H223ZM235 73H236V75H235ZM240 73V72H239ZM5 74V73H4ZM4 74H1L2 76H0V77H2L3 78V80H7V77L9 76L10 77V73H8V71H7V77H5L6 76V74L4 75ZM19 74V75H18ZM33 74V75H32ZM62 74H63V71H62ZM75 74V73H74ZM85 74V73H84ZM118 74V73H117ZM120 74V73H119ZM174 74H176V76H174ZM256 74V73H255ZM4 75V76H3ZM44 76H47V75H45V73L43 74ZM71 75H73V74H71ZM70 75V76H71ZM78 76H81V75H83V73L81 74V75H79V74H77ZM102 75V76H101ZM112 75V74H111ZM249 75V74H248ZM247 75V76H248ZM12 76V75H11ZM17 76H15L14 78H16ZM32 76V77H31ZM51 76V75H50ZM55 77H56V75H54ZM66 76V75H65ZM65 76H64V80H66V78H65ZM68 76V75H67ZM75 76V75H74ZM73 76V77H74ZM85 76H86V78H87V75L85 74ZM84 76V77H85ZM104 76V77H103ZM115 76H117V75H115ZM203 76V77H202ZM216 76V75H215ZM223 76V77H222ZM234 76H236V77H234ZM238 76H240V74H238ZM32 78V80H31V78ZM38 77V78H39ZM55 77H52L55 81L57 80L58 82H59V80L58 79H55ZM57 77H59L58 75H57ZM60 77H61V75H60ZM59 77V78H60ZM72 77V78H73ZM91 76H89V78H90ZM122 77V76H121ZM195 77H197V80H196V78ZM213 77V76H212ZM6 78V79H5ZM27 78H25L26 80H27ZM62 78V77H61ZM70 78V77H69ZM69 78H68V80H69ZM85 78V79H86ZM104 78V79H103ZM105 78H107V80L105 79ZM116 78H118V77H116ZM203 78H205V79H209V80H207L206 82L204 81L205 79H203ZM218 78L220 79V76H218ZM234 78L236 79V80H234ZM11 79H13V77L11 78ZM49 79H51V78H49ZM78 79H80V78H78ZM84 79V78H83ZM82 79V76H81V79H80V81L81 80H83ZM91 79H92V77H91ZM91 79H89L90 81H91ZM2 80V82L4 83L5 81H3ZM14 80V79H13ZM13 80H8V82L9 81H13ZM53 80V81H54ZM71 80V79H70ZM76 80V79H75ZM86 80H88V79H86ZM127 80H129V81H127ZM215 80V82L216 81H218L217 79H211V81H210V83L212 82V81H214ZM1 81V80H0ZM25 81V80H24ZM51 81H52V79H51ZM56 81V82H57ZM79 81V82H80ZM117 81V80H116ZM120 81H121V79H120ZM8 82H5V83H8ZM26 82V81H25ZM24 82V83H25ZM56 82H54L57 86L59 85V83L57 84ZM64 82V81H63ZM76 83H77V81H75ZM119 82V81H118ZM122 82V81H121ZM130 82H131V84H130ZM215 82H214V84H215ZM4 83V85H6ZM28 84V85H30L29 87H31V85L32 84ZM50 83V82H49ZM61 83H62V79H61ZM65 83H70V81H67V82H65ZM73 83V82H72ZM72 83H70V84H65V85H67V86H69V85H71ZM91 83V82H90ZM92 83H93V81H92ZM120 83V82H119ZM134 83V84H133ZM209 83V84H210ZM217 84H218V82H216ZM241 83V84H240ZM1 84V83H0ZM17 84V85H16ZM19 84V85H18ZM64 84V83H63ZM94 84V83H93ZM103 84V85H102ZM108 84V85H109ZM115 84V83H114ZM121 84V83H120ZM137 84V85H136ZM199 84V85H198ZM205 84V86H207ZM208 84V85H209ZM213 84V85H214ZM4 85H0V89H2V87L4 86ZM9 85H12V83L10 84L9 83ZM52 85H53V83H52ZM63 86V87H65L66 88V86ZM92 85V84H91ZM107 85V86H108ZM119 84H117L116 86H118ZM121 85H123V84H121ZM131 85V86H132ZM203 85V86H202ZM7 86V85H6ZM6 86H4V87H6ZM25 86V85H24ZM57 86L55 87V88H57ZM72 86V85H71ZM70 86V87H71ZM115 86V85H114ZM115 86V87H116ZM124 86H125V84H124ZM199 86V87H198ZM211 86V88L210 89H212L213 87H212V84L210 85ZM216 86V85H215ZM8 87V86H7ZM11 87V86H10ZM46 87V86H45ZM54 87V86H53ZM60 87V86H59ZM62 87V86H61ZM61 87L59 88V90L61 89ZM69 87V88H70ZM89 87H90V85H89ZM98 87V86H97ZM114 87V90L115 89H117V88H115ZM127 87V86H126ZM234 87H233V89H234ZM25 88V87H24ZM68 88V89H69ZM91 88V87H90ZM119 88V87H118ZM120 88H122L121 86H120ZM119 88V89H120ZM207 88V87H206ZM219 88V87H218ZM3 89H7V88H3ZM14 89V88H13ZM18 89H19V91H18ZM27 89H29L28 87H27ZM67 89V88H66ZM95 89V88H94ZM125 89V88H124ZM130 89H132L131 87H130ZM136 89V88H135ZM220 89V91H221V88H219ZM222 89H224V88H222ZM228 89V91L229 92H231L230 90H229V88H227ZM230 89H231V87H230ZM8 90V89H7ZM21 90V91H20ZM30 90V89H29ZM34 90V89H33ZM56 90H58V89H56ZM61 90H64V88L63 89H61ZM76 90V89H75ZM103 91H104V93H105V90L106 89H102ZM108 91H109V88L107 89ZM133 90V89H132ZM203 89H201V91H202ZM3 91V90H2ZM1 90H0V100H8V99H5L6 97L8 98V96H6L5 97V95H2V92ZM10 91H12V92H14L12 89H10ZM9 91V92H10ZM37 91V90H36ZM44 91V90H43ZM43 91H40V92H43ZM48 91V90H47ZM46 91V92H47ZM51 91V90H50ZM54 91V90H53ZM65 91V90H64ZM69 91H72V92H74L73 90H69ZM77 91H79V90H76V92ZM85 91V90H84ZM91 91V90H90ZM122 91H123V89H122ZM125 91H126V89H125ZM135 91V90H134ZM137 91V90H136ZM197 91V90H196ZM204 91H205V89H204ZM203 91V92H204ZM217 91L218 90H216L215 88H214V92H215V96L218 98V99H220L221 100V95L220 94H218L217 93ZM227 90H225V92H226ZM227 91V92H228ZM46 92L44 91L42 94L44 95V94H46ZM56 92H58V91H55L54 93H56ZM61 93H62V95L64 96V94H63V92L62 91H60ZM60 92H58V93H56V97H54L55 96V94H54V96L52 97V94L51 95H49L51 98H53L52 99V102H51V100H50V102L51 103H54V104H57L56 102V100H58V105H55V106H53V105H51V104H49V105H51L52 106V108L53 107H56V106H59L60 104H61V106L63 105V106H67V103L65 102L66 100L67 101H69L68 99H69V97H68V94H70V92H68V94H66V98H68V99H66L65 97H64V100H62V96L60 95L61 93ZM66 93H67V90L65 91ZM80 92V91H79ZM78 92V93H79ZM101 92V91H100ZM127 92V91H126ZM130 92H133V91H131L130 90ZM129 91H128V93H125L124 92V94H128V97L130 96L129 95V93H130ZM207 92H210L209 90L208 91H206V93ZM213 92V91H212ZM53 93V92H52ZM89 93V91L87 92V94ZM95 93V92H94ZM96 93H98V92H96ZM95 93V94H96ZM109 93V92H108ZM112 93V92H111ZM111 93H109L108 95H110ZM141 94H142V92H140ZM177 93V92H176ZM193 93V92H192ZM202 93V92H201ZM220 93V92H219ZM223 94H224V91L222 92ZM5 94H8V92L7 93H5ZM11 94V93H10ZM29 94H31V93H29ZM35 94V92L33 93L32 92V95L31 96H33ZM38 94H39V96H41L40 95V93L38 92ZM77 94V93H76ZM83 94H85V93H83ZM81 95V97H83L84 95ZM90 94V93H89ZM88 94V95H89ZM93 94V93H92ZM95 94H93V96L95 95ZM101 95H102V93H100ZM130 94H132V93H130ZM140 94V95H141ZM182 94H184V92L182 93ZM199 94V93H198ZM237 94V95H236ZM19 95H17V96H19ZM25 95L26 94H24V97H25ZM47 95H48V93H47ZM73 95V94H72ZM98 95V94H97ZM105 96H106V94H104ZM108 95H107V97H108ZM136 95H137V99H138V94L136 93ZM144 95V94H143ZM207 95H209V93L207 94ZM220 95V96H219ZM238 95V96H239ZM1 96H2V98H1ZM14 96V95H13ZM74 96V95H73ZM93 96H89V97H93ZM104 96V98H103V100H105V101H107V99L109 100V98H107V97H105ZM111 96V95H110ZM176 96V95H175ZM200 96V95H199ZM198 96V97H199ZM203 96H204V94H203ZM203 96H202V98H203ZM206 96V95H205ZM228 96V95H227ZM234 95H233V97H235ZM237 96V97H238ZM250 96H251V98L253 97V99H251L250 98ZM5 97V98H4ZM28 97V96H27ZM37 97H38V95H37ZM45 97V96H44ZM49 97V98H50ZM72 96H70V98H71ZM88 97V96H87ZM101 97V96H100ZM103 97V96H102ZM128 97H127V99H128ZM196 97V96H195ZM197 97V98H198ZM211 97V96H210ZM232 97V98H233ZM240 97V96H239ZM238 97V98H239ZM18 98H20V97H17V99ZM34 98H36V96H34ZM34 98H32V99H34ZM46 98V99H45ZM44 99L45 100H47V98L48 97H45ZM78 98V100L80 101V99H82V98H80L79 99V97H77ZM95 98H97V96L95 97ZM98 98H99V95H98ZM125 98V97H124ZM158 98V99H159ZM197 98H196V100H197ZM201 98V97H200ZM205 98H207L208 100H207V102H208V104L210 103V101H211V98H209L208 96L207 97H205ZM223 98V97H222ZM230 98V96L228 97V98H226V99H229ZM242 98V97H241ZM21 99H23V98H21ZM29 99H31V98H29ZM43 99V98H42ZM43 99V100H44ZM85 99V98H84ZM100 99V98H99ZM102 99V98H101ZM115 99V98H114ZM135 99H136V97H135ZM135 99H133V100H135ZM136 99V100H137ZM224 99H225V97H224ZM225 99V100H226ZM240 99V98H239ZM243 99H244V97H243ZM256 99V102L257 103H255L254 102V100ZM40 100V99H39ZM61 100H62V102L64 101L65 103V105L63 104V103H61ZM75 100V99H74ZM77 100V101H78ZM83 100V99H82ZM93 100L95 101V99L93 98ZM195 100V101H196ZM215 101H216V98L214 99ZM230 100H233L234 101V99H231L230 98ZM236 100V99H235ZM259 100V101H258ZM9 101V100H8ZM7 101V102H8ZM18 101H19V103L18 104H16L15 105V107L14 106H11V108L13 107L14 109L12 110L13 112H14V114H12L13 112H8L10 115H8V114H6V117L4 118V119H1V117H3L4 116V114L3 113H1L0 115H1V117H0V120H5L6 118H7V115L9 116V117H11V119L8 117L7 119H9V120H5V122H7V121H9L10 123H12V124H9V122H7L8 123V127H10V128H8L7 127V129H9V130H11V132H9V135L7 134V135H5L6 133H4V132H8L9 130H7L6 128H4V126H5V122L3 123L2 121H0V124L1 123H3L4 124V126L2 127L1 125V128L3 129H5V131L3 132V130H1V128H0V136H2L3 138H5L6 139V137L7 136H10L9 138L7 137V139L5 140L4 139V143L6 142L7 143V145H9L10 144V142L15 138V140H13V141H16V139H19L20 137V139H21V141H20V139L15 143V144H17L18 145V147H19V145H20V147L19 148H21V144H23V146L22 147H24V148H27V149H25V152H24V148L22 149L21 148V150L19 151V150H17V154L20 152L21 154H23V153H30V151H32V150H30V148H32V147H34V149H35V147H37V143L38 142H34L36 139H35V137H38V136H48V134L50 133V130H51V132L52 133H50L49 134V138L52 136V140L54 139L55 140V143H54V141L51 143V141H49L50 143H48V142H45L46 144H47V146H46V144L44 145V146H46V147H48V145L51 147V145H53L52 147H58L57 146V142L58 141H61V140H58V137H59V139H61V137H62V135H64L65 133H63L62 135H58V133L57 132H61L62 133V131H57V130H61V128H60V126L62 125V126H64L63 124H66L67 126H68V124L67 123H64V122H66V120L63 122V124H61L60 126L59 125H57V126H59V128L58 127H56V124H55V127H56V129L55 130H53L52 131V129H50L48 126H50L51 127V123L49 122V121H47L48 123H46L45 122V120L43 121V122H45L44 124H45V126L46 127H48V128H44V126L42 127V125L41 124H43L42 123V121H40L39 123H38V121L37 122H35V123H37V125H36V127H35V124H33L32 123V125H31V123H30V121L28 122L27 121V117L28 118H30L29 117V115H31V113H29V111L28 110H26V109H29V107L28 106H30V105H32V104H30L29 102L30 101H33V100H27V102H28V104H30V105H28L27 103H25L26 102V100L24 101V103H21V100L20 99H18ZM71 101H72V99H71ZM70 101V102H71ZM76 101V100H75ZM85 101H87V98H86V100ZM90 101H91V99H90ZM89 101V102H90ZM99 101V100H98ZM127 101H129V100H127ZM175 101V100H174ZM177 101V100H176ZM200 101V100H199ZM201 101H202V99H201ZM214 101V102H215ZM228 101V100H227ZM246 101V102H247ZM262 101H263V99H262ZM11 102V101H10ZM36 102V101H35ZM39 102H41V101H39ZM43 102V101H42ZM41 102V106H44V105H42L43 103ZM46 102V101H45ZM49 102V103H50ZM82 102V101H81ZM103 102V101H102ZM162 102V101H161ZM173 102V101H172ZM185 102V101H184ZM183 102V103H184ZM202 102H204V101H202ZM226 102V101H225ZM238 102H241V101H238ZM261 102V101H260ZM3 103V102H2ZM9 103V102H8ZM47 103V102H46ZM74 103V102H73ZM73 103H70V104H72L73 105ZM78 103V102H77ZM87 103H88V101H87ZM87 103H86V106L85 107H88V105H87ZM96 103V102H95ZM101 103V102H100ZM108 105L106 106V108L108 107V106H110L109 105V102H106ZM127 103V102H126ZM142 103V102H141ZM179 103V102H178ZM186 103V102H185ZM205 103V102H204ZM222 103V102H221ZM223 103H224V100H223ZM231 103V102H230ZM235 103H237L236 101H235ZM263 103H264V101H263ZM263 103H262V105H261V108H262V106H264L263 105ZM1 104V103H0ZM36 104V103H35ZM68 104H69V102H68ZM70 104H69V106H70ZM143 104V103H142ZM187 104H188V102H187ZM187 104H186V106H187ZM225 104V103H224ZM227 104H228V102H227ZM226 104V106H229V105H231V104H229V105H227ZM261 104V103H260ZM36 105H39V104H36ZM46 105H48V104H46ZM70 106V107H75V105H73V106ZM80 105V104H79ZM78 105V106H79ZM85 105V104H84ZM98 105H100V104H98ZM97 105V106H98ZM103 105V104H102ZM202 105H203V103H202ZM221 105H223V104H221ZM237 105V104H236ZM235 105V106H236ZM247 105V106H248ZM3 106V105H2ZM8 106H10V105H8ZM33 106H35L34 104H33ZM41 106L40 107H38L39 109H41ZM58 107V110H59V108H60V111H61V109H63L64 107L62 106V107ZM81 106V105H80ZM105 106V105H104ZM117 105L115 104V107H116ZM140 106V105H139ZM161 106V105H160ZM185 106V107H186ZM192 106V104H190V107ZM207 106V105H206ZM225 106V105H224ZM223 106V107H224ZM258 106H259V103H258ZM28 107V108H27ZM32 107V106H31ZM30 107V108H31ZM90 107H93V103H92V106L90 105ZM111 107V106H110ZM118 107V106H117ZM144 108H145V106H143ZM233 107V106H232ZM237 107H239V106H237ZM251 107H253V108H251ZM6 108V107H5ZM10 108V109H11ZM45 108H46V106H45ZM45 108H43V109H45ZM77 108V107H76ZM84 108V107H83ZM112 108H114V106L112 107ZM130 108H132V107H130ZM136 108V107H135ZM140 107H138V110H140L139 109ZM188 108V107H187ZM193 108L194 107H192V110H193ZM208 108V107H207ZM7 109H9V107L7 108ZM6 109V110H7ZM42 109V110H43ZM47 109H48V107H47ZM47 109H45V111L47 110ZM57 109V108H56ZM54 110V111H57V110ZM68 109H70V108H68ZM72 109V108H71ZM70 109V113H73L74 111H76V110H71ZM75 109V108H74ZM80 109H81V107H80ZM79 109V110H80ZM87 109H90V108H87ZM94 108H92V110H93ZM99 109L100 110H102V108H101V105H100V107H99ZM98 109V110H99ZM105 109V108H104ZM124 109V111L126 110L125 108H123ZM137 109V108H136ZM153 109V108H152ZM211 109V108H210ZM215 109V108H214ZM223 109V108H222ZM236 109V108H235ZM36 110H37V107H36ZM42 110L41 111H39V112H41V114L43 113L42 112ZM53 110V109H52ZM51 110V111H52ZM86 110V109H85ZM106 110H108V113H109V109L107 108V109H105L104 111H106ZM121 110V111H120ZM132 110V112L134 111L133 109H131ZM142 110V109H141ZM196 111L198 110V108H196L195 109ZM1 111H2V109H1ZM5 111V110H4ZM3 111V112H4ZM9 111V110H8ZM48 111V110H47ZM46 111V112H47ZM60 111H57L58 112V114H59V112ZM62 111H64V112H66V110H65V108L62 110ZM61 111V112H62ZM73 111V112H72ZM82 111V110H81ZM90 111V110H89ZM94 112H95V109L93 110ZM111 111V110H110ZM123 110L122 109H120L119 108V112H122ZM123 111V112H124ZM135 111H137V110H135ZM161 111V112H160ZM180 111V110H179ZM187 109L185 110L184 108L182 109V112L181 113H184V115L187 113ZM190 111H191V108H190ZM190 111H188V113L190 112ZM194 111V110H193ZM207 111V110H206ZM214 111V110H213ZM221 111V112H220ZM219 111V114H224L225 112H224V109H223V111L222 110H220ZM226 111V110H225ZM228 111V110H227ZM232 111V112H233ZM6 112V111H5ZM34 112V111H33ZM53 112V111H52ZM69 112V111H68ZM68 112H66V113H68ZM78 111H76V113H77ZM80 112V111H79ZM116 112V111H115ZM118 112V111H117ZM198 112V111H197ZM205 112V108H204V111L203 112H200L201 114L202 113H204ZM218 112V111H217ZM224 112V113H223ZM28 113H29V115H28ZM35 113V112H34ZM38 113V112H37ZM49 113V112H48ZM47 113V114H48ZM63 113V112H62ZM66 113H64V114H66ZM75 113V114H76ZM81 113V112H80ZM79 113V114H80ZM85 113V112H84ZM91 113H93V112H91ZM91 113H88L87 112V114H89V117H88V119L90 118V114ZM102 113H103V111H102ZM107 112L106 113H103V114H108ZM129 113V112H128ZM195 113V112H194ZM210 113V112H209ZM229 113H231V112H229ZM3 114V115H2ZM40 114V113H39ZM41 114H40V116H41ZM46 113L44 114V117L43 118H46L45 116L47 115ZM50 114V113H49ZM54 114H55V112H54ZM54 114H53V116H54ZM61 114V113H60ZM60 114H59V116H60ZM64 114H62V115H64ZM74 114V113H73ZM82 114V118H81V116H80V119L82 120V121H84V120H86L85 118L86 117H83L84 115L86 116V114H83V113H81ZM80 114V115H81ZM97 114V107H96V112H95V115ZM118 114V113H117ZM124 114V113H123ZM130 114V113H129ZM136 114H138V113H136ZM191 114H193V113H191ZM190 113H189V115H191ZM205 114V113H204ZM221 114V115H222ZM56 116H57V114H55ZM68 115H69V113H68ZM71 115V116H70ZM69 116H70V118L72 117V114H70ZM94 115V114H93ZM131 115V114H130ZM154 115V116H153ZM188 114H186L185 116H187ZM12 116H13V118H14V120H13V118H12ZM32 116V118H33V116H35V115H31ZM40 116H38V118L40 117ZM50 116V115H49ZM52 116V115H51ZM50 116V117H51ZM58 116V117H59ZM65 116V115H64ZM63 116V117H64ZM67 116V115H66ZM68 116V117H69ZM77 118H79V116H78V113H77V115H75ZM88 116V115H87ZM110 116H112V115H110ZM227 115H225V117H226ZM37 117V116H36ZM42 117V116H41ZM41 117H40V120H41ZM48 117V116H47ZM55 117V116H54ZM74 117V116H73ZM92 117V116H91ZM100 117V116H99ZM103 117V116H102ZM108 117V116H107ZM157 117V116H156ZM160 117L158 118V119H160ZM31 118V119H32ZM37 118V119H38ZM61 118V117H60ZM60 118L58 119V120H60ZM70 118H68V119H70ZM76 118V120L78 121V119ZM120 118V117H119ZM122 118V117H121ZM120 118V119H121ZM194 118H195V116H194ZM207 118V117H206ZM205 118V119H206ZM57 119H53V120H57ZM63 119V118H62ZM91 119V121H92V118H90ZM101 119V118H100ZM106 119V118H105ZM107 119H109V118H107ZM106 119V120H107ZM130 119V118H129ZM153 119V118H152ZM198 119V118H197ZM204 119V121H207V119L205 120ZM29 120V119H28ZM46 120H48V119H46ZM52 120V119H51ZM101 120H104V118H102ZM101 120H99V121H101ZM124 120V119H123ZM126 120V119H125ZM131 120H132V118H131ZM209 120H211V119H209ZM216 120V119H215ZM226 120V121H227ZM82 121H81V124H82ZM91 121H90V123H91ZM93 121H95V119L93 120ZM96 121H98L97 119H96ZM99 121H98V123H99ZM116 121H117V119H116ZM231 120H229L228 122L229 123H232V122H230ZM34 122V121H33ZM52 122V121H51ZM54 122H56V121H54ZM54 122H52V123H54ZM57 122H59V121H57ZM56 122V123H57ZM69 122H71V119H70V121ZM76 122V121H75ZM80 122V121H79ZM78 122V123H79ZM85 122V121H84ZM83 122V123H84ZM195 122V121H194ZM198 122H199V120H198ZM217 122H218V120H217ZM41 123V124H40ZM72 124L74 123V122H71ZM71 123H69V125H71ZM77 123V122H76ZM73 124V125H76L75 127L76 128H78L79 126L81 127L82 126V128L84 127V125H86V127L89 129V126H91V125H88L89 124V120H87V123L85 122V124H83V125H79L78 127H77V124ZM97 122H95V124H96ZM97 123V124H98ZM103 123H106V121H104ZM110 123V122H109ZM117 123V122H116ZM119 123V122H118ZM122 123V122H121ZM124 123V122H123ZM131 122H129V124L131 125L132 124ZM151 123V122H150ZM207 123V122H206ZM38 124H39V126H41L40 128H44L43 130H41L40 128H39V130H38ZM43 124V125H44ZM51 124V125H50ZM96 124V125H97ZM101 124V123H100ZM114 124H115V122H114ZM161 124H163V123H161ZM160 124V125H161ZM184 124V125H183ZM209 124V123H208ZM238 124V125H237ZM48 125V126H47ZM94 125V124H93ZM108 125V124H107ZM110 125H111V123H110ZM124 125H125V123H124ZM149 124H147V126H148ZM186 125V126H185ZM6 126H7V124H6ZM5 126V127H6ZM66 126V127H67ZM72 126V125H71ZM98 126V125H97ZM104 127H105V124L103 125ZM127 126V125H126ZM133 126V125H132ZM11 127H12V129H11ZM35 127V129H37L36 131H37V133H36V131H35V134L33 133V131L35 130V129H33ZM65 127V128H66ZM70 127V126H69ZM72 127H74V126H72ZM71 127V128H72ZM74 127V128H75ZM86 127H84V128H86ZM99 128H101L100 127V125L98 126ZM144 127H146V125L144 126ZM150 127V126H149ZM250 127V126H249ZM51 128H54V124H53V126L51 127ZM64 128V127H63ZM75 128V129H76ZM93 128L95 129L96 127H90V129H92L93 130ZM99 128H96V129H99ZM103 128V127H102ZM115 128H117V126L115 127ZM115 128H113V129H115ZM128 128V127H127ZM126 128V129H127ZM132 128H134V129H136L135 128V125L133 126V127H131L130 126V130H133L134 131V129H132ZM160 128V127H159ZM240 128V129H239ZM245 128H247V127H245ZM256 128V129H257ZM33 129V130H32ZM48 129H50L49 131H48ZM70 129V128H69ZM73 129V128H72ZM81 129V128H80ZM89 129V130H90ZM108 130H109V128H107ZM113 129H112V131H113ZM118 129V128H117ZM124 129H125V127H124ZM124 129H123V131H124ZM144 129V128H143ZM156 129H157V127H156ZM12 130H13V132H12ZM71 130V129H70ZM70 130H68V128H67V130L66 131H68V132H70ZM77 130H79V128L78 129H76L75 131H76V133L78 132ZM82 130V129H81ZM87 130V129H86ZM88 130V132L90 133L91 131H89ZM100 130V129H99ZM99 130H96V131H99ZM108 130H105V131H107V132H109ZM146 130H148V129H146ZM164 130V131H163ZM15 131V132H14ZM39 131V132H38ZM73 131H74V129H73ZM75 131H74V133L72 132V130H71V134H69V133H67L66 132V137L68 138V139H70V135L71 136H73V134H74V136H75V138H76V135H75ZM80 131V130H79ZM84 132H86L85 131V129L83 130ZM121 131V130H120ZM136 131H138V130H136ZM156 131V130H155ZM217 131V132H216ZM40 132H42V133H40ZM80 132H82V131H80ZM88 132H87V135H89V138H90V140L88 139V137L86 138L85 137V135H84V137H83V141H81V139L82 138H79L78 140H79V142L81 141V142H84L83 144H85V145H89L90 146V148L92 147V145H94V147H92L93 149H95V150H97L96 148H98V146L100 145V147H101V144H103V143H101V142H99V141H96V138L97 137H95V134H93L94 136H92L91 134H88ZM95 132V131H94ZM103 132V131H102ZM114 132V131H113ZM117 132V131H116ZM118 132H119V130H118ZM128 132V131H127ZM132 132V131H131ZM131 132H130V134H131ZM140 132V130L138 131V133ZM142 132V131H141ZM149 132V131H148ZM196 132V131H195ZM214 132H216V133H214ZM240 132V131H239ZM2 133V134H1ZM4 133V134H3ZM10 133H11V135H10ZM13 133H15L14 135H12ZM38 133H39V135H38ZM43 133H45V135L43 134ZM47 133V134H46ZM53 133H54V135H53ZM55 133H57V139H55L56 138V135H55ZM98 133V132H97ZM125 133H126V131H125ZM156 133V132H155ZM259 133V132H258ZM258 133L256 134L257 136H258ZM261 133V132H260ZM37 134V135H36ZM67 134H69V135H67ZM83 135V132L82 133H79V134H77V135ZM120 134V133H119ZM122 134V133H121ZM120 134V135H121ZM129 134V135H130ZM195 134V133H194ZM229 134V135H228ZM241 134V133H240ZM4 135V136H3ZM17 135V136H16ZM36 135V136H35ZM51 135V136H50ZM81 135V136H82ZM86 135V136H87ZM99 135V134H98ZM106 135V134H105ZM112 135V134H111ZM116 135V134H115ZM118 135V134H117ZM115 136L116 138H118L119 136ZM127 135H128V133H127ZM135 135L138 137V135H140V137H141V135H143V133L141 134H136L135 133ZM135 135H133V133H132V135L129 137V138H131V141H133L132 142V145H131V141H130V143H128L127 141H129V140H124V141H126L127 142V144L129 145H131V146H134V148L133 149H135V146H136V149H139V146L138 145H140V144H138V143H135L134 141L136 140V139H138V138H136V139H134L136 136ZM145 135H146V133H145ZM236 135V134H235ZM12 136V137H11ZM41 136V137H42ZM54 136V137H53ZM65 136V135H64ZM64 136H63V138H64ZM79 136H77V138L79 137ZM80 136V137H81ZM178 136V137H179ZM263 136V135H262ZM2 137H0V147H2L3 145H4V149H1L0 150V152H2V150L4 151V153H2V155H1V157L2 156H7L5 159L7 160V158H8V155L10 154V153H8V152H11V151H9V150H11V149H9V147L12 145V144H14L13 143V141H12V144H10V146L7 148L8 150H5L6 148H5V146L7 147V145H5L2 141H3V138ZM17 137V138H16ZM34 139H33V138ZM95 138L94 140H95V142H99L100 144H94L95 142H93L94 140H92L93 138ZM103 137V136H102ZM106 137V136H105ZM114 137V138H115ZM122 137V136H121ZM139 137V138H140ZM148 137V136H147ZM212 137H213V139H216V140H213L212 139ZM217 137H219V138H217ZM10 138L12 139V140H10ZM23 138V139H22ZM28 138H29V140H28ZM40 137H38L37 138V140L39 139ZM62 138V139H63ZM75 138H73V139H75ZM84 138L85 139H87V141H85L84 140ZM110 138V137H109ZM108 138V139H109ZM127 137H126V135H125V139H126ZM129 138H127V139H129ZM25 139V140H24ZM68 139H66V140H68ZM72 139V138H71ZM72 139V140H73ZM98 139H100V138H98ZM120 139L121 138H119V139H117V140H119L120 141ZM134 139V140H133ZM174 139V140H173ZM206 139V138H205ZM219 139V140H218ZM242 139V138H241ZM40 140H42V142L44 141V139L42 138V139H40ZM45 140H47V138L45 139ZM57 140V141H56ZM65 140V141H66ZM89 140V141H88ZM109 140H111V139H109ZM116 140V139H115ZM138 140H140V139H138ZM138 140H136V141H138ZM142 140H143V138H142ZM210 140H212L213 141V143H212V141H210ZM8 141V142H7ZM10 141V142H9ZM24 143H23V142ZM28 141V142H27ZM31 141V142H30ZM48 141V140H47ZM62 141H64V139L62 140ZM75 141H76V139H75ZM106 141V139L104 140V142ZM112 141V140H111ZM110 141V142H111ZM123 141V140H122ZM172 141H173V143H172ZM176 141H177V139H176ZM239 141V143L241 144V141L242 140H238ZM19 142L21 143V144H19ZM41 142V143H42ZM68 142V141H67ZM67 142L65 143L66 144V146L67 145H69V143L67 144ZM69 142L71 143V142H73V141H70L69 140ZM87 142H90L91 144H92V142H93V144L91 145V144H88ZM126 142L125 143H123V142H119L120 143V145H121V143L124 145V144H126ZM141 142V141H140ZM180 142V143H179ZM184 142V143H183ZM206 142V141H205ZM27 143V144H26ZM33 143V145H31ZM40 143V142H39ZM38 143V144H39ZM78 143V142H77ZM108 143V142H107ZM133 143H135V144H133ZM143 143H141V145H140V147H143L142 145H143ZM192 143V142H191ZM196 143V142H195ZM201 143V142H200ZM242 143H243V141H242ZM26 146H25V145ZM30 144V148L29 147H27V145H29ZM51 144V145H50ZM55 144V145H54ZM64 144V143H63ZM63 144H61V146H64ZM75 144V143H74ZM82 144V143H81ZM82 144V145H83ZM136 144H138V145H136ZM156 144V143H155ZM186 144H188V143H186ZM185 144V145H186ZM193 144V143H192ZM244 144V143H243ZM264 144V143H263ZM35 145V146H34ZM70 145H72V143L70 144ZM77 145H80V144H77ZM106 145V144H105ZM112 145H113V143H112ZM112 145H111V148H112ZM119 145V146H120ZM127 145V147L128 148H123V150H121V152L123 151L125 154H127L128 155V157H129V155H130V157L132 156L133 157V154H132V151H133V149L132 148H129V146ZM160 145V144H159ZM158 145V146H159ZM259 145V144H258ZM43 146V147H44ZM75 146H76V144H75ZM81 146V145H80ZM108 146H110V145H107V148H104L103 149V151L104 150H106V149H108ZM114 146V145H113ZM118 146V145H117ZM149 146H151V145H149ZM165 146H164V149H165ZM178 146H176V147H178ZM196 146H197V144H196ZM200 146V145H199ZM220 146V147H219ZM241 146H242V144H241ZM244 146H245V144H244ZM247 146V145H246ZM260 146V145H259ZM258 146V147H259ZM11 147H13V146H11ZM17 146H14V148H12V150H14V149H18V148H16ZM42 146H40V144H39V147H38V149H43L44 150V152H46V150L47 149H49V148H47L46 150H45V147L43 148ZM72 147H73V145H72ZM71 147V148H72ZM83 146H81V148H82ZM124 147V146H123ZM154 147V146H153ZM161 147H162V145H161ZM160 147V148H161ZM178 147V148H179ZM191 147V146H190ZM3 148V147H2ZM58 148H60L61 149V147H58ZM63 148V147H62ZM77 148H78V146L75 148L74 147V149H72V150H76V152H77V154L76 153H74L73 151V153H74V155H77L76 156V158L80 155L79 153H78V151L79 150H77ZM87 148L88 147H86V149L85 150H87ZM89 148V149H90ZM114 148V147H113ZM159 148V149H160ZM173 148V147H172ZM172 148H170V149H172ZM187 148H188V145H187ZM242 148H244V147H242ZM33 149V148H32ZM33 149V150H34ZM37 149V148H36ZM53 148H51V150H52ZM59 149V150H60ZM68 150H70L69 149V147L67 148ZM79 149V148H78ZM100 149V148H99ZM98 149V150H99ZM130 149H132L131 151H130ZM135 149V150H136ZM145 149V151H146V148H143L142 150H144ZM152 149L153 148H151V151H152ZM163 149V151H165ZM169 149V148H168ZM182 149V148H181ZM189 149H191V148H189ZM193 149H195L194 150V152H193ZM257 149H259V148H257ZM30 150V151H29ZM39 150V151H40ZM43 150H42V152H43ZM53 150H55V149H53ZM57 150V149H56ZM84 150V149H83ZM91 151H92V149H90ZM114 150V149H113ZM116 151H117V153H119V151L117 150V149H115ZM134 150V151H135ZM147 150H149V149H147ZM155 150V149H154ZM173 150H176V148L175 149H172V152H173ZM6 151H8V152H6ZM19 151V152H18ZM21 151H23V153L21 152ZM61 151V150H60ZM88 151V150H87ZM101 152L100 151V153H104V152ZM116 151H115V154H117L116 153ZM137 151V150H136ZM141 151V150H140ZM140 151H137V154H139L138 152H140ZM162 151V150H161ZM177 151V150H176ZM176 151H175V153H176ZM259 151H261V152H259ZM13 152V151H12ZM34 152V151H33ZM37 152H38V150H37ZM36 152V153H37ZM41 151L40 152H38V154L39 155H37V156H41V157H45V156H42V153ZM52 153V155L53 156H55L54 154H56V152L55 151H47V153ZM69 152V151H68ZM71 152V151H70ZM69 152V153H70ZM82 153H85V154H83V157L80 155L79 156V160H77L76 159V161H74V159H73V161L74 162H81V159H83L84 158V160L85 161H83L84 162V164L86 163L87 164V160H86V158H87V155H89V154H87V152L86 151H81ZM96 152V151H95ZM94 152V153H95ZM98 152V151H97ZM96 152V154H99V152L97 153ZM114 152V151H113ZM143 152V151H142ZM141 152V153H142ZM149 152V151H148ZM155 152V151H154ZM154 152L151 154V155H153L154 154ZM171 152V151H170ZM171 152V153H172ZM180 152V151H179ZM186 152V151H185ZM251 152V151H250ZM15 153V150H14V152L12 153V154H14ZM20 153L18 154V156L20 155ZM32 153V152H31ZM35 153V152H34ZM34 153H33V155H34ZM40 153H41V155H40ZM59 153V152H58ZM65 153V152H64ZM72 153V154H73ZM91 154L90 153V156L91 155H96V154ZM105 153H106V151H105ZM104 153V154H105ZM107 153H109V150L107 151ZM140 153V154H141ZM146 153V152H145ZM157 153H159V152H157ZM4 154V155H3ZM27 154V155H28ZM103 154V155H104ZM115 154H114V156H115ZM122 154V153H121ZM147 155H148V153H146ZM209 154V155H208ZM11 155V154H10ZM9 155V156H10ZM24 155V154H23ZM26 155V156H27ZM30 155L31 154H29V158H32V157H30ZM32 155V156H33ZM36 155H34V160H36L37 159V156ZM46 155V154H45ZM48 155V156H47ZM46 155V157L48 158L49 156L50 157H52V155L50 154H47ZM58 155V157L60 156L59 154H57ZM65 155H67V154H65ZM70 155H71V153H70ZM84 155H85V157H84ZM120 155V153L118 154V156ZM127 155H125V156H127ZM157 155V154H156ZM14 156H15V154H14ZM21 156V155H20ZM18 157V160H20V158H21V160L22 159H25V158H22V156L21 157ZM62 156H64V154L62 155ZM68 156H69V154H68ZM89 156V157H90ZM94 156H92L93 158H94ZM105 156V155H104ZM104 156H100V157H104ZM114 156H112V157H114ZM120 156H122V155H120ZM154 156V155H153ZM209 156L211 157V158H209ZM1 157H0V161H1ZM11 157V156H10ZM9 157V158H10ZM16 157V159H17V155L15 156ZM23 157H25V156H23ZM39 157H38V159H39ZM66 157V156H65ZM75 157V156H74ZM96 157H98V155L96 156ZM106 157H109L108 155H106L105 157H104V160H105V158ZM116 157V156H115ZM140 157V156H139ZM142 157V156H141ZM144 157V156H143ZM149 157H150V155H149ZM152 157V156H151ZM150 157V158H151ZM156 157V156H155ZM161 157V158H162ZM9 158H8V160H9ZM47 158H45V159H47ZM53 158V157H52ZM60 158H61V156H60ZM64 158V157H63ZM63 158H61L62 160H63ZM93 158H91V159H89V160H91L92 161V163H93ZM99 158V157H98ZM118 158V157H117ZM117 158H115V159H117ZM122 158H124V156L122 157ZM138 158V157H137ZM173 158V159H172ZM180 158V159H179ZM4 159V158H3ZM2 159V160H3ZM14 159V158H13ZM12 159V160H13ZM26 159H28V157L26 158ZM55 159H56V157H55ZM88 159V158H87ZM96 159V158H95ZM103 159V158H102ZM119 159V158H118ZM127 158H125V160H126ZM130 159V158H129ZM6 160H4V161H6ZM11 160V159H10ZM15 160V159H14ZM31 160V159H30ZM40 160V159H39ZM49 160H50V158H49ZM59 160V159H58ZM65 160H66V158H65ZM70 160V159H69ZM101 160V159H100ZM103 160V161H104ZM106 160H107V158H106ZM112 160V159H111ZM182 160V161H181ZM257 160H259V161H261V162H259L260 163V165H261V167L258 169V175L256 174V172H255V170H252V168L253 169H255V166L254 165H256V164H258V162H257ZM4 161H2V164H3V162ZM24 161V160H23ZM27 161V160H26ZM41 161H42V158H41ZM40 161V162H41ZM56 162H57V160H55ZM61 161V160H60ZM68 161V160H67ZM73 161H72V163H73ZM96 161H98V160H96ZM102 160H101V162L99 163L98 162V164L99 165H101V163L103 162ZM130 161V160H129ZM173 161H176V162H173ZM21 162V161H20ZM30 162V161H29ZM33 162V161H32ZM38 162V161H37ZM42 162H44V158H43V161ZM49 162H51V160L49 161ZM52 162H53V160H52ZM83 162L82 163H78L76 166L75 165H71V163H70V165L71 166H64V164L61 166V167H65L64 168V170H58V171H56L58 168V165L56 166V170H54L53 169V172L54 171H56V172H58L57 174H56V172H54V174H52V173H46V168L43 166L42 167V165L40 166V164H36L37 166H40V167H38L39 168V170H38V168L36 169V170H34L35 168H33V170L32 171H30L29 169L31 168V167H29V169L28 168H24L23 167V170H21L20 168H17L16 167V169H18V170H11L12 168H14V167H12L11 169H10V171H9V168H7L8 170H6L5 168H4V172H3V170H1L0 171V187H1V189H0V196H1V192H4V190L6 191V193H7V195H8V193L9 194H11L10 195V197L9 196H7V197H9L11 200L10 201H12V202H17L18 200H13V198L15 199L16 198V195L18 196V193H19V195H22V196H24L25 195V197L27 196V195H29V196H32V198H35L36 196V192H38L37 190H41V193L40 192H38L39 194H41L42 195V192H43V190L45 189V187H46V185L48 186V187H50V184H51V187H53V188H51L50 187V189L52 190V189H55L56 187L55 186H60V185H63L64 184V182H68V181H70V183H71V187H72V185L74 186V185H80V187H79V189L80 190H78V193H76V197H78V194H81V193H79L81 190L83 191V184L81 185V181H82V179L84 178V177H86V178H90V177H88L87 176V173H88V170L85 172L86 174H80L81 172H79L78 174H76L77 173V171L78 170H76V169H78V167L79 168H81V164H83ZM107 162H109V158H108V160H107ZM107 162H105V163H103V164H106ZM110 162H113V160L112 161H110ZM123 162V161H122ZM127 162V161H126ZM242 163L243 162V164L242 165H239V163ZM6 163V165H7V163H8V161L7 162H5ZM12 163H15V162H11V164L10 165H12ZM22 163H28V161L27 162H22ZM48 163V162H47ZM60 163V162H59ZM66 163V162H65ZM89 163V162H88ZM115 163H118V162H115ZM137 163V162H136ZM136 163H135V165H136ZM139 163H137V167H138V165H139ZM166 163V164H165ZM181 163H185L184 164V166L185 165H187V169H189V170H187L185 167L183 168V166H182V164ZM9 164V163H8ZM17 164H19V163H17ZM21 164V163H20ZM91 164V162L89 163V165ZM95 164V163H94ZM97 163L95 164V165H98ZM108 164V163H107ZM170 164V165H169ZM176 164V165H175ZM246 164H248V165H246ZM5 164H3V167H5L4 166ZM22 165V164H21ZM24 165V164H23ZM29 164H27V166H28ZM33 166H34V164H32ZM44 165H46L45 164V162H44ZM56 165V164H55ZM61 165V164H60ZM66 165H67V163H66ZM69 165V164H68ZM88 165V166H89ZM91 165H93V164H91ZM94 165V168H96V166ZM114 165V164H113ZM118 165V164H117ZM123 165V164H122ZM121 165V166H122ZM168 165V166H167ZM172 165H173V168H175V167H177L176 169H172L171 167H172ZM14 166V165H13ZM16 166V165H15ZM36 166V167H37ZM47 166V165H46ZM103 166V165H102ZM107 166V165H106ZM105 165H104V170L102 169V171L103 172H100L101 173V175H102V173H104V175H105V173L106 172H104V171H107V167L109 166H107L106 167ZM121 166H119V168L121 167ZM175 166V167H174ZM247 166H249V168L247 167ZM2 167V166H1ZM2 167V168H3ZM7 167V166H6ZM50 167H52L51 165H50ZM61 167L59 168V169H61ZM82 167H84V166H82ZM98 167H100V166H98ZM105 167H106V169H105ZM111 167V166H110ZM118 167V166H117ZM124 167V166H123ZM169 167V168H168ZM44 168V169H43ZM49 168V167H48ZM55 168V167H54ZM85 168H86V166H85ZM84 168V169H85ZM94 168H92L93 169V171H94ZM109 168V167H108ZM119 168H118V170H119ZM126 168H127V166H126ZM126 168H124V169H126ZM132 168V167H131ZM130 168V169H131ZM178 168L180 169L179 171H180V174L181 175H183V176H181L180 174H177V173H179V171H178ZM26 171H25V170ZM45 170V171H42V170ZM52 169V168H51ZM50 169V170H51ZM111 169V168H110ZM138 169H139V171H138ZM169 169V170H168ZM182 169L184 170V171H186V172H184V171H182ZM38 170V171H37ZM50 170H49V172H50ZM117 170V171H118ZM120 170H121V168H120ZM119 170V171H120ZM127 170H129V168H127ZM171 170V171H170ZM253 172H252V171ZM48 171V170H47ZM60 171H63L62 173H60ZM79 171H80V169H79ZM84 170H82V173H84L83 172ZM98 171H100V169L98 168ZM119 171H118V173H119ZM126 171V170H125ZM125 171H124V173H125ZM135 172V173H132V172ZM175 171V172H174ZM176 171H177V173H176ZM188 171V172H187ZM25 172V173H24ZM94 172H96V170L94 171ZM121 172H123V168H122V170H121ZM139 172V173H138ZM172 172V173H171ZM182 172H184V174L182 173ZM1 173H3V174H1ZM64 173V174H63ZM99 173V172H98ZM100 173L97 175V172L94 174V175H97L98 177H99V175H100ZM107 173H108V175L106 174L105 176H103L104 177V179H103V177L102 178H98L99 180H95L94 182H95V184H96V186L98 185V187H101V188H98L97 190L98 191H96V192H98V194H99V191L100 192H103L105 189H106V191H104V192H108L107 194H108V196H109V194L111 193L110 192V187H109V184L110 185H113L111 182H109V169H108V171H107ZM170 173V174H169ZM178 176H176L175 174ZM185 173H186V176H185ZM63 174V175H62ZM80 174V175H79ZM89 174H90V172H89ZM115 174V173H114ZM113 174V175H114ZM136 174V175H135ZM173 174H174V179H173ZM66 175L68 176V177H66ZM78 175H79V178L80 177H82V175H84L82 178H81V180L80 179H78V178H76V177H78ZM117 175H119V174H117ZM122 175V177H123V175L124 174H121ZM172 175V176H171ZM180 175V176H179ZM187 175H188V178H191L190 180H191V182H188L189 184H187V182L185 183V181L183 180V178H184V176L186 177V178H184V179H186V181L188 180V181H190L189 179H187ZM66 178H65V177ZM90 176H92V175H90ZM96 176V177H97ZM132 176L130 177V180L133 182V178H132ZM192 176V177H191ZM93 177V176H92ZM91 177V178H92ZM110 177H111V175H110ZM115 177H117V176H112V178H113V180H114V178ZM120 177V176H119ZM64 178V179H63ZM70 178V179H69ZM78 179L79 180V182H78V180H76V179ZM118 178V177H117ZM124 178H126V176L124 177ZM128 178H129V176H128ZM132 178V179H131ZM85 179V178H84ZM83 179V180H84ZM88 179H85V181L86 180H88ZM97 179V178H96ZM111 179V178H110ZM119 179H121V177L119 178ZM118 179V180H119ZM123 179V178H122ZM145 179V180H144ZM192 179H193V181H192ZM60 180H62L61 182H60ZM66 180V181H65ZM91 180V179H90ZM112 180V179H111ZM117 180V181H118ZM182 180V181H181ZM52 181H56L57 182V184L55 185V182L54 183H52ZM77 181V182H76ZM108 181V182H107ZM115 181H116V179H115ZM116 181V182H117ZM184 181V182H183ZM251 181V182H250ZM17 184H16V183ZM49 182V183H48ZM72 182H73V184H72ZM76 182V183H75ZM107 182V183H106ZM123 182H124V180H123ZM125 182H127V181H125ZM131 182V183H132ZM134 182H133V184H134ZM181 182H182V184H181ZM250 184H249V183ZM7 183H13V185L14 186H16L15 188H13V189H16V191L17 192H15V190H13L12 188V192H11V190L9 191L8 189L10 188H5V187H3V186H7L6 184ZM20 183V184H19ZM24 183V184H23ZM47 183V184H46ZM83 183H84V181H83ZM90 183H91V181H90ZM115 183V182H114ZM118 183V182H117ZM116 183V184H117ZM185 183V185H183ZM246 183H247V185H246ZM2 184V185H1ZM9 184V185H10ZM16 184V185H15ZM21 184H23V185H21ZM46 184V185H45ZM84 184H87V182H85ZM91 184H93L92 186L93 187H91L90 188V186H84V190H85V188H87L85 191H83L84 192V194H85V192L88 194V191H90V193H92V191H93V193H94V189L96 190V187H95V184L93 183V181H92V183ZM104 184H106V185H104ZM116 184L114 185V187L116 186ZM118 184H120V183H118ZM123 184V183H122ZM8 185V186H9ZM18 185H20V186H18ZM53 185V186H52ZM66 185V184H65ZM88 185H89V183H88ZM121 185V184H120ZM126 185V184H125ZM127 185H128V183H127ZM130 185H132V184H130ZM171 185H175L176 186V188H177V191H176V193H174L175 192V190L172 192L171 190H167V187H170ZM24 186V187H23ZM37 186V187H36ZM42 186V187H41ZM57 186V187H58ZM67 186V185H66ZM69 186V187H70ZM82 186V187H81ZM103 186H105V189L103 188ZM122 186V185H121ZM20 187V188H19ZM25 187H27V188H25ZM33 188V189H31V188ZM39 187V188H38ZM40 187L42 188V189H40ZM43 187H44V189H43ZM48 187H46V190H44V192H43V194H45V191L46 192H48L47 191V189H48ZM55 187V188H54ZM89 187V188H88ZM113 187V188H114ZM123 187V186H122ZM124 187H126V186H124ZM123 187V188H124ZM128 187V186H127ZM126 187V188H127ZM133 187V185L131 186V188ZM23 188H24V190H23ZM34 188H36L35 190H34ZM65 188V187H64ZM74 188V187H73ZM112 188V187H111ZM129 188V187H128ZM130 188V189H131ZM171 188V187H170ZM251 188V187H250ZM27 189H28V191H27ZM49 189V190H50ZM67 189H69V188H67ZM102 191H101V190ZM110 189V190H109ZM116 189V188H115ZM115 189H112V190H115ZM130 189H128L129 191H131ZM160 189V188H159ZM258 189V188H257ZM261 189V188H260ZM25 191L24 193H23V191H22V194L20 193V191ZM30 190H31V192L33 191L34 193H33V195L31 194H29V192H30ZM62 190V189H61ZM64 190V189H63ZM70 191L72 190V189H69ZM77 190V189H76ZM111 190V191H112ZM118 190V189H117ZM122 190V189H121ZM120 190V188H119V191H121ZM153 190H155V191H153ZM249 190V192L250 191H254V194H255V189L253 188L252 190H250V189H248ZM262 190V189H261ZM26 191L28 192L27 193V195H26ZM54 191H59V189H57V190H54ZM70 191H68V192H70ZM172 193H171V192ZM232 192L230 195H228L230 192ZM258 191V190H257ZM256 191V192H257ZM263 191V190H262ZM52 191H50L49 193H51ZM60 192V191H59ZM62 192V191H61ZM95 192V193H96ZM110 192V193H109ZM114 192V191H113ZM112 192V193H113ZM126 192H127V190H126ZM159 192H156L155 193V197H153L154 199V201H153V203H156L157 201H159V197H158V193ZM170 192V193H169ZM246 192V191H245ZM5 193V194H6ZM17 193V194H16ZM55 193V192H54ZM64 193V192H63ZM72 193V192H71ZM92 193V194H93ZM94 193V194H95ZM106 193H104V195L106 194ZM122 193L124 194V192L122 191ZM178 193V194H177ZM241 193V192H240ZM3 194L4 193H2V197H3ZM14 194V195H13ZM16 194V195H15ZM94 194H93V196H94ZM106 194V195H107ZM113 194H115V196L117 195V193H113ZM113 194H111V195H113ZM127 194H128V192H127ZM149 194V195H148ZM151 194V195H150ZM154 194V193H153ZM171 194V195H170ZM250 194V193H249ZM260 194H262L261 192H260ZM38 195V194H37ZM41 195H38L39 197H36V198H40L41 197ZM51 195V194H50ZM56 196L58 195V193L57 194H55ZM54 195V196H55ZM72 194H70L69 196H68V194H67V196L68 197H70ZM73 197L75 198V194L73 193ZM82 195V194H81ZM86 195V194H85ZM97 195V194H96ZM96 195H95V197H93V198H95V199H93V201L92 200H89V202L90 201H92V202H94L95 200H96ZM101 195H103V194H100V197H102ZM119 195H120V193H119ZM119 195H118V198H119ZM159 195H161V194H159ZM245 195V194H244ZM252 195H253V193H252ZM5 196V195H4ZM12 196H15V197H12ZM28 196V197H29ZM34 196V197H33ZM45 196H47V195H45ZM58 196H60V195H58ZM66 196V194L65 195H63V197H65ZM67 196H66V199H67ZM98 196V195H97ZM120 196H122V195H120ZM125 197H126V194L124 195ZM129 196V199H130V195H128ZM145 196V195H144ZM145 196V197H146ZM193 196H194V198H193ZM196 196V197H195ZM246 196H248L247 194H246ZM261 196V195H260ZM260 196H259V198H260ZM2 197H0L1 199H0V206H2V207H4V205L6 204V205H9V203H10V205H12L11 204V202L10 201H8V198L6 199V196L4 197V198H2ZM12 197V198H11ZM19 197V196H18ZM18 197H17V199H18ZM25 197H23V199H24V201H22V203L23 202H25V200H28L27 199V197L25 198ZM51 197H52V195H51ZM79 197H80V195H79ZM78 197V198H79ZM84 197V196H83ZM91 197V196H90ZM105 197V196H104ZM104 197H102L103 199H104ZM132 197H134V196H132V193H131V198ZM142 197V196H141ZM144 197V198H145ZM180 197H182L183 198V201H184V199H185V201L183 202V203H185L186 201L189 203V204H187V205H189V207L191 208V209H189V207L187 206V205H185V204H183V203H179V201H178V199H180ZM185 197V198H184ZM243 197V195L241 196V198ZM257 197V196H256ZM263 197H264V194H263ZM31 198V202L33 201V199ZM42 198H43V196H42ZM46 198H49V196L48 197H46ZM77 198V199H78ZM85 198H86V196H85ZM87 198H88V196H87ZM97 198H99V197H97ZM109 197H107V198H105L106 200L108 199ZM111 198H115L114 196H112ZM117 197L115 198V201L117 202V200L116 199H118ZM121 198V197H120ZM123 198V197H122ZM135 198V197H134ZM139 199H140V197H138ZM151 198V197H150ZM181 198V199H182ZM193 198V199H192ZM198 198V199H197ZM215 198H216V200H215ZM240 198V197H239ZM251 198V197H250ZM3 199V200H2ZM19 199H22V197L21 198H19ZM29 199H30V197H29ZM56 199V198H55ZM63 199V198H62ZM66 199H65V202H67L68 201V199H67V201H66ZM76 198H75V200L72 198V200H74L75 202H77V205L79 204L80 205V203H78L79 201V199L77 200ZM84 199V198H83ZM89 199V198H88ZM90 199H92V198H90ZM102 199V200H103ZM125 199V198H124ZM124 199H122L123 201H124ZM127 199H128V197H127ZM126 199V200H127ZM129 199H128V202H129ZM139 199H135V200H133L134 202H136L137 200H139ZM167 199V198H166ZM194 199H197L198 201H200V204H198V206H200V207H198L199 208V210L201 209V208H203V209H205L206 210V214L208 215H205V216H207L206 218H205V216H204V218H202L201 216H200V211H199V214H196V213H198V211L195 209L196 207H194V204H192V202L190 201V200H193L194 201ZM212 200V201H214L215 200V202H214V205L213 204H211V203H209L210 201L209 200ZM214 199V200H213ZM243 199V198H242ZM263 199V198H262ZM4 200H6V201H4ZM39 200V199H38ZM41 200V199H40ZM49 200V199H48ZM48 200H45V202L46 201H48ZM50 200H51V198H50ZM61 200V199H60ZM70 200H71V197H70ZM72 200H71V203L73 204V202H72ZM99 200V199H98ZM109 200V199H108ZM113 200V199H112ZM131 200V202H133ZM141 200V199H140ZM146 200V199H145ZM150 199L147 197V201H148V207H149V201ZM162 200V199H161ZM168 200V199H167ZM254 200H256V201H259V200H257V199H254ZM29 201V202H30ZM35 201V200H34ZM33 201V202H34ZM84 201H86V203H87V201L88 200H84ZM156 201V202H155ZM256 201H255V206L257 207V205H256ZM5 202V203H4ZM19 202H21V201H19ZM18 202V205H16L15 203L13 204L14 205V207L13 206H11V208H12V211L14 210V212L16 213V211H18L17 210V206H21L20 204L21 203H19ZM28 202V201H27ZM37 202V201H36ZM41 202H43V201H41ZM55 202V201H54ZM65 202H63V205L65 204ZM69 202V201H68ZM68 202L65 204V205H68ZM92 202H90V203H92ZM99 202V201H98ZM105 202V201H104ZM103 202V203H104ZM109 202H111V200L109 201ZM114 202V201H113ZM118 202H121L120 200L118 201ZM117 202V203H118ZM138 202V201H137ZM140 202V201H139ZM146 202V201H145ZM161 202V201H160ZM163 202V201H162ZM161 202V203H162ZM165 202V203H166ZM3 203V204H2ZM61 203H62V200H61ZM97 203V201H95V203L94 204H96ZM107 203V202H106ZM105 203V204H106ZM112 203V202H111ZM115 203V202H114ZM130 203V202H129ZM140 203H143L142 202V200H141V202ZM152 203V202H151ZM159 203V202H158ZM160 203V204H161ZM243 203V202H242ZM259 203V202H258ZM25 204H27V203H25ZM32 204V203H31ZM35 204V203H34ZM34 204H32V205H34ZM38 204V203H37ZM49 204V203H48ZM55 204H56V202H55ZM82 204V203H81ZM84 204V203H83ZM89 204V203H88ZM87 204V205H88ZM105 204H103V205H105ZM125 204V203H124ZM124 204H121L122 206L124 205ZM133 204V203H132ZM135 204V203H134ZM163 204V203H162ZM193 206H192V205ZM262 204V207L264 206V203L262 202L261 203ZM9 205V206H10ZM28 205H29V203H28ZM31 205V206H32ZM41 205V204H40ZM52 205L53 206H55L53 203H52ZM51 204H49V205H46V206H52ZM60 206L61 207V205L62 204H57L56 206ZM62 205V206H63ZM63 206L62 208H65L66 206ZM76 205V204H75ZM74 205V206H75ZM76 205V206H77ZM92 205H93V203H92ZM100 205V204H99ZM107 206H108V203L106 204ZM110 205V204H109ZM116 205H118V204H116ZM137 205H138V203H137ZM142 205V204H141ZM143 205H146V203H143ZM154 205H157V204H154ZM191 205V206H190ZM243 205V204H242ZM252 205V204H251ZM37 206V205H36ZM43 206V205H42ZM52 206V207H53ZM75 206V208L77 209V207ZM83 206V205H82ZM91 206V205H90ZM98 206V205H97ZM102 206V205H101ZM107 206H104V208L105 207H107ZM128 206V205H127ZM126 206V207H127ZM130 206V205H129ZM133 206V205H132ZM131 206V208H134V206L132 207ZM159 206V205H158ZM245 206V205H244ZM254 206V205H253ZM255 206L253 207V208H255ZM6 207V206H5ZM8 207V206H7ZM5 208V210H4V208L3 209H1V207H0V214H1V210L3 211L2 212V214H6V212H12V211H10V209H9V207L8 208ZM22 207H24L23 206V204H22ZM30 207V206H29ZM33 207V206H32ZM32 207H30L29 209H31L32 210ZM45 207V206H44ZM51 207V208H52ZM69 207H72L73 208V210L76 212V210H75V208L72 206V205H70V203H69ZM87 207V206H86ZM85 207V208H86ZM93 207H95L94 205H93ZM93 207H91L92 209H94ZM109 207V206H108ZM106 208L107 210L106 211H108L109 210V208ZM111 207H112V205H111ZM110 207V208H111ZM138 209H141L142 207H140V204L138 205ZM146 207V206H145ZM151 207H152V205H151ZM163 207H165V208H163ZM188 207V209L190 210V211H195V212H189V211H187V208ZM241 207V206H240ZM249 207H250V205H249ZM261 206H259L258 207V209L260 208ZM15 208V209H14ZM26 207H24V209H25ZM36 209H37V207H35ZM35 208H33V209H35ZM47 208V207H46ZM56 208V207H55ZM79 208H80V206H79ZM81 208H83V207H81ZM102 208H103V206H102ZM103 208V209H104ZM118 211L121 209V207H120V204H119V209H118V206L117 207H115ZM115 208H114V210H115ZM124 208V207H123ZM128 208V207H127ZM136 209H137V207H135ZM197 208V209H198ZM7 209H9L8 211H7ZM20 211L22 212H20V215H22L23 214V208H21L20 207ZM39 209H41V210H44L43 208H38V210ZM47 209H49V208H47ZM54 209V208H53ZM51 210V212H50V210H49V212L48 213H51L52 214V211H57L56 209H54V210ZM66 209H69L68 207H66ZM66 209H61V210H65V211H59V209H58V212H60V214L62 213H64V212H66ZM98 209H100V208H98ZM126 208H124V210H125ZM130 209V208H129ZM138 209H137V211H138ZM146 209V208H145ZM147 209H149V208H147ZM151 209V208H150ZM149 209V210H150ZM195 209V210H194ZM257 209V208H256ZM255 209V210H256ZM28 210V209H27ZM78 210V209H77ZM86 210H88V208L86 209ZM95 210H96V207H95ZM94 210V211H95ZM122 210V209H121ZM131 210V209H130ZM141 210H143V209H141ZM223 210V209H222ZM252 209H250V216H251V219H254L255 217H256V214H255V211H251ZM260 210H262V208L260 209ZM25 211V210H24ZM30 211V210H29ZM37 211V210H36ZM44 211H46V210H44ZM70 211V210H69ZM84 212H85V214L87 215L88 213H86V211L85 210H83ZM83 211H81V212H78V213H83ZM93 211V210H92ZM104 211V213H105V210H103ZM126 211V210H125ZM131 211H134V209L133 210H131ZM136 211V210H135ZM229 211V213H231ZM258 212H259V210H257ZM14 212H12V213H8L4 218H3V216L4 215H2L1 214V220L0 221H2V219H4V220H6V217H7V220L9 219L8 217L10 216V219H9V221H7L6 220V223H8V226H4V225H7L4 221L2 222V223H4V225H2V223L0 222V226L2 227L3 226V228L4 227H6V230H2L1 229V227H0V231L2 232H0V235L1 234H3V232L5 233V234H3L4 236H8L7 234L8 233H11V231L12 232H16L15 234L17 235V231L19 230V226L17 225V224H19L20 222L19 221H16V219H15V217L13 216V218L15 219H13L12 218V216H11V214H13ZM34 212H35V210H34ZM57 212V213H58ZM73 212V211H72ZM75 212H74V214H75ZM96 212V211H95ZM98 212H100L99 210H98ZM109 212V211H108ZM112 212L113 213H115L114 211H113V208H112V211H111V214H112ZM127 212H130V211H127ZM127 212H124V213H127ZM140 212V211H139ZM149 212V211H148ZM157 212H155V213H157ZM17 213H19V211L17 212ZM26 213V212H25ZM32 213H33V211H32ZM31 213V215H33ZM37 213V212H36ZM36 213H34V215H37ZM56 213V212H55ZM57 213H56V217H57ZM68 213V212H67ZM97 213V212H96ZM101 213V212H100ZM99 213V214H100ZM131 213V212H130ZM129 213V214H130ZM138 213V212H137ZM154 213V214H155ZM193 213H194V215H193ZM10 214V215H9ZM39 214V213H38ZM43 214V213H42ZM50 214V215H51ZM85 214H84V216H85ZM95 214V213H94ZM102 214V213H101ZM128 214V213H127ZM127 214H125V215H127ZM132 214H134V213H132ZM192 214V215H191ZM196 214V215H195ZM232 214H234V213H232ZM253 214H255V217H252L253 216ZM9 215V216H8ZM19 215V214H18ZM24 215V214H23ZM48 215V216H47ZM71 215V213L69 214V215H65L66 217H64L63 219H65V220H67V218L69 219V217L68 216H70ZM78 215V214H77ZM76 215V216H77ZM83 215V214H82ZM90 215L92 216V214L90 213ZM90 215H88V217L90 216ZM95 215H98V214H95ZM104 215V214H103ZM114 215V214H113ZM121 215L123 216V214H122V212H121ZM137 215V214H136ZM135 215V216H136ZM140 215H141V212H140ZM140 215H139V217H140ZM143 215L141 216V217H143ZM156 215V214H155ZM199 215V216H198ZM225 215H227V216H225ZM263 215V214H262ZM261 215V216H262ZM25 216V215H24ZM24 216H22V217H20L18 220H21V218L22 219H25L26 217H24ZM40 216V215H39ZM46 216L47 217H49V214H45V212H44V216L43 215H41V219H42V217L44 218H46ZM53 216V215H52ZM52 216H50V217H52ZM72 216V215H71ZM82 217L83 218V221H85L84 219L86 218V217ZM99 216V215H98ZM108 216V215H107ZM115 216H117L116 215V213H115ZM121 216V217H122ZM129 216V215H128ZM127 216V217H128ZM231 216V215H230ZM229 216V217H230ZM264 216V215H263ZM262 216V217H263ZM24 217V218H23ZM33 217V216H32ZM54 217V216H53ZM58 217H59V219H60V215H58ZM62 217V216H61ZM79 217V216H78ZM93 217V216H92ZM100 217V219L102 218V215H100L99 216ZM103 217H105V216H103ZM109 217V216H108ZM124 217V216H123ZM123 217L121 218V219H123ZM126 217V216H125ZM137 217H138V215L136 216V218H133V216H132V220L134 219H137ZM11 218H12V221L14 220V221H16L17 222V224L15 223V225L16 226H18V228H17V231H16V229H15V227L14 226H12V224H13V222L11 223L10 222V220H11ZM30 218V217H29ZM29 218H27V219H29ZM35 218V217H34ZM38 218V217H37ZM72 218V217H71ZM69 219V221H73L74 223H75V217H73V220L72 219ZM91 218V217H90ZM90 218H86L87 220L89 219L90 220ZM97 218V220H98V217H96ZM106 218V217H105ZM26 219V220H27ZM31 219V220H30ZM29 219V221L31 222L32 221V218H30ZM39 219V218H38ZM37 219V220H38ZM49 219V218H48ZM58 219V220H59ZM62 219V218H61ZM63 219H62V222H64L63 221ZM79 220L81 219V216L78 218ZM95 218H93V220H94ZM125 219V218H124ZM129 218H127V220H128ZM207 219H209L207 222H209L208 224L209 225H207L208 227H209V230L206 232V229H208V228H206V226L204 225L205 224V222L206 221H204V220H207ZM222 221L221 223H220V220ZM249 219V218H248ZM251 219H249V220H251ZM263 219V218H262ZM36 220V219H35ZM37 220H36V222H37ZM43 220V219H42ZM42 220H40L39 219V222L40 221H42ZM46 220V219H45ZM52 220H54V219H52ZM56 220H57V218H56ZM78 220V222L77 223H79V224H81V227H82V230H83V226H84V228H87V227H85V225L88 223L87 221V223L85 224V225H83L82 224V221L80 220L79 221ZM93 220L91 221V222H93ZM103 220V219H102ZM101 220V221H102ZM108 220V219H107ZM127 220H125V221H123L124 223L127 221ZM131 220V219H130ZM129 220V221H130ZM133 220V221H134ZM243 220H245V218L243 219ZM256 220H257V218H256ZM264 220V219H263ZM34 221V220H33ZM47 221V220H46ZM45 221V222H46ZM68 220H67V223L69 222ZM96 221V220H95ZM99 221V220H98ZM105 221V220H104ZM157 221V222H156ZM227 221V222H226ZM237 221V222H236ZM240 221V222H239ZM246 222L248 221L247 219L245 220ZM19 222V223H18ZM23 222V221H22ZM29 222V223H30ZM39 222H37L38 224H39ZM44 222V221H43ZM54 222V221H53ZM59 222H61V221H59ZM66 222V221H65ZM64 222V223H65ZM81 222V223H80ZM110 222V221H109ZM109 222H108V225H109ZM135 222V221H134ZM198 222H199V224H198ZM202 222V223H201ZM207 222H206V224H207ZM255 222V221H254ZM11 223V224H10ZM23 223H27V221L25 222V220H24V222ZM22 223V224H23ZM33 223V222H32ZM32 223H30L29 225L31 226H33V225H35L34 223L32 224ZM51 223V222H50ZM49 223V224H50ZM58 223V222H57ZM63 223V224H64ZM95 222H93V224H94ZM96 223H97V221H96ZM99 223V222H98ZM101 223V222H100ZM107 223V222H106ZM113 223V222H112ZM130 223H132V222H128V224H129V226H130ZM138 223V222H137ZM137 223H136V226H137ZM140 223V222H139ZM256 223V222H255ZM10 224V225H9ZM21 224V225H22ZM48 224V223H47ZM47 224L46 225H44L43 224V226H42V224H40L41 225V227H45V226H47ZM72 224V223H71ZM70 222L68 223V225H69V227H70ZM79 224H78V226H79ZM103 226H104V224H103V221H102V223H101ZM127 224V225H128ZM158 224V225H159ZM231 224V225H230ZM24 225V224H23ZM28 225V226H29ZM39 225V226H40ZM58 225V224H57ZM68 225H67V227L65 228V226L66 225H64V229H65V231L67 230V231H72L73 229H72V227L69 229L68 228ZM76 225V224H75ZM83 225V226H82ZM94 225H96V224H94ZM126 225V224H125ZM132 225H134V223L132 224ZM9 226H10V228H9ZM25 226V225H24ZM24 226H21V229H23V227ZM39 226H37V228L40 230V228H39ZM51 226V225H50ZM52 226H54V224L52 225ZM56 226V225H55ZM54 226V227H55ZM78 226H77V228H78ZM88 226H90L89 225V223H88ZM97 226V225H96ZM118 226V225H117ZM135 226V225H134ZM133 226V227H134ZM140 226V225H139ZM139 226L138 227H136V228H139ZM150 226H152L151 224H150ZM155 226V225H154ZM154 226H152L151 228H153ZM170 226L172 227V226H174V228L172 227V228H170ZM214 226H215V228L217 227L218 228V230H217V232H214V231H216L215 229L214 230H212L213 228H214ZM241 226V225H240ZM8 227V228H7ZM14 227V230L12 229V228ZM80 227V226H79ZM80 227V228H81ZM99 227V226H98ZM102 227V226H101ZM106 227V226H105ZM105 227L103 228L104 229V231L105 230H107V227H106V229H105ZM110 227V226H109ZM113 227H114V225H113ZM112 227V228H113ZM126 227H128V226H126ZM149 227V226H148ZM147 227V228H148ZM198 227H200V228H198ZM242 227V226H241ZM241 227H240V229H241ZM26 228V227H25ZM29 228V227H28ZM37 228H35V227H32L31 229H33V232H32V234L35 232H37ZM47 228V227H46ZM62 228V227H61ZM60 228V229H61ZM62 228V229H63ZM94 228V227H93ZM115 228H117V227H115ZM119 228V227H118ZM117 228V229H118ZM131 228V229H130ZM129 229L130 230H132V227H130ZM143 228V227H142ZM142 228H139V229H142ZM146 228V229H147ZM150 228V227H149ZM148 228V229H149ZM156 228H153V229H155V230H157ZM198 228V229H197ZM216 228V229H217ZM9 229V230H8ZM10 229H12L11 231H10ZM54 229V228H53ZM52 229V230H53ZM59 229V230H60ZM74 229H75V227H74ZM90 229V228H89ZM92 229V228H91ZM102 229V228H101ZM145 228H144V230H146ZM147 229V230H148ZM153 229H151V231L153 230ZM24 230V229H23ZM35 230V231H34ZM80 230V231H78L77 230V233H83V231H85V230ZM97 230V229H96ZM96 230L95 231H93L94 233L96 232ZM108 230H109V228H108ZM114 230V229H113ZM125 230V229H124ZM130 230H129V234H130ZM197 230H199L200 231V236L199 237H201L202 235V237H203V239H199V237L198 236H196V237H192L193 239L191 240V239H189V238H191V237H189V234H193L194 232H196ZM10 231V232H9ZM25 231H27L26 229L24 230V232ZM29 231H32V230H30L29 229ZM28 231V232H29ZM54 231H56L55 229H54ZM58 231V230H57ZM61 231V230H60ZM66 231V232H67ZM74 231V230H73ZM89 231V230H88ZM104 231H102V232H104ZM121 231V230H120ZM119 231V232H120ZM139 231V230H138ZM150 230L148 231V232H151ZM159 231V230H158ZM259 231V230H258ZM6 232H8L7 234H6ZM18 232H20V231H18ZM40 231H38V233H39ZM42 232L43 231H41L39 234H41V235H43L42 234ZM53 232V231H52ZM63 231H61V233H62ZM93 232H91V233H93ZM98 232H99V229H98ZM105 232H107V231H105ZM105 232H104V234H105ZM124 232V231H123ZM131 232H133V231H131ZM137 232V231H136ZM144 232H147V231H142L141 233H143L144 234ZM147 232V233H148ZM179 234H178V233ZM257 232V231H256ZM43 233H45V232H43ZM47 233H50V232H47ZM55 233V232H54ZM53 233V234H54ZM64 233V232H63ZM76 233V232H75ZM86 232H84V234H85ZM90 233V234H91ZM93 233V234H94ZM110 233V232H109ZM108 233V234H109ZM112 233H114V232H112ZM134 233H135V231H134ZM154 233V232H153ZM157 233V232H156ZM241 233V234H240ZM258 233V232H257ZM262 233V232H261ZM20 234L22 235H26L27 234V232H26V234H24L23 232L22 233H19V235H17L18 237H20ZM29 234V236H30V234H31V232L30 233H28ZM27 234V235H28ZM31 234V235H32ZM68 234H69V236L71 235L69 232H68ZM67 234V235H68ZM72 234H74L73 232H72ZM89 234V235H90ZM96 234H97V232H96ZM96 234L94 235V237L96 236ZM98 234H100L101 235V232H99ZM107 233L105 234V235H107V236H109ZM121 234H125V232L124 233H121ZM148 234H150V233H148ZM202 234V235H201ZM11 235H14V233L13 234H11ZM11 235H9L8 237H9V241H14V240H11V239H16V238H18V237H14V236H16V235H14L13 237H11L10 238V236ZM22 235V236H23ZM27 235L24 237V239H26V241H27ZM33 235H36L35 237L36 238H40V237H42V236H40V235H37V234H33ZM45 235V234H44ZM43 235V236H44ZM55 235H58V234H55ZM65 235H66V233H65ZM79 235V234H78ZM86 235V234H85ZM84 235V236H85ZM88 235V234H87ZM86 235V236H87ZM88 235V236H89ZM120 235V234H119ZM126 235V234H125ZM131 235V234H130ZM140 235V234H139ZM146 235V234H145ZM241 235V236H240ZM260 235V234H259ZM2 236V235H1ZM3 236V237H4ZM21 236V237H22ZM47 236H52V235H47ZM63 236V235H62ZM87 236V237H88ZM93 236V235H92ZM99 236V235H98ZM96 237L97 239L99 238V237H101V236H99V237ZM106 236V237H107ZM112 235H110V237H111ZM137 236V235H136ZM143 236V239H145V238H149V236H147V237H144V235H142ZM151 236V235H150ZM154 236V235H153ZM172 236V235H171ZM170 236V237H171ZM195 236V235H194ZM32 237V236H31ZM46 237V236H45ZM57 237V236H56ZM55 237V238H56ZM68 237V236H67ZM72 237V236H71ZM75 237H77V236H75ZM90 237V236H89ZM93 237V238H94ZM115 238L116 237H119L120 239H121V236H117V234H116V236H114ZM113 237V238H114ZM152 237V236H151ZM179 237V236H178ZM198 237V238H197ZM201 237V238H202ZM230 237V238H229ZM256 237H257V235H256ZM34 238V237H33ZM35 238V239H36ZM47 238H49V237H47ZM80 238V237H79ZM82 238H83V235H82ZM134 238V237H133ZM217 238H218V240H217ZM259 238V237H258ZM1 239V238H0ZM7 239V238H6ZM23 239V240H24ZM50 239V238H49ZM49 239H47V240H49ZM60 239V238H59ZM72 239V240H71ZM76 239V238H75ZM74 239V240H75ZM77 239H78V237H77ZM76 239V240H77ZM87 239V238H86ZM86 239H84V242H85V240ZM97 239H96V241L94 242V245L96 246V245H98L96 242H98L97 241ZM102 239H103V237H102ZM153 239V238H152ZM215 239L217 240V242L219 243V244H217V243H215ZM249 239V238H248ZM4 240V239H3ZM28 240H30L29 238H28ZM31 240H32V238H31ZM62 239H60V241H61ZM64 240V239H63ZM70 240V243H71V241H73V238H70L69 239ZM80 240V239H79ZM82 240V239H81ZM88 240H89V238H88ZM87 240V242H90V241H88ZM91 240H92V237H91ZM95 240V239H94ZM93 240V241H94ZM105 240V239H104ZM103 240V242H106V241H104ZM107 241H109V239H106ZM110 240H115V239H110ZM125 240H127V237H126V239ZM129 240V239H128ZM127 240V241H128ZM142 240V239H141ZM164 240V241H165ZM16 241V240H15ZM43 241V240H42ZM58 240L56 239V242H57ZM59 241V242H60ZM93 241H91L92 243H93ZM100 241V240H99ZM118 241V240H117ZM126 241V242H127ZM144 241V240H143ZM149 241V240H148ZM179 241H181V240H179ZM178 241V242H179ZM54 241H52V243H53ZM56 242L55 243H51L52 244V246H56V245H58L59 247L61 246V245H59L58 243L59 242H57V244H56ZM80 242V241H79ZM90 242V243H91ZM101 242H102V240H101ZM113 242V241H112ZM130 242V241H129ZM150 242V241H149ZM153 242V241H152ZM162 242V241H161ZM191 242V243H192ZM13 243H15V242H13ZM12 243V244H13ZM20 243H21V241H20ZM37 243V242H36ZM50 243V242H49ZM66 243V242H65ZM69 243V242H68ZM67 243V244H68ZM76 243H78V242H76ZM89 243V244H90ZM91 243V244H92ZM182 243V241H181V243H179V245H175L174 247L177 249L176 250V252H175V254H176V257L177 258H174L173 259V257H172V259L171 260H177L178 259V261H179V263H180V261H181V263L183 262V263H185V264H187V263H189L190 264V261L189 260H191V258H190V256L189 255H186V254H188L189 252H187V250L186 249H189L188 247H187V245L185 244H183ZM1 244V243H0ZM4 244V243H3ZM2 244V245H3ZM7 244V242L5 243V245ZM10 244V246H11V243H9ZM43 244H45V242H43ZM42 244V245H43ZM55 244V245H54ZM90 244V245H91ZM106 245H105V247L107 246V244L108 243H105ZM142 244H144V243H142ZM145 244H147L148 245V243L147 242H145ZM145 244H144V246H145ZM246 244V243H245ZM23 245H25V244H23ZM36 245V244H35ZM37 245H38V243H37ZM42 245H40V246H42ZM46 245V244H45ZM66 245V244H65ZM64 245V246H65ZM68 245H71V244H68ZM90 245H88L89 246V249H91V247H90ZM100 245H102L101 243H100ZM112 245H113V243H112ZM124 246H126L125 244H123ZM131 245V244H130ZM132 245L134 246V244L132 243ZM136 245H138L137 243H136ZM135 245V246H136ZM238 245V246H237ZM253 245V244H252ZM39 246V249H42V248H44V250H45V247H51V245H49L48 244V246L46 245L45 247L44 246H42V248ZM92 246V245H91ZM99 246V245H98ZM103 246V245H102ZM129 246V245H128ZM143 246V245H142ZM151 246V247H152ZM189 246V245H188ZM227 246L226 245H224L223 247H225V248H227ZM241 246V245H240ZM243 246V245H242ZM2 246H0V248H1ZM7 247V246H6ZM6 247H5V249H6ZM15 247V246H14ZM17 247H18V245H17ZM20 247H23L22 245L21 246H19V248ZM28 249H29V251L31 252V250L33 249V246H29V244H28ZM65 247H67L68 248V246H65ZM70 247V246H69ZM84 247H86L87 248V246H84ZM84 247H83V249H84ZM104 247V246H103ZM104 247V248H105ZM108 247H112V246H109L108 245ZM107 247V248H108ZM120 247V246H119ZM129 247H131V246H129ZM136 247H138V246H136ZM136 247H134V248H136ZM249 248H251L250 246H248ZM3 248V247H2ZM11 248V247H10ZM30 248H32L31 250H30ZM56 248V247H55ZM62 248V247H61ZM79 248H80V246H79ZM96 248H97V246H96ZM95 247H94V249H96ZM123 248H126V247H123ZM185 248V249H184ZM244 248V247H243ZM246 248H247V246H246ZM4 249V248H3ZM4 249V250H5ZM14 249V248H13ZM16 249V248H15ZM48 249V248H47ZM54 249V248H53ZM57 249H59V248H57ZM66 249V248H65ZM88 249V248H87ZM99 249V248H98ZM113 249V248H112ZM116 249V248H115ZM137 250H138V248H136ZM144 249V248H143ZM145 249H146V247H145ZM230 249V250H229ZM236 249V250H235ZM248 249V248H247ZM246 249V251H248ZM252 249V248H251ZM253 249H254V247H253ZM258 249H260L261 250V248H258ZM8 250V249H7ZM12 250V249H11ZM10 250V251H11ZM23 250V249H22ZM43 250V249H42ZM50 250V249H49ZM64 250V249H63ZM72 250V249H71ZM71 250L69 251V253L71 252ZM76 251L78 250V248H76L75 249ZM97 250V249H96ZM101 250H103V248H101ZM110 250H111V248H110ZM120 250V249H119ZM130 249H125V251H128V252H130L129 251ZM135 250V249H134ZM134 250H132V248H131V251H134ZM154 250V251H155ZM185 250H186V253H185ZM211 250H214V252L212 253V251ZM216 250V251H215ZM237 251V252H235V251ZM256 250H257V248H256ZM9 251V252H10ZM20 251H21V249H20ZM25 251V250H24ZM33 251H35V250H33ZM32 251V252H33ZM36 251H37V253L40 251L41 252V250H37L36 249ZM36 251H35V253H36ZM53 251V250H52ZM51 251V252H52ZM66 251H67V249H66ZM83 251H86V250H82L81 252H83ZM91 251H94V250H91ZM98 251V250H97ZM106 251V250H105ZM115 251V250H114ZM113 251V252H114ZM122 251H123V249H122ZM148 251V254H149V251H152V250H147ZM173 251H175V250H173ZM178 251H179V253H178ZM218 251V252H217ZM252 251V250H251ZM259 251V250H258ZM1 252V251H0ZM3 252V251H2ZM30 252H29V255H30ZM54 252H57V250L56 249H54ZM78 252V251H77ZM80 252V251H79ZM94 252H96V251H94ZM93 252V253H94ZM101 252V251H100ZM117 251H115V253H116ZM138 252H140V251H138ZM145 252H146V250H145ZM145 252H142V254L143 253H145ZM153 252V251H152ZM169 252V251H168ZM220 252H222V253H220ZM261 252V251H260ZM7 253V252H6ZM50 253V252H49ZM59 253V252H58ZM61 253V252H60ZM63 253H65V250H64V252ZM74 253V252H73ZM72 253V254H73ZM89 253H91V252H89ZM93 253H92V255H93ZM98 253H99V251H98ZM102 253V252H101ZM108 253H110V252H108ZM115 253L113 254H111V255H113V257H114V255H115ZM127 253V252H126ZM136 253V252H135ZM155 253H156V251H155ZM155 253H153L154 254V256H156L157 254H155ZM173 253V252H172ZM215 253V254H216ZM223 253V256L221 257L222 259H223V261L224 260H226V259H224L223 257H226L227 255H225ZM243 253V252H242ZM249 253V252H248ZM252 253V252H251ZM263 253V252H262ZM52 254V253H51ZM83 254V253H82ZM86 254V253H85ZM102 254H104V253H102ZM107 254V253H106ZM106 254H104V255H106ZM118 254V253H117ZM133 254V253H132ZM146 254V253H145ZM147 254V255H148ZM152 253H150V255H151ZM164 254V253H163ZM168 254V253H167ZM174 254V253H173ZM211 254H213V255H211ZM234 254H232V255H234ZM245 254V253H244ZM243 254V255H244ZM1 255V254H0ZM23 255H25V254H23ZM22 255V256H23ZM29 255H27V256H29ZM44 255V254H43ZM57 255V254H56ZM65 255V254H64ZM67 255V254H66ZM99 255V254H98ZM101 255V254H100ZM110 255V256H111ZM119 256H122V255H120V254H118ZM126 255V254H125ZM137 255V254H136ZM159 255V256H160ZM170 255V254H169ZM225 255V256H224ZM246 255V254H245ZM248 255H251V254H248ZM11 256V255H10ZM14 256V255H13ZM45 256V255H44ZM43 256V257H44ZM69 256V255H68ZM73 256H75V255H73ZM77 256V255H76ZM84 257H86L87 255H83ZM90 256V255H89ZM97 256V255H96ZM144 256H146V255H144ZM143 256V257H144ZM149 256V255H148ZM148 256H146V257H148ZM160 256V257H161ZM174 256V255H173ZM178 256L180 257V258H178ZM188 256H189V258H188ZM217 256V255H216ZM220 256V255H219ZM228 256L230 257V255L228 254ZM242 256V255H241ZM252 256H253V254H252ZM1 257V256H0ZM7 257H8V254H7ZM6 257V258H7ZM34 257V256H33ZM58 257H59V254H58ZM64 257V256H63ZM95 257V256H94ZM100 257V260L102 259L101 258V256H99ZM105 257V256H104ZM118 257V256H117ZM129 257V256H128ZM127 257V258H128ZM130 257H131V254H130ZM142 257V256H141ZM166 257H168V255L166 256ZM165 257V255H164V258L163 257H161V258H163V259H165L166 258ZM175 257V256H174ZM211 257V258H210ZM236 258H239V255H237V256H235ZM247 257V256H246ZM2 258V257H1ZM5 258V259H6ZM14 258V257H13ZM31 258V257H30ZM39 258V257H38ZM41 258H42V255H41ZM45 258H47V257H45ZM44 258V259H45ZM52 258V257H51ZM57 258V257H56ZM73 258H75V257H73ZM89 258V257H88ZM87 258V260L86 261H88L89 259ZM91 258H92V256H91ZM118 258H120V257H118ZM139 258H140V255H139ZM145 258V257H144ZM143 258V260H145ZM195 258V257H194ZM193 258V259H194ZM206 258L208 259V262H206ZM228 258V257H227ZM241 258V257H240ZM12 259V258H11ZM16 259V258H15ZM27 259H28V257H27ZM36 259V258H35ZM34 258L32 259L33 261L35 260ZM48 259H50V258H48ZM58 259V258H57ZM70 259V258H69ZM77 260H80V258L78 259V258H76ZM86 259V258H85ZM104 259V258H103ZM114 259V258H113ZM113 259H111V261L113 260ZM117 259V258H116ZM120 259H122V258H120ZM131 259V258H130ZM135 259H137V257L135 258ZM148 259H151V258H149L148 257ZM147 259V260H148ZM152 259H153V257H152ZM155 259V258H154ZM158 259V261L160 262V261H163V259H161L160 260V258H157ZM181 259V260H180ZM196 259H194V262H195V260ZM215 259V258H214ZM231 259V258H230ZM229 258L227 259L228 261L230 260ZM235 259V258H234ZM243 259V261H245L246 259H244V257L242 258ZM262 259V258H261ZM1 260V259H0ZM23 260H25V259H23ZM52 260V259H51ZM60 260H62V259H60ZM67 260H68V257H67ZM66 260V261H67ZM71 260L73 261V259L71 258ZM82 260V259H81ZM80 260V261H81ZM91 260V259H90ZM92 260H93V258H92ZM96 260H97V258H96ZM106 260V259H105ZM117 260H119V259H117ZM133 260V259H132ZM166 260V259H165ZM168 261H169V258L167 259ZM167 260L165 261L166 262V264L168 263L167 262ZM196 260V261H197ZM217 260V259H216ZM216 260L214 261V260H212L215 264H217L216 263ZM219 260V259H218ZM221 260V259H220ZM219 260V261H220ZM226 260V262L224 263V264H226V263H228V261ZM238 260V262H240L239 261V259H237ZM237 260H236V262H237ZM257 260V259H256ZM8 261V260H7ZM18 261V260H17ZM17 261H15V262H17ZM29 261V260H28ZM33 261H32V263H33ZM35 261H38V260H35ZM59 261V260H58ZM70 261V260H69ZM68 261V262H69ZM70 262L69 264H71V263H73V264H78L80 261H78L77 263H75V261L74 262ZM103 261V260H102ZM101 261V262H102ZM107 261V260H106ZM114 261V260H113ZM121 261V260H120ZM126 261L128 262V260L126 259ZM125 261V264H127V262ZM138 261V260H137ZM150 261V260H149ZM149 261H146V262H149ZM158 261H153V262H158ZM177 261V262H178ZM198 261V262H199ZM233 261V260H232ZM262 261V260H261ZM38 262H40V261H38ZM37 262V263H38ZM62 262V261H61ZM119 262V261H118ZM122 262L123 263H121V264H124V261L122 260ZM142 262V261H141ZM146 262H142L143 264L144 263H146ZM152 262V261H151ZM150 262V263H151ZM152 262V263H153ZM165 262H164V264H165ZM172 262V261H171ZM176 262V261H175ZM175 262H174V264H175ZM235 261H234V263H236ZM242 262V261H241ZM260 262V261H259ZM1 263V262H0ZM21 263V262H20ZM23 263H24V261H23ZM22 263V264H23ZM32 263H30V264H32ZM41 263V262H40ZM88 263V262H87ZM103 263V262H102ZM112 263V262H111ZM114 264H116V261L115 262H113ZM119 263V264H120ZM135 263V262H134ZM149 263V264H150ZM180 263V264H181ZM192 263V262H191ZM221 263V262H220ZM243 263V262H242ZM4 264V263H3ZM14 264H16V263H14ZM25 264H29V263H26L25 262ZM33 264H36V263H33ZM50 264V263H49ZM86 264V263H85ZM94 264V263H93ZM97 264V263H96ZM98 264H99V260H98ZM105 264V263H104ZM140 264V263H139ZM159 264H162V263H159ZM171 264V263H170ZM193 264V263H192ZM197 264V263H196ZM219 264V263H218ZM228 264H230V262L228 263ZM232 264V263H231ZM238 264V263H237ZM241 264V263H240ZM257 264V263H256Z\"/></svg>",
	"mask_w": 264,
	"mask_h": 264
}]
</instances>
